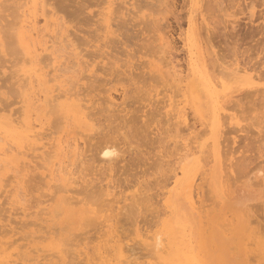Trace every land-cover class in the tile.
Segmentation results:
<instances>
[{
	"label": "rangeland",
	"instance_id": "1",
	"mask_svg": "<svg viewBox=\"0 0 264 264\" xmlns=\"http://www.w3.org/2000/svg\"><path fill=\"white\" fill-rule=\"evenodd\" d=\"M4 1V2H3ZM24 1L25 2H28V0H0V31L2 32V34H4L3 36H6L5 38H7L8 40H10V41H8L7 39H4V37L2 36V34L0 33V36H1V38L0 39H2L1 41H0V108L2 107V109L3 108H5V107H7L8 109H9V111L6 113V110H4V113H2L1 112V110H0V125H1V127H3V129L4 130H2V131H4V132H1L0 133V142H1V144H0V146H3V144H4V146L7 148V149H11V150H9L8 152V155H11V154H13V153H15V154H13V156H11V158L13 159L12 160V162H14V164L16 163V165H13L15 168L17 167L18 168V166L17 165H19V168L21 169V168H24V170H21V171H18V170H20V169H17V171H15V169H13V170H11L12 168L9 166V168H11L9 171L11 172V173H9V171L7 172L6 171V169L5 168H8V167H6V165H4V164H7V163H2L1 165L2 166H0L1 168H0V170H2V172L4 173H2V172H0V177H1V179L3 178V180H1L0 179V184L2 185H0V241L2 242V246L4 247H6V245H8L5 249H7L6 251H5V249H3V247H2V252H1V250H0V257H1V260H3V261H0V264H3V263H5L4 261H6V264H14L15 262V264H18V263H22V264H24V263H27V264H42V263H46V264H130V263H132V264H247L249 261H247V260H250V259H253V256L251 257H248V255H246V254H249L251 251H253L254 253H250V254H255V256L258 254V256L257 257H255L253 260H250V264H256V262H258L257 264H264V254H263V256H262V253H264V251H263V249H264V246H262V245H264V170H263V173H262V176H259V173L257 172V168L259 167V166H262L263 168H264V107L262 106V107H258V106H260L259 104H257L258 106H256V108H257V110L255 109H253V108H255V106L252 108L253 110H251V111H249L248 112V110H249V108H247V109H245V111L247 110V113L244 111V113L242 112L241 113V111L240 112H238V110H235L234 111V109H232V110H230L231 108L229 107V108H227L228 107V105L226 106V104H228V102L226 103V104H224V105H222V102H223V100L224 99H226L225 97H223L224 99L222 100V94L224 95V93L223 92H226L227 91V93L229 92V91H231V89H222L221 88V86H220V88H219V85L217 84V85H215V83H213V81L211 80L212 79V75H214V73L212 74L211 72H210V74H208V72L207 73H205L204 71H203V68H199V72H200V75L203 73V75L204 76H206V78L208 77V79L211 81V83L212 84H214V88L218 91H213V93H212V99H210V103L211 102H215V99H217L216 100V104H217V106L219 107V105L221 104L222 106H224L223 107V109H217V113H218V115H220V114H222V116L223 115H227L228 114V116L229 115H233V116H235V118L234 119H232V120H230L229 118H228V116H227V118L225 119L224 117H222L221 115V119H223L224 118V120H226V121H224L223 122V124H221V121L222 120H220V116H219V121H220V125H219V127H218V130H210L209 128H206V127H204V125H203V127H204V129L203 130H205V129H207L208 130V133H206V134H203V133H200V132H198V135H197V131L196 130H198V129H196V130H194L195 131V133H196V135L198 136V137H196L195 136V138H200V139H198L197 141L198 142H196V141H193L195 138H194V136H191L193 133H191V132H194L193 130H189V129H191V128H193V129H195L194 128V126L193 125H195V127L196 128H199V131L203 128H201L199 125H200V121L198 120V118L197 117H194L193 116V113H192V110H191V108H189V106L188 105H185L186 107H185V112H186V117L188 118V120H187V122L189 123V124H191V128L189 127L190 125H186V126H188V129L186 128V126L184 125V128L185 129H187L188 131H187V133H186V130H184V128H181V127H183V125L182 126H180L181 125V123H180V125H179V132H180V128H181V130H182V132H184L185 134H183L182 132H180V133H182V134H180V133H178V135H177V138H175L176 140H179V142L177 143L176 142V140L174 139V142L173 143H177V148H176V153L173 151V150H170V149H172V147L174 148V144L171 142V141H173L171 138H174V137H176L174 134H172L173 133V131H171L172 129H170L172 126V122H174L175 120H178V119H176V111H177V109L175 108V105H177L176 107L178 108L180 105L182 106V104H183V102H180L178 99H180V100H182L183 99V97L181 98V96L182 95H180V97L178 98V96H179V94H177L176 96H174L173 97V99L178 103V104H176V102L174 101H172L171 99H172V95L173 94H176V93H174L172 90H174V88L173 89H171L172 87H173V83L175 84V88H176V83L177 82H175L176 80V78H178L179 76H183V77H181V79L182 78H184V79H180V80H178V81H180L181 82V84L182 85H180L179 83H177V84H179L180 86H183V83H186V81H185V79L187 80V79H189V77L191 76L190 75V71H189V68H188V62H186L185 60H187L188 61V59H189V56H188V52L187 51H184L185 49H186V47L185 46H183V42H182V40H180V39H178L177 38V36H176V34H177V27H176V22L174 23V19H176L177 17V22H178V26L180 27V30L183 32V34H182V37L184 36V33L186 34V32H188V33H191L192 34V36L194 35V37H196L197 38V40L196 41H199L202 37L204 38L205 37V39L208 41H210V43H211V45L213 46V50H211V49H208V47H207V45H206V47H207V50H208V52H209V50L210 51H214V53L216 54V55H213V53H212V55H209L208 56V54L206 55V53H203L204 54V56H205V58H207L208 59V61H210L211 59L212 60H214L215 61V63L217 62V64H215L216 65V67H217V65L218 66H220L221 68H222V72L224 71H226L225 72V74L227 73V71L230 73V69L231 68H234L235 67V65H230V64H232L233 63V59H234V57L232 56V55H230L229 53H227L228 51H226L227 50V47H230V46H232L233 45V41H235L236 39H238V41H239V50L241 51V52H243L244 54H243V56H240V57H238V60H239V68H241V66H243V61L241 60L240 61V59L241 58H245V60H247V56H250V58H252V62H256V61H258L259 60V58L261 57L259 54L257 55V53L259 52V39H260V35H259V25H256L258 22H259V17L257 18V21L254 23V24H249V23H247V20L245 19V18H240V19H238L237 21H236V24H235V27H234V29H232V25H231V22L230 21H232L233 19H236L237 18V16L239 17V15L237 14L236 15V17H229V15L232 13H234L236 10L233 8L232 9V7H230L229 6V4L227 3V4H225V2H226V0H224L225 2H223L224 3V5H222V7L224 8H222L221 6H214L215 4H214V2H212V0H205V2H207V1H210L211 2V4H208V6L207 5H205V3L203 2L204 0H202V1H200V0H195V1H192V0H174V1H172V0H121V2H122V4L120 5V9H119V7H118V3L120 2V0H118L117 2V7L115 6V4H114V6L116 7H114L113 6V4L112 3H115L116 1H114V0H111L110 2H104V4L106 3L107 5L108 4H111L112 6H113V8L111 7V5H110V8L111 9H113L114 10V8L116 9V11H118V9L120 10V17H119V14L116 12V11H113V10H111V14L112 15H114L115 13V18H114V16H112V15H110V17H109V21L112 19V22L113 21H115V19L117 20V17H118V19L120 20V21H115V22H118V23H116L117 24V26L116 25H114V23L115 22H113V23H110L111 24V27H112V25H113V28H111L110 30H112V33H111V35H110V33L107 35V37L106 38H102V33H103V30H104V27L102 28V25L101 26H97L96 24H95V21H96V19L99 17V16H97L96 17V11H97V9H98V7L95 5V0H92V1H94V5H95V7H94V5H91V4H93V2H91L90 3V8H86V7H83V8H81V4H82V6H83V4L85 3L84 1H86V0H60V1H58V3L60 2V4H61V6H63L62 8H61V6L58 4V5H56V2H57V0H54V2H55V4L53 5V6H55L56 8H57V11L56 12H61L60 14H57V15H61L62 16V19H63V17L65 18L64 20L66 21L67 19L69 20V23L66 21V22H62L61 20H59V16H57V19L55 18V20L53 19L52 20V18H53V16H52V18L50 19V22L52 23L53 21H55V22H57V24L55 23V25H52L51 23V25L52 26H55V28H57L56 27V25L57 26H61V25H63V24H65V26L63 25V26H61V27H59V28H57V29H55V28H53V27H51V25L50 26H48L47 28H44V27H46L47 25H45L44 26V20H43V16L41 15V12L39 13H37L36 14V18L38 19L37 20V22H39V23H36V29H37V33H34V32H32V35L33 36H35L36 37V39L38 40V42L37 41H35V38L33 37V36H31L32 38H28V37H26L25 38V40H28L29 39V44L31 43V45H29V46H31L30 48L32 49V47H34V46H36V49H37V52H38V57H37V60L38 61H36L35 62V64H33V65H31L30 63H24V62H26V61H23V59H24V57H21L22 55H23V51L21 52L20 51V49L22 50V48H21V46L19 45V47H20V49L18 48V47H16L15 45H17L18 46V43L17 44H15L14 42H16L17 41V37H16V40L14 39V40H12L13 38H15V36L13 37V32H15V33H17L15 30V27L17 26V25H19V24H17L16 22H13L14 20L15 21H19V19L17 18L18 17V14H19V16H20V12H21V10H23L24 8H25V6H24V8L23 7H21L20 6V4L22 5V4H24ZM48 2H50V3H48V4H51V2L53 1V0H47ZM46 1V2H47ZM90 0H88V1H86V2H89ZM99 1V0H98ZM126 1V2H125ZM176 1V2H175ZM184 1V3H183V5H182V2ZM214 1V0H213ZM247 3L250 1V0H245ZM256 1H259V0H256ZM54 2H52V4L54 3ZM112 2V3H111ZM166 2V3H165ZM173 2V3H172ZM187 2H188V4H187ZM200 2V3H199ZM204 3V6L206 7L207 6V8L206 9H204V6L202 5L203 3ZM209 2V3H210ZM126 3V4H125ZM202 3V4H201ZM86 5L87 4H89V3H85ZM85 4H84V6H85ZM103 4V3H102ZM100 5V6H102V7H107L106 6V4L105 5ZM168 5H170V6H168ZM182 5V6H181ZM187 5V6H186ZM193 5H195V6H193ZM200 5V6H199ZM202 5V6H201ZM209 5H210V7H209ZM52 6V5H51ZM52 6V7H53ZM99 6V7H100ZM175 6V7H174ZM211 6H213V7H211ZM18 7H19V9H18ZM93 7V8H92ZM97 7V8H96ZM182 7H184V8H182ZM187 7H189V9H187ZM201 7H203V9H201V11H200V8ZM218 7H219V11H217L218 10ZM226 7V8H225ZM228 7V8H227ZM58 8H60V9H58ZM118 8V9H117ZM180 8H182L181 10H180ZM195 8V9H194ZM199 8V9H198ZM210 8H214V10H211ZM217 8V9H216ZM221 8H222V10H221ZM18 9V10H17ZM49 10L50 11V7H47L46 6V10ZM54 9V8H53ZM85 9H87V10H90V12L89 11H87V10H85ZM165 9V11H166V13H165V11H163ZM167 9V10H166ZM16 10L18 11V12H16ZM47 10V11H48ZM99 10V9H98ZM188 10V11H187ZM192 10V11H191ZM198 10V11H197ZM205 10V11H204ZM207 10V11H206ZM209 10H210V12H209ZM91 11H93L94 12V15H93V12H91ZM103 11H105L106 12V10L104 9ZM211 11H213V12H211ZM231 11H233V12H231ZM58 12V13H59ZM78 12V13H77ZM98 12V11H97ZM114 14H113V13ZM164 12V13H163ZM168 12V13H167ZM173 12V13H172ZM175 12H176V14L177 15H181V16H176V14H175ZM198 14H197V13ZM216 12V13H215ZM223 12V13H222ZM18 13V14H17ZM89 13V14H88ZM121 13H122V15H121ZM125 13V14H124ZM187 13V14H186ZM196 13V14H195ZM203 13V14H202ZM225 13H226V15H225ZM38 14H40V15H38ZM117 14H118V16H117ZM151 14V15H150ZM176 16V17H174V15ZM192 14H194V16L195 17H193V15ZM200 14V15H199ZM214 14V15H213ZM5 15H6V17H5ZM8 15H10V16H8ZM148 15H150L149 17H148ZM186 15V16H185ZM199 15V16H198ZM256 15L257 16H259L258 15V12H256ZM55 16V15H54ZM84 16V17H83ZM90 16V17H89ZM144 16V17H143ZM201 19V17H202V19H205L206 21H207V19H210L211 20V23H210V21H207L208 23H210L209 25H213L214 23H213V21L214 20H217L216 21V23L218 22V24H217V26L216 25H214V26H216V28L212 31H210L209 30V33L208 34H206V24H208V23H206V21L205 20H202L201 19V21H200V19H198V17ZM210 16V17H209ZM214 16V17H213ZM42 17V18H41ZM92 17V18H91ZM165 19H164V18ZM174 17V18H173ZM180 17H181V20L182 21H180L179 19H180ZM205 17V18H204ZM207 17V18H206ZM5 18H6V20H5ZM13 18H14V20H13ZM73 20H72V19ZM122 20H124V21H121V19ZM127 18V19H126ZM141 18V19H140ZM146 18V19H145ZM153 19V21L152 20H150V19ZM154 18H155V20L156 19H161L160 21H158V20H154ZM190 18H192V19H190ZM195 18V19H194ZM9 21H8V20ZM16 19H18V20H16ZM61 19V18H60ZM87 19V20H86ZM99 19V18H98ZM144 19H145V21H144ZM198 19V20H197ZM228 19H231V20H229V21H227V23H226V20H228ZM57 20V21H56ZM72 20V22H70ZM127 20V21H126ZM179 20V21H178ZM191 20V21H190ZM193 20V21H192ZM221 20H223V23H220V22H222ZM5 21H7V23L5 22ZM12 21V22H11ZM62 23H61V22ZM150 23V26H149V24H148V22ZM156 23H155V22ZM176 21V20H175ZM202 22L201 24H202V28H203V22H204V31L201 33L200 31H199V29L201 30V25H198V23L199 22ZM60 22V23H59ZM157 22H160V23H157ZM182 22V23H181ZM198 22V23H197ZM215 22V21H214ZM229 22V23H228ZM15 23V24H14ZM70 24V25H72L73 26V28H72V26L70 27V25H68V24ZM87 23V24H86ZM148 25H147V24ZM182 24V25H179V24ZM189 23H191V24H189ZM213 23V24H212ZM215 23V24H216ZM220 23V24H219ZM232 23H233V21H232ZM5 24V25H4ZM11 26H10V25ZM13 24H14V28L12 29V27H13ZM17 24V25H16ZM48 24V23H47ZM61 24V25H60ZM67 24V25H66ZM89 24H90V26H89ZM93 24V25H92ZM121 24H123V25H121ZM154 24V25H153ZM156 24V25H155ZM173 25V26H169V25ZM6 25H8V26H6ZM118 25H121V27H119ZM146 25V26H145ZM158 25V26H157ZM161 25V26H160ZM193 25V26H192ZM222 25V26H221ZM3 26V27H2ZM5 26V27H4ZM38 26V27H37ZM196 26H198V29H197V27ZM224 26V28H222ZM8 27H9V29H8ZM18 27V26H17ZM16 27V28H17ZM67 29H66V28ZM120 28V30H118L119 28ZM158 27V28H157ZM161 27V28H160ZM172 27H174V29L172 28ZM191 27H192V29H191ZM200 27V28H199ZM209 27V26H208ZM218 27H221V28H218ZM61 28V29H60ZM95 28H98V30H99V33H98V31H97V35H99V38H100V36H101V39H98V45L100 44V45H103V47L100 49V53H102L103 52V54L105 53V54H109L107 57L109 58L110 57V60L108 59V58H106V56H105V58L106 59H108V60H106L105 58H104V56H103V58L104 59H102V56L100 57V56H97L98 54H100L98 51H95V53L96 52H98L96 55H93L94 56V58H92L93 56L90 54L89 55V53H87V52H91L92 51V48H90V47H88V45H86L85 46V42H84V40H86V41H88V39H90V37L92 36V34H93V32H91L92 30H95ZM114 28H117V30H115ZM185 28V29H184ZM219 30H218V29ZM39 29V30H38ZM41 29H42V31H41ZM43 29H45V30H43ZM58 29H60V30H58ZM65 29H66V31H68L67 33L70 35L69 37H71L72 38V40H73V38H74V40L72 41V42H74V43H78V41H79V43L78 44H80V45H78V46H76L77 45V43H76V47H78V50H79V48H80V50H82V52L84 51V53L86 52L87 54H88V56H87V58H85V54L83 53V55H82V53H81V55H80V53H79V51H78V53L76 52V49H74L73 48V46L71 45V44H69L68 45V43H71V41L70 42H68V40H67V38L65 37V34H67V33H65L66 31H65ZM69 29V30H68ZM77 31H76V30ZM103 29V30H102ZM171 29H172V31H173V34H172V31H171ZM187 29V30H186ZM13 30V31H12ZM51 30V31H50ZM62 30V31H61ZM65 32H64V31ZM75 30V31H74ZM215 30H217V31H215ZM9 31L10 32H12L11 34L9 33ZM40 31V32H39ZM50 31V33H48L47 34V32H49ZM100 31H102V33L100 32ZM117 31V32H116ZM41 33V32H43V36L42 35H40L39 33ZM53 32H56V33H53ZM74 32H76L77 34V36H74V37H72L73 35H75L74 34ZM113 32H115V35H116V38H112V37H114V34H113ZM120 34H119V33ZM59 33V34H58ZM60 33H62V34H60ZM91 33V34H90ZM117 33H118V35H117ZM171 33V34H170ZM200 33L202 34V36L200 35ZM204 33V34H203ZM7 34V35H6ZM10 34V35H9ZM45 34V35H44ZM64 34V35H63ZM68 34L66 35V36H68ZM73 34V35H72ZM85 36H84V35ZM88 34V35H87ZM101 34V35H100ZM200 36H199V35ZM42 36V37H39V36ZM50 35H53V38H52V40H55L56 41V43L54 44V46L55 47H52V48H49V49H47V50H45V54H47V52L48 51H51V50H53V51H51V52H53L54 53V51H55V53H54V55L56 54V55H58L59 57H57L56 58V55L54 56L53 54V56L52 55H50L51 56V58L53 57H55V59H57V60H55V59H51V60H49L50 59V56L49 55H46V56H44V58H47L49 61H47L48 63L50 62L51 63V65H53L52 67L50 66V67H48V65L50 64H48L47 62H44V60L46 61V59H44L43 58V55L44 54H42V51H41V45H42V43H43V40H42V38H44L45 39V37H46V39L45 40H49V38H51V36ZM61 35H63L62 37H61ZM91 35V36H90ZM210 35V36H209ZM8 36V37H7ZM39 37V39H38V37ZM45 36V37H44ZM56 36H57V38H56ZM89 38H88V37ZM112 36V37H111ZM175 36V37H174ZM3 37V38H2ZM11 37H12V39H11ZM49 37V38H48ZM65 37V39L67 40V41H65L64 39H62V38H64ZM68 37V39H71V38H69ZM86 37H87V39H86ZM167 37V38H166ZM170 37H171V39H170ZM198 37H201V38H198ZM210 37V38H209ZM10 38V39H9ZM34 38V39H33ZM56 38V39H55ZM77 38V39H76ZM112 38V39H111ZM164 39L163 40V42L161 41V39ZM176 39V41H175V39ZM63 40V41H60V40ZM79 39V40H78ZM108 39H109V41H108ZM171 40V41H168V40ZM211 39V40H210ZM11 40H12V42H11ZM51 40V39H50ZM78 40V41H77ZM83 40V42H81ZM112 40H114V41H112ZM122 40V41H121ZM203 40V39H202ZM202 40H200V42L199 43H197L196 41H195V45L196 46H198V44H201L202 42ZM206 40H205V42H206ZM263 40V39H262ZM31 41V42H30ZM32 41H34V42H32ZM40 41V42H39ZM159 41V42H158ZM166 41V42H165ZM174 41L176 42V43H174ZM204 41V40H203ZM10 42V43H9ZM36 42H37V44H36ZM63 42V43H62ZM66 42V43H65ZM68 42V43H67ZM81 42V43H80ZM100 42V43H99ZM108 42V43H107ZM112 42H114V43H112ZM204 42V43H205ZM5 43V44H4ZM14 43V44H13ZM103 43V44H102ZM110 43V44H109ZM147 43H149L148 45H147ZM161 43V44H160ZM163 43H165V47H166V45H167V47L166 48H168V46L171 48L170 50V52H172V53H170L169 54V50L168 49H163V50H166V52L165 53H167V54H169V56L167 57V55H163V53L161 52V51H163V50H160V48H164V44ZM169 43V44H168ZM201 44L202 45V47L205 45V44ZM8 44L10 45L9 46V48H8ZM83 44V46L81 47V45ZM171 44V45H170ZM175 44V45H174ZM182 44V45H181ZM206 44H207V42H206ZM225 44H227V47L225 46ZM68 45V46H67ZM106 45V46H105ZM113 45H114V47H113ZM143 45H145V46H143ZM155 45H160L159 47V50L157 49L158 47L157 46H155ZM163 45V46H162ZM229 45V46H228ZM70 46H72V48H70ZM74 46V47H75ZM182 46V47H181ZM16 47V48H15ZM39 49H38V48ZM62 47V49H60ZM75 47V48H76ZM109 49H108V48ZM147 47V48H146ZM156 47V48H155ZM176 47V48H175ZM183 48V50L181 49V48ZM225 47H226V50H225ZM258 47V48H257ZM41 48V49H40ZM66 50H65V49ZM83 48V49H82ZM88 48V49H87ZM111 48H112V50H111ZM7 49H9V50H7ZM16 49V50H15ZM51 49V50H50ZM56 49V50H55ZM58 49V50H57ZM70 49H72V50H70ZM74 49V50H73ZM87 50V51H85V50ZM146 49V50H145ZM147 49H148V51H147ZM155 49H157L156 50V52L154 51ZM5 50H6V52H5ZM14 50V51H13ZM17 50H18V52H17ZM89 50V51H88ZM91 50V51H90ZM94 50H96V49H94ZM102 50V51H101ZM111 50V51H110ZM168 50V51H167ZM173 50V51H172ZM179 50H181V51H179ZM216 50V51H215ZM9 51V52H8ZM12 51H13V54H12ZM146 51V52H145ZM176 51V52H175ZM179 51V52H178ZM40 52V53H39ZM92 52H94V51H92ZM160 52L162 53L161 54V56L162 57H167L168 58V62H166V63H170V64H164V67H166L167 65H168V70H169V68L171 69V67H172V70L171 71H173V70H177L178 69V71L177 72H175V71H173L174 73H172V72H170V70H169V72H168V75H167V71H165L164 70V68H162L163 67V63H161L160 61L162 60L161 58V56H160ZM187 52V53H186ZM257 52V53H256ZM11 53V54H10ZM22 53V54H21ZM94 53V54H95ZM112 53V54H111ZM158 53V54H157ZM164 53V54H165ZM227 53V54H226ZM18 54V55H17ZM21 54V55H20ZM77 54H79L80 56H82L83 58H81L79 55H77ZM186 54V55H185ZM218 54V55H217ZM10 57H9V56ZM12 55V56H11ZM40 55V56H39ZM41 55H42V57H41ZM110 55H112V56H110ZM196 55H198V56H196ZM222 55H223V57H222ZM225 55V56H224ZM262 55V54H261ZM19 56H20V59H19ZM48 56H49V58H48ZM61 56V57H60ZM80 58H79V57ZM97 56V57H96ZM114 56V57H113ZM158 56H160L159 58H160V61H159V63H161V64H158V62L156 61L155 62V60L156 59H158L157 57ZM194 56H195V58H198L199 57V51H197L196 49H194ZM210 57L211 58V56H212V58L209 60V58L208 57ZM216 56L217 57H220V58H218V59H216ZM15 57V58H14ZM90 57V58H89ZM99 57V58H98ZM112 57V58H111ZM169 57H171V58H169ZM187 57V58H186ZM13 58H14V60L16 61H13ZM163 59V60H166V59ZM174 58V59H173ZM225 58V59H224ZM17 59V60H16ZM172 59V60H171ZM176 59V60H175ZM180 59V60H179ZM83 62H82V61ZM85 60V61H84ZM88 60V61H87ZM94 60V62L91 64V62ZM103 61V62H101V61ZM148 60V61H147ZM171 62H170V61ZM182 60V61H181ZM212 60H211V62H212ZM261 60V59H260ZM259 60V61H260ZM40 61V62H39ZM42 61V62H41ZM52 61V62H51ZM53 61H55L56 63H54ZM81 61V62H80ZM106 61H108V63L106 62ZM185 61V62H184ZM206 59H205V63H206ZM232 61V62H231ZM15 62V63H14ZM80 62V63H79ZM87 62V63H86ZM100 62V63H99ZM105 62V63H104ZM148 62V63H147ZM164 62V61H163ZM177 62H179V63H177ZM14 63V64H13ZM18 63V64H17ZM39 63V64H38ZM42 63H46V64H48L47 65V68L48 69H54L55 68V71H50V72H52V74L50 73V77L53 75V76H59V75H57V74H61L59 77H57V78H55L53 81H52V79H51V81L50 80H47V81H45L43 78H44V76H42V75H40V71L36 68V67H38L39 68V66H42V67H44V64H42ZM85 63V64H84ZM88 63H89V65H88ZM96 63V64H95ZM98 63H99V65H98ZM102 63V64H101ZM107 63V64H106ZM110 63V64H109ZM151 63V64H150ZM165 63V62H164ZM172 63H174V64H172ZM212 63H214V62H212ZM210 64V62H209V64L207 65V67L208 68H212V70L214 69V70H216V73L218 74V73H220L218 70H220L221 68L220 67H217L218 69H215V68H213L215 65H213V64ZM230 63V64H229ZM42 64V65H41ZM172 64V65H171ZM176 64V65H175ZM226 64V65H225ZM252 64V63H251ZM79 65V66H78ZM87 67H86V66ZM175 66V68L176 69H174V66ZM178 65V66H177ZM185 65L187 66V68L185 67ZM211 65H213V67H209V66H211ZM229 67H228V66ZM258 65H259V63H258ZM95 66H97V67H95ZM153 66V67H152ZM162 66V67H161ZM169 66H171V67H169ZM177 66V67H176ZM105 67V68H104ZM106 67H107V69H106ZM179 67H180V70H179ZM225 67H227V68H225ZM46 67L45 68H43V70H46V71H48V69H47ZM155 68V69H154ZM162 69L163 71H165V73H166V77H168L169 76V74H170V76L172 77L171 79L173 80L174 79V81H173V83L172 84H170L171 86H167V85H169V82L170 81H167V80H171V79H167V78H165L164 76H162L163 74H161V72H162V70H160V69ZM181 68H184L185 69V71H183L184 69H181ZM32 69V70H31ZM35 69H37V70H35ZM96 69V70H95ZM103 69V70H102ZM106 69V70H105ZM201 69V70H200ZM105 70V71H104ZM155 70H157V73L159 74V76H161V79H160V77L158 76V77H156V73H154L153 75L157 78H155V77H151V79H150V77L149 76H153V75H148V74H151L152 73V71H154L155 72ZM208 70V69H207ZM211 70V69H210ZM211 70V71H212ZM24 71H26V72H28V73H30V72H32L33 74H39V77L41 78V79H43L42 80V84H41V86H42V88L44 89H42L41 91H40V89L41 88H39V86L40 85H35L37 82H33V87H31V89L33 88V90L30 92V91H28V89L29 90H31L29 87H30V85H26V83H24L25 82V78L23 79V77H24V74H22V73H24ZM49 71H48V73H49ZM95 71H97V72H95ZM218 71V72H217ZM182 73V75H178V74H181ZM215 72V71H214ZM222 72H221V75L222 76H226L227 74V76L225 77V79L226 78H228L229 79V77L228 76H230L229 75V73H227L226 75H224V74H222ZM249 72V71H248ZM47 73V72H46ZM47 73V74H48ZM55 73H57V74H55ZM97 73V74H96ZM172 73V74H171ZM64 74V75H63ZM157 74V75H158ZM161 74V75H160ZM253 71L250 73H248V75H250L251 77H253L252 78V80H253V82H252V80L250 81H248V83H247V81L245 82L244 80H248V79H245V78H242L241 79V84H242V87H243V89H240V90H237L238 91V93L236 94L235 93V91L233 92V93H235V96H234V94L232 95L233 97H235V98H238L237 96H239L238 94L239 93H241V91H243L244 90V88L245 89H247V91L248 90H250V87H251V85L253 84V86H255V85H257L258 84V86H259V84H260V82H263L262 80H259V79H257L256 78V76H253ZM63 75V76H62ZM175 75V76H174ZM202 75V76H203ZM211 75V76H210ZM216 75V74H215ZM213 76L214 78V81L216 80V79H218V78H216V76ZM255 75V74H254ZM23 76V77H22ZM55 76V77H56ZM187 76V77H186ZM203 76V77H204ZM218 76H220V74H218L217 75V77ZM93 77V78H92ZM176 77V78H175ZM221 77V76H220ZM256 79H255V78ZM46 78H48V76L46 77ZM59 78V79H58ZM66 79V81L64 80V79ZM87 78H89V79H87ZM170 78V77H169ZM192 78V76L190 77V79ZM64 80L63 82H62V80ZM91 79V80H90ZM96 79L98 80V81H96ZM159 79V80H158ZM164 79L166 80L165 82L167 83H165L164 82ZM204 79V78H203ZM221 79L225 82V84L226 83H229L228 81L229 80H225L224 78H222L221 77ZM61 80V81H60ZM255 80V81H254ZM258 80V81H257ZM24 81V82H23ZM26 81H27V79H26ZM60 81V82H59ZM94 83H93V82ZM217 81V80H216ZM231 81H233V80H231ZM22 82L24 83V84H22ZM46 82H49V83H46ZM56 82V84L57 85H61L62 83V87L65 89V88H68L67 90L65 89V91L60 87V86H58V88L56 89L55 87L57 86L56 84V86L55 85H53L54 83ZM67 82V83H66ZM87 82V83H86ZM89 82V83H88ZM91 82V83H90ZM22 84V85H24V92L27 94V93H29V94H27L28 96H30L31 98V101L34 103H31V101H29L28 102V100L26 101V103L25 102H21L22 101V97H24L26 94L24 93V94H22V97H21V95L18 93V92H23V91H21V87H23L22 85L20 86V84ZM46 85H45V84ZM163 83H165L164 84V86H163ZM231 83V82H230ZM226 84L227 85V87H229V88H231V86H233V85H231V84ZM251 85H250V84ZM255 83H257V84H255ZM47 84L48 85H51V86H47ZM65 84V85H64ZM87 84V86H85ZM89 84V85H88ZM233 84V83H232ZM25 85H26V89H25ZM94 85V86H93ZM120 85H122V86H120ZM179 85H178V87H179ZM235 85L236 84H234V86H233V90H234V87H235ZM245 85V86H244ZM38 86V87H37ZM89 86V88H87ZM128 86V87H127ZM131 86H132V89H133V87H134V89H136V90H133L132 91V89H131ZM138 87V89H137V87ZM216 86H218V87H216ZM35 87V88H34ZM126 90V92H127V94H126V97H129L128 99H126L125 101L127 102H125L124 104H122L121 106H120V104L122 103V101L123 100H121V96H120V91H122L123 90V88ZM165 87V88H164ZM171 87V88H170ZM37 88V89H36ZM92 88H93V90H92ZM128 88V89H127ZM129 88H130V91H128L129 90ZM162 88H164V90H162ZM167 88H170L171 90L170 91H172L173 93H171L170 91H169V89L168 90H166ZM59 89V90H58ZM62 89V90H61ZM79 89V90H78ZM83 89V90H82ZM90 89H91V92H90ZM115 89V90H114ZM179 89V88H178ZM215 89H213V90H215ZM220 89V90H219ZM252 90H253V88H251ZM47 90V91H46ZM54 90V91H53ZM59 91L60 93H61V95L60 96H62V94L63 95H65V96H70V98H68V103H67V99H66V97H64V96H62V98H60L59 97V92H57V91ZM85 90V91H84ZM95 90V91H94ZM212 90V89H211ZM36 91H37V93H39V95L36 93ZM39 91V92H38ZM49 91V92H48ZM73 93L74 92V94H75V91H76V93L77 94H79V92L83 95V98H82V95H80L79 94V96L78 95H76V96H74V97H79L80 99H84V100H87V101H96V103L95 102H92V103H95V104H91L90 102H88L87 103V107L85 108V103L87 102V101H85V102H83L84 104V108L85 109H88V111L86 110L85 112H84V108H83V105H81V101H80V99L79 98H77V100H75V102H76V104H74L75 102H73L74 101V99H76V98H72V94L71 95H69V93ZM78 91V92H77ZM86 91H88V93H90V94H88ZM135 91V92H134ZM175 91V90H174ZM222 91V92H221ZM246 91V90H245ZM251 91V90H250ZM33 92H35V93H33ZM42 92H44V93H42ZM48 92V93H47ZM64 92H66V94L68 93V95H66ZM83 92V93H82ZM164 92H166V93H164ZM168 92H170L171 93V95H169L168 94ZM175 92H177V89H176V91ZM18 93V94H17ZM34 95H33V94ZM41 93V94H40ZM55 93H57V98H55V96H53V94H55ZM133 93V94H132ZM157 93V94H156ZM163 93H164V95H166L165 97L163 96ZM178 93V92H177ZM179 93L181 94V92L179 91ZM30 94H32V95H30ZM42 94H44V95H42ZM87 94H88V96H90V97H88L87 96ZM91 94H92V96H91ZM19 95V96H18ZM24 95V96H23ZM26 95V96H27ZM86 95V96H85ZM155 95V96H154ZM216 95V96H215ZM220 95V96H219ZM237 95V96H236ZM33 96V97H32ZM35 96V97H34ZM52 97V99H51V97ZM108 96V97H107ZM153 96V97H152ZM203 97L201 98V100H202V102H204V101H206L207 99H205L206 97H204V95H202ZM214 96V97H213ZM218 96H219V98H218ZM241 96V95H240ZM36 97H38L37 99H35ZM49 98V100H50V102L49 101H44V100H47L46 98ZM93 99H92V98ZM99 98L98 100H96V98ZM114 98V100H112V101H114V102H111L109 99L110 98ZM171 97V98H170ZM216 97V98H215ZM33 98H34V101H33ZM58 98H60V99H58ZM65 99V101H64V99ZM72 98V99H71ZM100 98H101V100H100ZM107 98H108V102H107ZM163 100L162 102L160 101L159 102V100ZM160 98H162V99H160ZM163 98H165V100H167V102L163 99ZM177 98V99H176ZM221 98V99H220ZM20 99H21V101H20ZM53 99H57V101L58 102H60L61 103V105H58V104H56L57 106H56V109L58 110V112H57V110L55 109V106H54V108H50V106L48 107L47 105H46V102H49L51 105H52V103H53ZM150 99V100H149ZM155 99V101H154V104H157L156 102H157V100H158V104L156 105V107H154V108H156L155 110H153L152 108H153V106H155L154 104H153V106H150V104L151 103H153V100ZM219 99L220 100H222V102L221 101H219ZM37 102H36V101ZM40 100H42V101H40ZM54 100V101H55ZM73 100V101H72ZM121 100V101H120ZM129 100V101H128ZM151 100H152V102H151ZM80 101V104L78 103ZM97 101H98V103H97ZM110 101V102H109ZM116 101L119 103V105H118V103H116ZM164 101H165V103L167 104V105H165V103H164ZM172 101V102H171ZM179 101V102H178ZM217 101H219L218 103H217ZM21 102V103H20ZM44 104H43V103ZM99 102L101 103L100 104V106L98 105L99 104ZM103 102V103H102ZM121 102V103H120ZM225 102V101H224ZM223 102V103H224ZM23 103V104H22ZM28 103H30L31 104V106L33 105V106H35V105H37V109H38V111H37V109H35L36 110V112L38 113V114H35V113H33L32 111H31V108H33L34 109V107H31L30 109H28V110H30L29 112H31V113H29L28 111H27V108H29V104ZM36 103H38V104H36ZM93 105V106H95V105H97V106H99V108L101 107V105H102V108L104 107L105 108V106H107V109L108 110H105V109H103V111L104 112H101L102 111V108L101 109H99V110H101V111H99L98 112V110H96L97 109V106H95L94 107V110L95 111H97V113H96V115L98 114V113H100L101 112V115L99 114V116H96L95 114V116L94 117H97V118H99L98 119V121L95 119V118H92L91 116L93 115V110H91L89 107H91V105ZM105 103V104H104ZM109 103H111V105H112V103L114 104V105H112V108H110L109 107ZM170 103V104H169ZM171 103H175L174 104V106L171 104ZM220 103V104H219ZM21 104V105H20ZM55 104V103H54ZM53 104V105H54ZM63 104L65 105V106H63ZM70 104H72V105H70ZM81 105L82 107H81V109H80V107H79V105ZM22 105L24 106V108L22 107ZM68 105H70L71 107H70V109H69V106ZM77 105V106H76ZM90 105V106H89ZM104 105V106H103ZM117 105H118V107H117ZM125 105V106H124ZM152 105V104H151ZM159 105V107H161V112L160 113H156V112H159V109L160 108H158V110H157V106ZM164 105V106H163ZM170 105V106H169ZM171 105L173 106V107H171ZM5 106V107H4ZM93 106L91 107V108H93ZM122 106H124L123 108L124 109H121L122 108ZM180 106V107H181ZM36 107V106H35ZM62 107V108H61ZM75 107V109H73L74 111H72V109L71 108H74ZM121 107V108H120ZM188 107V108H187ZM203 107H205V109L207 108L208 110H206V112L207 113H209L208 111H209V108H208V106H203ZM226 107V108H225ZM44 108V109H43ZM63 109V108H65L64 110H61L62 111V115H60L59 113H60V109ZM77 108H78V110H77ZM126 108V109H125ZM11 109V110H10ZM20 110V109H22V110H20V113L21 112H23L24 114V116H22V113H21V115H20V119H25V118H28V120L27 119H25V120H27V121H29V123H31V119H33L34 118V114H35V116L36 115H38V116H36L37 117V119H40V121L39 120H37V121H35L36 120V117H35V120L33 119L32 121H35V123L34 122H32L31 124L32 125H30V127H27L28 129V131L26 132V129H25V127L24 126H22L23 128H16V129H13V127H10V128H8L5 124H3V123H5L3 120L5 119V118H7L8 119V117H9V114H10V117H11V114H13L12 115V118H15V115L17 114V117H18V112L19 111H17V110ZM48 109L50 110V111H48ZM69 109V110H68ZM119 109H121V110H123V112H120L119 111ZM155 112L156 110V112H155V114H154V112L152 111V110ZM168 109H169V111H168ZM34 110V111H35ZM39 110H41V111H39ZM52 110V111H51ZM71 110V111H70ZM111 112H110V111ZM124 110H125V112H128V113H126V114H122V116H121V113H124ZM147 110H151V113H152V115L154 116H152L151 114V116L150 115H147V113H150V112H146L145 113V111H147ZM203 110H204V108H203ZM16 112V114H15V112L14 113H12V112ZM28 113H27V112ZM47 111V112H46ZM55 111H56V113H55ZM68 111V112H67ZM69 111H70V113H72L73 114V112H75L76 111V113H74V117L70 114V116H68V114H69ZM84 112V114H83V112ZM90 111V112H89ZM91 111H92V115L90 116V115H87L86 116V118L84 117V115L85 114H90L91 113ZM112 111H113V114L115 113V116H112L111 114H112ZM166 111H167V113H166ZM172 113H171V112ZM188 111V112H187ZM49 112V113H48ZM109 112V113H108ZM119 114H118V113ZM190 112V113H189ZM204 112H205V110H204ZM235 112H237L236 114H235ZM260 112V113H259ZM58 113V114H57ZM80 113V114H79ZM82 113V114H81ZM95 113V112H94ZM106 113H108V114H106ZM111 113V114H110ZM121 117H117V118H119L120 120H118V119H116V118H114V117H116V116H118L117 114ZM164 113V114H163ZM174 117H172L171 116V118L169 117L170 116V114ZM250 113V114H249ZM32 114V115H31ZM53 114H54V116H53ZM79 114V115H78ZM167 114H169V116L167 115ZM238 114L241 116V117H243V118H241L240 116V119H238ZM30 115H31V117H30ZM56 115H57V117L58 116H61L62 118H66L67 119V121H66V119H59L58 120V118L56 117ZM79 116V117H76V116ZM106 115V116H105ZM123 115H124V117H123ZM126 115V116H125ZM129 115V116H128ZM147 115V116H146ZM165 117H164V116ZM208 115V114H207ZM207 115H206V118H207ZM249 115V116H248ZM261 115H262V117H261ZM5 116V117H4ZM64 116V117H63ZM69 118H71V116L74 118V119H68L67 117ZM83 116V117H82ZM107 116H109V117H107ZM131 116V117H130ZM189 116V117H188ZM250 116H253L254 118H252V117H250ZM22 117V118H21ZM55 118V120H54V118ZM81 117V118H80ZM89 117H90V119H91V124H90V122H89V124H88V120H89ZM129 117L131 118L130 120V122L128 121L129 120ZM150 117V118H149ZM164 117V118H163ZM169 117V118H168ZM194 117V119H192ZM245 117V118H244ZM248 117H250L249 119H246V118H248ZM260 117V118H259ZM3 118V119H2ZM31 118V119H30ZM53 118V119H52ZM77 118H79V121H82L83 120V122H78V119ZM106 118V119H105ZM126 118V119H125ZM128 118V119H127ZM133 118V119H132ZM173 118V119H172ZM43 119H44V123H43V125H42V121H43ZM57 119V120H56ZM104 119H105V121H104ZM107 119L108 120H110V121H108V122H110V125L112 124V126L114 127L113 129H112V126H108L107 127V129H109V128H111L112 130H114L115 131V133L114 132H111L110 130H107L106 131V129H102L101 127H99V125H101V122H99V120H101L102 121V125H103V121H104V123L105 124H107L108 122H106L107 121ZM113 119H114V121H115V119H116V122H114L113 121ZM122 119H125V120H127L129 123H127V124H129V125H124L125 123H123L121 120ZM164 119H169L168 121H170V123L168 122V121H166V122H168L167 124H169V125H167L165 122H164V124L165 125H167V126H164L165 128H163V130H161L162 128H161V122L164 120ZM170 119H172V120H170ZM175 119V120H174ZM237 119V120H236ZM245 119V120H244ZM53 120V121H52ZM63 120H64V123H67V124H60V122H62L63 123ZM71 121V123H68V121ZM85 120V121H84ZM92 120H94V124H93V121ZM125 120H123L124 122H125ZM132 120H134V124H135V126H134V124L132 123ZM161 120V122H159ZM196 120V121H195ZM55 121H57V122H55ZM66 121V122H65ZM69 121V122H70ZM96 121V122H95ZM120 121H121V123H120ZM153 121V122H152ZM172 121V122H171ZM191 123H190V122ZM193 121V122H192ZM40 123L41 122V124L40 125H38V123ZM85 122V123H84ZM99 123V125H98V123ZM111 122H113V123H111ZM226 122V123H225ZM37 123V124H36ZM54 126H56V127H53V125ZM96 123H97V126H98V128H99V130L96 128L97 126H96ZM116 123H117V125H118V123H119V128L117 127V129H115V126H116ZM122 123H123V127H122ZM150 123V124H149ZM163 123V122H162ZM224 123L226 124V126H227V128H229L230 127V130H231V132L229 131V133H228V130H227V128L226 127H224L225 125H224ZM35 124V125H34ZM50 124V125H49ZM56 124V125H55ZM58 124H60V127H57L58 126ZM72 125V124H74L73 126H68V128H69V132H68V129L65 127L66 125ZM94 125L93 127L91 126V125ZM105 124L102 126V127H105ZM133 124V125H132ZM147 124L149 125V126H147ZM163 124V125H164ZM193 124V125H192ZM4 125L6 126V127H4ZM51 125H52V127H51ZM61 125H63V128H61ZM89 125V126H88ZM159 125V126H158ZM162 125V126H163ZM224 125V126H223ZM243 126V127H241V126ZM85 126H87V127H85ZM96 126V127H95ZM121 126V127H120ZM126 126V127H125ZM127 126H129L128 128H131V127H133L134 126V128H135V130L133 129V128H131L130 130L127 128ZM131 126V127H130ZM146 126H147V128L148 129H146ZM156 126V127H155ZM202 126V125H201ZM241 128H240V127ZM76 127V128H75ZM94 127H95V129H94ZM157 127H160V128H158V131L159 132H163L164 130V132H163V134H160L159 132H157ZM231 127H234V130L233 129H231ZM238 129H241V130H237L236 128ZM245 127V128H244ZM32 128V129H31ZM55 128H57L56 129V131H54L55 130ZM67 129V132L69 133V134H67V132H65L66 131V129ZM90 128V129H89ZM91 128H93V129H91ZM124 129V131L123 130H120V133H121V131H123V133L125 132V130H126V128H127V130H126V132L128 131V134L125 132L124 134H126V138L125 139H127V140H125V143H122L121 145H118V147H120V146H122L123 144H124V146L122 147V148H127V146H126V144H128V143H130V141H131V144H132V141H133V144H132V146H137V148H138V146H139V148L137 149L138 151L136 152V150H133V152L131 151V152H129V153H131V154H128V155H132L133 156V158H134V160L132 159V156H131V158H130V160H129V156L125 153L124 154V156H123V158H125L124 160H121V161H119L118 162V158L116 159V163L117 164H114L113 163V169H112V167H111V169H108L107 168V166H106V168H107V170L106 169H104L103 171L99 168L100 166L99 165H104V164H102V162L103 161H101V163H99V162H96L95 161V163L94 162H92V160L94 159V160H103V158H96L97 157V155L96 156H94V155H92L90 152H91V150L89 151V150H87L89 147L90 148H92V152L93 153H95L94 151V149L96 148V139L98 138V139H100V140H103L104 139V137L106 138L107 136L106 135H109V134H105V132H108V133H110V135L112 134V135H117V133H118V137L120 138V133H119V129ZM152 128V130H151V132L153 131V132H155L154 133V135H153V132L152 133H148L149 131H150V129ZM201 128V129H200ZM226 128V129H225ZM245 129L244 131H243V129ZM2 129V128H1ZM0 129V130H1ZM8 129V130H7ZM30 129H31V131H30ZM36 129H37V131H39V129H40V131H39V133L36 131ZM60 129H62V131H60ZM63 129H65V131H63ZM71 129H73V130H76V132L77 133H81V134H86V133H90L91 135H92V131L93 130H95L94 132V134H93V136L92 137H89V136H91L90 134H89V138L90 139H88V143H89V141H90V143L91 144H93V145H91L90 143H89V145H91V146H89V147H87L88 145H87V143L86 144H83L82 145V143H83V139L84 138H81L82 137V135H81V137L79 138V137H77V138H75L76 137V135L77 134H75V131H74V133L72 134L71 132L73 131V130H71ZM84 131H83V130ZM87 129H89V130H87ZM97 129V130H96ZM102 129V130H101ZM167 129H170V131H171V134L172 135H174V137H171L170 139H171V141H170V139H169V135H170V131L168 132V130ZM223 131L224 129V131L223 132H225L226 130H227V133L229 134H227L226 132H225V134L221 131V130ZM236 129V130H235ZM23 130H24V132H23ZM35 131V132H37L36 134L37 135H39L41 132H42V134H40V136L41 137H44L45 136V138H47V139H45V138H43V140L40 138V136H38V138L37 139H41L42 140V143L45 145L48 141H49V143L50 144H52V145H54V141L55 140H57V141H55V144H56V142H58L59 140H60V138H61V140H60V144H61V141H62V139H63V137H64V141H66L65 143H66V145L69 147L68 149L65 147V144H64V142H62V147L63 148H61V150H63L64 149V152H65V155L66 154H68L69 155V153L71 152L72 153V151H74L73 153H75L76 151H77V148H76V146H77V144H75L76 146L74 147L73 146V144L76 142V143H78L79 144V151H80V153L78 152V155H80L79 156V158L77 159L76 158V156L78 157V155H77V152H76V155L74 154L73 155V153L71 154L70 153V155L68 156V157H66L65 155H63L62 153H64L63 151H61L60 150V148H58L57 146V144H56V149H54L55 147V145L52 147V145H50V146H44V145H42L41 146V140H40V144L38 143L39 142V140H36V138H34L33 136V138H31V136H29V138L28 139H24L23 138V135H25V134H29V135H32V134H34L35 135V132H33V131ZM60 131V132H65L64 134H65V136L66 135H69V137L67 136L66 138H65V136H64V134L62 135V133H61V135H59L58 133H57V131ZM70 130H71V132H70ZM149 130V131H148ZM155 130V131H154ZM233 130V131H232ZM5 131H6V133L8 134L9 133V137L8 136H6L5 134ZM13 131H14V133H13ZM50 131H53L52 133H53V135H51V136H47V134H50ZM58 131V132H59ZM79 131V132H78ZM86 131H89V132H86ZM130 131V132H129ZM132 131V132H131ZM135 131V133H133ZM148 131V132H147ZM211 131V132H210ZM29 132V133H28ZM48 132V133H47ZM56 132V133H55ZM59 132V133H60ZM146 132L148 133V137H146L145 135H147L146 134ZM205 132H206V130H205ZM32 133V134H31ZM104 133V134H103ZM130 133H131V135H130ZM137 133V134H136ZM157 133V134H156ZM158 133H159V136L161 137L162 136V138H165L164 140L163 139H161L160 141L161 142H163V141H165L166 140V142L165 143H161L160 141H158L159 139H160V137H158ZM165 133H166V136L168 137V139H167V137H165ZM169 133V134H168ZM190 133V134H189ZM224 135H227L228 136V140L227 139H223L222 138V135L223 134ZM14 134H16V136L14 135ZM57 134L59 135V136H61V137H59V140L58 139H54L53 138V136L56 138V136H57ZM79 134H78V136H79ZM179 134L180 135H182L181 137H179ZM199 134L201 135L202 134V136L201 137H199ZM219 134V135H218ZM3 135H5V138L8 140H6L5 138H4V136ZM10 135H12L11 137H10ZM73 135V138L71 137ZM87 135V134H86ZM115 135V136H116ZM133 135V136H132ZM138 135V136H144V139H142L141 137H139L138 138V136H137V138H136V136ZM190 135V136H189ZM193 135H195V134H193ZM36 136V135H35ZM75 136V137H74ZM129 136V137H128ZM158 138H157V137ZM186 136H188V137H192V140H190V138H189V140H188V138L186 139ZM226 136V137H227ZM3 137V138H2ZM37 137V136H36ZM51 137V139L50 140H48V138H50ZM85 137H87V136H85ZM96 137V138H95ZM134 139H133V138ZM149 140V138L152 140H149V141H151L150 143L151 144H153L152 145V147H154L155 148V146L157 145V149L155 148L154 149V153H155V151H157L156 153L158 154V151L159 152H162L163 151V147L165 146V148L166 149H164V150H166L165 152L163 151V153L164 154H166L164 157H163V154L161 155V153L160 154H156L155 156H154V153L152 154V155H150V151L153 149H151V146H150V143H149V141H147V139ZM154 137H156V138H154ZM185 137V139H183ZM206 137V138H205ZM219 137V138H218ZM13 138V139H12ZM19 138H21V140H22V142H20V139ZM24 140H26V142L28 143V144H30L31 146L33 145H35V147H37V149L35 148V147H33L34 149L32 150V148L30 147V149L29 148H27L28 146V144L26 143V142H24L23 143V139ZM69 138V139H68ZM91 138H93V139H91ZM129 138V139H128ZM142 140H141V139ZM156 141H158V143H156L155 144V142H153L154 140ZM211 138V139H210ZM16 139H17V141H16ZM30 139L31 140H34V141H32V142H36L35 144L33 143H31V141H30ZM66 139V140H65ZM78 141H77V140ZM86 139V138H85ZM84 139V140H85ZM131 139V140H130ZM133 139V140H132ZM137 139V140H136ZM146 139V140H145ZM203 139H205V140H203ZM219 139V140H218ZM224 141H223V140ZM9 140H11V141H9ZM14 140V141H13ZM28 140H29V142H28ZM45 140H46V142H45ZM73 140H76V141H74V143L72 142ZM94 140V141H93ZM99 140V141H100ZM139 140V141H138ZM144 140V141H143ZM202 140H203V142H202ZM208 140V141H207ZM212 140V141H211ZM218 140V141H217ZM220 140H222V143H223V146L222 147H224L223 149H226V148H228L227 146H226V148H225V142L227 143V141L229 142V148H230V150L231 151H233V152H231V151H227V150H225V151H227V153H228V155H227V159L225 158V160H224V162L225 163H227L228 162V165H224V164H222V162L221 161H223V160H220V159H222V157L224 158V156L222 155L223 153L224 154H227L225 151H223V149L221 150V147H220ZM227 140V141H226ZM18 141H19V143H20V146H19V143H18ZM67 141H69V142H67ZM126 141H128L127 143H126ZM135 141V142H134ZM156 141V142H157ZM190 141V143H188ZM193 141V142H192ZM206 141V142H205ZM209 141H211L210 142V144L209 145H211V146H209L208 145V143H209ZM2 142H3V144H2ZM11 142V143H10ZM15 142V143H14ZM71 142V143H70ZM93 142V143H92ZM101 142V141H100ZM99 142V143H100ZM172 143V145H171V143ZM185 142H187V143H185ZM192 142V143H191ZM196 142V143H195ZM6 143V144H5ZM15 144V145H12V144ZM18 143V144H17ZM39 144V147L42 149L43 148V150H45V151H50V150H55V151H57V149H59L57 152L59 153V151H60V153L62 154V156L60 155H58V157H55V155H56V153L54 154V152H52L51 151V154H50V152H49V156H52V157H49V161H50V164H48L47 162V160H43L44 158L46 159V157H43L42 155H43V153L44 152H42V151H40V149H38V144ZM48 143V144H49ZM69 143V144H68ZM98 143V141H97V145L99 144ZM146 143V145H144ZM149 143V144H148ZM183 143V144H182ZM204 143V144H203ZM245 143H249V145H251L250 146V149H251V151H246L247 149H249V148H247V147H249L248 145L246 146V144ZM24 144L27 146L26 148H27V150H26V152H25V154H29V155H21V153H24V152H22V151H25V149L26 148H24L23 146H24ZM36 144H37V146H36ZM70 144L72 145V147L73 148H76L75 150L73 149V148H71V146H70ZM136 144V145H135ZM165 144V145H164ZM187 144H189V146H187ZM190 144H191V146H190ZM198 144V145H197ZM200 144V145H199ZM207 144V145H206ZM12 145V146H11ZM87 145V146H86ZM95 145V146H94ZM162 145H164V146H162ZM179 145H180V150L178 149V147H179ZM196 145H197V147H196ZM202 145V146H201ZM262 145V146H261ZM87 148H86V147ZM126 146V147H125ZM143 146V147H142ZM149 146H150V148H149ZM167 146V147H166ZM176 146V145H175ZM185 146H187L186 147V149H185ZM192 146H194L193 148H195V151H194V149H192V148H190V147H192ZM198 146H199V149H201V150H199V149H197L198 148ZM206 146L208 147V148H214V149H218V152H219V150L221 151L220 152V158L219 159H217L216 161H213L212 160V155H208V154H205V148H206ZM243 146V147H242ZM244 146H246V149L244 148ZM11 147V148H10ZM17 147V151L20 153L19 155H18V153H16V152H14V150L16 151V149H14V148H16ZM23 147V148H22ZM51 147V148H50ZM65 147V148H64ZM82 147V148H81ZM84 147V148H83ZM93 147H94V149H93ZM148 147V148H147ZM160 147H162V148H160ZM182 147V148H181ZM47 148V149H46ZM72 149V151H71V149ZM89 148V149H90ZM116 148H117V146H116ZM174 148V149H175ZM190 148V149H189ZM204 148V149H203ZM211 148H210V151H211ZM243 148V149H242ZM14 149V150H13ZM22 149H24V150H22ZM65 149L67 150V151H65ZM84 149V150H83ZM142 149H143V151H142ZM146 149V150H145ZM149 149V150H148ZM237 150V151H234V150ZM249 149V150H250ZM22 150V151H21ZM37 151V153H39V155L40 156H42V158L43 159H38V156L36 157L37 159H35V157H33L32 155L34 154V152L35 151ZM69 150V151H68ZM149 152H148V151ZM182 150H187L189 153L190 152H192V153H190V155L187 153V156H189V158L188 157H186V158H188L189 159V161L187 160V164H185V162H184V160H186V158H184L182 161H180V165L179 166H181V165H183V163H184V165H185V167H186V169H185V172H184V175L183 174H181V172L179 173L178 172V170H180L179 169V166L177 165V161L178 160H176V155H178V156H180V155H182L183 153H185V152H182ZM190 150V151H189ZM191 150H193V151H191ZM199 151V152H196V151ZM205 151L204 153L203 152H201V151ZM244 150V151H243ZM259 150H260V152H259ZM10 151H13V152H11L10 153ZM88 151V152H87ZM139 151L141 152L140 153V155H139ZM168 151V152H167ZM173 151V152H172ZM181 151V152H180ZM207 151H208V149H207ZM209 151V152H210ZM222 151H223V153H222ZM28 152H32V154L30 155V153H28ZM40 152H41V154H40ZM82 152H84V153H82ZM152 152V151H151ZM235 152V153H234ZM241 152H243V153H241ZM245 152V153H244ZM263 152V153H262ZM36 152H35V154H34V156L37 154ZM81 153H82V155H81ZM134 153H136V155L134 154ZM138 153V154H137ZM143 153H144V155H143ZM147 153H148V155H147ZM172 154V155H170V154ZM208 153V152H207ZM232 153H234L233 155H232ZM47 153L45 152V155H46ZM54 154V155H53ZM89 154L90 155H92V156H89ZM175 154V155H174ZM202 154H204L205 155V157H207V161L209 160V158L211 159V161H208V165L207 166H212V168L214 169V173H213V175H212V177L213 178H211L209 181H210V183L209 184H207V181H204V186L203 187H205V188H207V191H208V193H206L207 191H206V189L204 190V191H206V192H204V196H205V198L207 199H209L210 197H211V199H212V202H214L215 203V206H217L216 208H215V206H213L214 205V203L212 204V205H210L209 207H207V204L209 205V203H208V201L210 200H208V201H206L205 200V198H204V196L202 197V198H204L203 199V202H202V199L200 200V196H202V195H200V193H199V191H203V189H201V190H199L201 187H200V185L202 184L203 185V178H201L202 176H204L203 174H201V175H199L200 173L199 172H202L203 171V169L205 168L206 170H207V166L205 165V167L203 166L202 167V164H203V162L202 161H204V159H205V157H204V155L202 156L203 158H200V156ZM211 154V153H210ZM245 155L243 158L245 159L246 157H248L247 158V162L249 163L248 165H246L245 166V168H246V170H245V172L246 171H248L249 169L251 170H249L250 171V173H249V176L248 177H246L245 175L242 177V176H240L241 174H238V172H239V170L237 169L238 167H235L236 166V162H237V159H239V158H242V156H240V155ZM72 155H73V159H74V162H73V159H71V157H72ZM194 155H195V157H194ZM200 155V156H199ZM207 155V156H206ZM222 155V156H221ZM26 156V157H25ZM30 156H32L31 158H30ZM39 156V157H40ZM55 158H54V157ZM57 156V155H56ZM66 158V159H68V160H66L64 157ZM82 156V157H81ZM127 156V157H126ZM166 156H168V157H166ZM208 156H209V158H208ZM239 156V157H238ZM250 156V157H249ZM260 156V157H259ZM61 157V158H60ZM90 157V158H89ZM100 157V156H99ZM141 157H143V158H141ZM146 157V158H145ZM198 157H199V159H200V161H199V159H198ZM236 159H235V158ZM238 157V158H237ZM28 158V159H27ZM54 158V160H52ZM57 158L60 160H62V161H66V163H63L62 161H57ZM62 158H64V159H62ZM82 158V159H81ZM91 158H93L92 160H91ZM140 160H139V159ZM164 159V160H161V162H163V164L165 163V161L166 162H168V163H166V164H168V166H169V164H171L172 162V165H170L169 167H172L173 169L175 168V172H176V176L174 177L173 176V172H171V170H170V174H169V171H167L166 172V174L168 175L169 174V176H167V185H166V187H164L163 188V190L162 189H159L157 192L160 194L162 191L163 192H165V195H162V194H158V196L160 197V199H159V197L158 196H156L155 194H154V197H155V199L154 200H156V201H154L153 200V198L151 199L152 201H150V202H148L149 204H151V206L149 205V206H147V205H143V206H145V208H153V209H160V214H159V217H160V220H165V222L163 223V224H160V223H158L156 226H153L152 228H151V231H149L146 235L145 234H140V232H141V223H142V221L141 220H143V219H141V217H145L146 215H147V212H150V211H148L147 209H145V208H143V210L145 209V211H146V213H145V211L144 212H141V208H139V209H137V207H135L134 208V212H135V214H133L134 212L132 211V209H131V213L134 215H132L130 212V214L129 213H127L128 215H130L131 216V218H132V220H130V217L129 216H126V210H128L129 211V205L131 204V203H129L128 204V206L126 205V207H128V208H126L124 205H125V203L127 204L128 202H129V200H130V196L131 195H129V194H134L135 193V190H139L140 188H138V186H139V184H138V182H141L142 180H139L141 177L144 179L145 178V180H146V177H145V175L147 176V173H149V172H147V171H152L153 172V170H154V167H153V170H151L152 169V164H154L155 163V161H159L160 159ZM168 158V159H167ZM22 160L24 163H29V165H30V169H28L27 170V168L25 169V167H26V164H25V166L24 165H22L21 166V164L23 163L22 161H20V162H22V163H20L19 162V160ZM86 159V160H85ZM88 159H90L91 161H89ZM129 160V162L126 164V165H124L128 160ZM137 159V160H136ZM145 159V160H144ZM175 159V160H174ZM177 159H179V157L177 158ZM196 159V160H195ZM249 159V160H248ZM14 160H18V161H14ZM38 160H39V162H38ZM55 160H56V163H55ZM93 160V161H94ZM141 162H139V161ZM142 160H144V161H142ZM172 160V161H171ZM193 160V161H192ZM218 160H219V162H218ZM236 160V161H235ZM251 160V161H250ZM135 161V162H134ZM150 161H152V164L150 163ZM170 161H171V163H170ZM176 161V163H174ZM199 161V162H198ZM232 161V162H231ZM235 161V163H233ZM53 162V163H52ZM67 162H69V164H67ZM71 162H73L74 163V165L72 166V164L73 163H71ZM137 162V163H136ZM144 162H145V164H144ZM147 162H148V164H147ZM154 162V163H153ZM247 162H245V163H247ZM23 163V164H24ZM38 163H42V165L43 164H45L46 165V163L48 164V167H51V166H53V164L55 163L56 164V166H55V164H54V166H55V168H54V166L53 167H51L50 169L47 167V166H44V169H43V166H42V168H38L37 166H39V165H37ZM60 163V164H59ZM62 163V164H61ZM98 164L97 165V167H96V169H100V171H95V170H93V167H91V166H94L95 164ZM132 163V164H131ZM151 165H150V164ZM198 163H200V164H198ZM213 163V164H212ZM230 163H233L235 166H233V167H235V171L236 170H238L237 171V173L236 172H234L233 170H232V167H231V170H229L228 168V170L226 169V170H224V168H226V167H229V165H230ZM11 164V163H10ZM66 165V166H62V165ZM90 164V165H89ZM92 164V165H91ZM144 164V165H143ZM165 164V165H166ZM218 164V165H217ZM221 164V165H220ZM9 165V164H8ZM34 165H37L36 166V169H34ZM49 165H51V166H49ZM58 165H61V166H59V167H61V168H59V167H57ZM70 165V166H69ZM87 167H86V166ZM106 165V164H105ZM105 165L104 166H102V167H104L105 168ZM131 165V166H130ZM145 165H147V166H145ZM150 165V166H149ZM222 165H223V169L221 170V168H222ZM232 165V164H231ZM11 166H12V164H11ZM72 166V167H71ZM99 166V167H98ZM126 166V167H125ZM128 166V167H127ZM13 167V168H14ZM40 167V166H39ZM48 168L49 169V171H46L50 176L53 174L54 176H52V178H50V176H48V175H46L45 174V168ZM64 167V168H63ZM67 168V170H66V172L67 173H69V174H67L66 172H65V170H63V169H66ZM68 167H69V169H68ZM122 167H124L125 169H123ZM131 169H130V168ZM149 167V168H148ZM163 167H164V165H163ZM165 167H167V166H165ZM165 167H164V169H165ZM202 167V168H201ZM208 167V168H209ZM217 167H219V168H217ZM8 168V169H9ZM54 168V169H53ZM57 168V169H56ZM63 168V169H62ZM91 170H90V169ZM119 170H118V169ZM147 168V170H145V169ZM168 168V167H167ZM166 168V169H167ZM177 168V169H176ZM7 169V170H8ZM42 169H43V172H42ZM61 171H63V172H60V170ZM95 169V168H94ZM98 169V170H99ZM116 169H117V172H116ZM128 171H127V170ZM194 169V170H193ZM219 169V170H218ZM27 170V171H26ZM51 170V171H50ZM55 171V172H57V174L59 173V175H60V177L57 175H55V172H53V171ZM57 170V171H56ZM70 170V171H69ZM71 170L73 171V172H71ZM85 170V171H84ZM109 170L111 171V172H109ZM123 170V171H122ZM145 171L144 173H143V171ZM5 171V172H4ZM27 173H26V172ZM30 171V172H29ZM69 171V172H68ZM94 171H95V173H96V175L94 174ZM103 173H102V172ZM116 173H115V172ZM124 171H125V173H124ZM142 171V172H141ZM187 171V172H186ZM199 171V172H198ZM217 171V172H216ZM219 171V172H218ZM220 171H222V172H224V171H227V173L226 172H224V174H220L221 172ZM228 171L230 172L229 174H228ZM242 171V170H241ZM7 172V173H6ZM20 172H24L23 174L21 173L20 174ZM98 172V173H97ZM105 172V173H104ZM134 172V173H133ZM138 172H141V173H138ZM2 173V174H1ZM66 174V175H63V174ZM85 173V174H84ZM102 173V174H101ZM113 173V174H112ZM122 173V174H121ZM124 173V174H123ZM136 173V174H135ZM151 173V172H150ZM218 173V174H217ZM236 173V174H238L239 175V179H237V181H235L236 180V178L238 177V175L234 178L235 180L234 181H231V180H229V178H231L232 177V180H233V177L235 176L234 174ZM8 174V175H7ZM88 174V175H87ZM104 174V175H103ZM107 174V175H106ZM119 174H120V177H119ZM140 174H144L143 176L141 175V176H139V177H137L138 175H140ZM191 174H192V176H191ZM225 174H228V175H230V176H227V175H225ZM243 174H245V173H243ZM254 174H256V177H255V175ZM15 175L17 176L18 175V177H15ZM47 177H46V176ZM62 175L64 176L63 177V180H62ZM67 175H69V176H71V177H69L70 179H68L67 177ZM94 175H95V177L96 178H94ZM127 175V176H126ZM133 175V176H132ZM150 174H148V176H149ZM156 175H158V177L161 175L160 173H156ZM155 174H152V176L154 177V179H155V176H156ZM198 175L200 176V177H198ZM223 175H224V177L225 176H227L228 177V180L226 179V177H225V179L223 180L222 178H223ZM234 175V176H233ZM7 176V177H6ZM21 176H22V178H21ZM43 177V180H41L42 179V177ZM92 176V177H91ZM148 176H147V178H148ZM180 176V177H179ZM191 176V177H190ZM219 176H220V179H219ZM222 176V177H221ZM41 177V178H40ZM60 179H58V178ZM118 177H119V179H118ZM126 177V179H124ZM131 177V178H130ZM135 177V178H134ZM150 177V179L148 178L146 181H148V182H151V181H153V183L151 182V184H153L154 185V179L151 177V175L149 176ZM193 177V178H192ZM251 177V179H248V178H250ZM46 178V179H45ZM74 179V181L72 180V179ZM88 178H90L92 181H93V178L95 179L94 181H93V184H94V189L92 188V189H89V190H87V187L86 188H84L85 186H87V185H85L84 186V184L88 181V180H90V179H88ZM121 178H122V180H121ZM151 178H152V180H151ZM175 178H178L179 179V181H178V183L174 186V191H173V197H172V208L171 209H167L166 210V208H164V206H163V204L162 203H164V201H165V198L167 197V195H168V193H167V190L169 189V187L171 186V187H173V185H174V183H173V180L175 179ZM187 178V179H186ZM215 178V179H214ZM260 178V179H259ZM45 179V180H44ZM50 180V181H48V180ZM51 179H53V180H51ZM66 179H67V181H66ZM83 179H87V181H85L84 183H83ZM117 179H118V181H117ZM124 179V180H123ZM129 181H128V180ZM136 179V180H135ZM203 179V180H202ZM260 180V182H259V180ZM56 180H57V182H56ZM60 182H59V181ZM78 180V181H77ZM88 181V182H92V181ZM119 180H121V181H119ZM170 180V181H169ZM190 180V181H189ZM200 180V182L198 183V184H200V185H198L197 184V182ZM202 180V181H201ZM205 180H206V178H205ZM214 180V181H213ZM223 180V182H224V184L223 183H221V181ZM228 181V182H233V185L231 186V185H228L229 183L228 182H226L225 183V181ZM239 180V181H238ZM246 180V181H245ZM2 181V182H1ZM44 181V182H43ZM51 181H53V183L51 182ZM63 181H65V183L63 182ZM73 181V182H72ZM96 181V182H95ZM125 181L127 182L126 183V185L129 183V185L130 186H128L129 187V189L132 191V192H134V193H132L129 189H128V187L126 186V185H124V183H125ZM168 181H169V183H168ZM172 181V182H171ZM194 181H196V182H194ZM219 181H220V183H219ZM242 181V182H241ZM244 181H245V183H244ZM119 182H121V184H122V187H120L119 185H120V183ZM122 182H124V183H122ZM136 182V183H135ZM170 182L172 183V184H170ZM190 182H192L193 184H192V186L189 188L188 187V185H189V183ZM237 182V183H236ZM239 182V183H238ZM247 182V183H246ZM254 182V184H252L251 185V183H253ZM257 182L259 183V185H256L257 184ZM66 183L68 184V185H66ZM72 183H75V185L73 184L72 185ZM77 183V184H76ZM116 183V184H115ZM133 183H134V185L136 186H134L133 185ZM196 183V184H195ZM242 183H244V185L242 184ZM48 184H54L55 186H57V187H54V185H53V187H50ZM63 184V185H62ZM69 184H71V186L69 185ZM109 184V185H108ZM170 184V185H169ZM212 184V185H211ZM217 184V185H216ZM220 184H222V185H220ZM227 184V185H226ZM230 184H232V183H230ZM237 184V185H236ZM261 184V185H260ZM47 185L49 186V188L51 189V190H49V188L47 189ZM91 185H92V183H91ZM96 185V186H95ZM141 187H143V185H145V183L143 184V181L141 182ZM153 185H151V186H153ZM193 185H195L194 187H193ZM243 185V186H242ZM64 186V187H63ZM68 186L70 187V188H68ZM75 186V188L76 189H74V191L76 192V193H74L73 194V192L70 194L69 192L72 190L71 188H73ZM88 186H90V185H88ZM108 188H107V187ZM118 186V187H117ZM123 186H125V187H123ZM198 186V189H196V187ZM213 186V187H212ZM221 186V187H220ZM77 187H78V189L80 188V190H77ZM99 187H101V189L99 188ZM103 187V188H102ZM105 187V188H104ZM116 187H117V189H116ZM170 187V188H171ZM187 187V188H186ZM202 187V188H203ZM213 189H212V188ZM222 187H223V189L225 188V192H228L229 193V189H231L230 191H231V193L232 194H228L229 196H227V193L226 194H224L223 193V189H222ZM236 189H235V188ZM63 188H65V190L63 191ZM67 188H68V190H67ZM88 188H91V187H88ZM115 188V189H114ZM132 188V189H131ZM138 188V189H137ZM166 188V189H165ZM187 190H186V189ZM194 188V189H193ZM237 188H239V189H237ZM47 189V190H46ZM83 189V190H82ZM87 191H86V190ZM156 189V188H155ZM155 189L153 190V191H155ZM190 189V190H189ZM247 189V190H246ZM91 190V191H90ZM93 190V191H92ZM95 190V191H94ZM116 190V191H115ZM120 190H122V192L120 191ZM192 190V192H191V194L193 193V195H191V199H190V197H189V191H191ZM195 190V191H194ZM69 191V192H68ZM73 191V190H72ZM80 191H82V192H80ZM85 191V192H84ZM104 191V192H103ZM118 191H120V192H118ZM151 192V193H154V192ZM186 191V192H185ZM194 191V192H193ZM212 191H213V193H215V194H213L212 193ZM222 191V192H221ZM239 191L241 192V191H243V192H245V193H247L248 194V196L246 197V198H239ZM78 192H79V194H78ZM87 192V193H86ZM89 192V193H88ZM113 192H114V194H113ZM197 192V195L199 196V197H197V195L195 194L194 195V193H196ZM211 194H210V193ZM217 192V193H216ZM250 192V193H249ZM86 193V194H85ZM106 195H105V194ZM117 195H116V194ZM123 193V194H122ZM84 194V195H83ZM128 194V195H127ZM185 196H184V195ZM206 194H209V196H207ZM222 194H224V195H222ZM235 194V195H234ZM116 196V197H114V196ZM129 197L128 199L126 198L127 196ZM162 195V196H161ZM262 195V196H261ZM63 196H64V198L66 197V199H67V202L64 200V198H63ZM68 196V197H67ZM72 196H74L75 198H76V200L78 201V199L80 200L79 202H76V204H74L73 206H72V203L73 202H71L70 200H73L72 198ZM113 196V197H112ZM122 196V197H121ZM123 196H125V198L123 197ZM193 196L194 197H196V198H194V199H192L193 198ZM207 196V197H206ZM227 196V197H226ZM70 197H72L71 199H70ZM165 197V198H164ZM229 197V198H228ZM75 198H74V200H75ZM132 198V197H131ZM237 199V200H236ZM44 200H45V202H44ZM64 200V201H63ZM160 200V201H159ZM191 200H192V204L193 203H195V205L193 204H191V203H189V202H191ZM234 200V201H233ZM126 201V202H125ZM131 201V200H130ZM178 201V202H177ZM194 201V202H193ZM199 201H201V202H199ZM223 201V202H222ZM230 201V202H229ZM248 201V202H247ZM44 202V203H43ZM157 202V203H156ZM206 202V203H205ZM211 202V201H210ZM222 202V203H221ZM228 202V203H227ZM234 202V203H233ZM235 202H236V204H235ZM239 202H240V204H239ZM250 202V203H249ZM68 203V204H67ZM93 203V204H92ZM124 203V204H123ZM132 203H133V201H132ZM147 203V204H148ZM153 203H154V205H153ZM162 204V206H160L161 204ZM201 204L202 203V205H206V206H203V208H201V205H199L198 206V204ZM227 203V204H226ZM246 203V204H245ZM254 203V204H253ZM101 204V205H100ZM142 204V203H141ZM140 204V205H141ZM143 204H145V203H143ZM229 204H231V206L229 205ZM233 204V205H232ZM251 204H252V206H251ZM69 205H71V206H69ZM98 205V206H97ZM221 205H222V208H220L221 207ZM237 205H239V208H238V206ZM244 205V206H243ZM134 206H135V204H134ZM142 205H141V207H143ZM147 206V207H146ZM157 206V207H156ZM160 206V207H159ZM176 206V207H175ZM198 206V207H197ZM229 206H230V210L226 213L225 211H226V208H229ZM234 206V207H233ZM255 206V207H254ZM45 207V208H44ZM68 207V208H67ZM100 207H102V208H100ZM125 207V208H124ZM132 207H133V204H132ZM193 207V208H192ZM196 209H195V208ZM206 207V208H205ZM211 207H214V209L215 210H213L212 211V209L213 208H211ZM243 207V208H242ZM252 207V208H251ZM261 209H260V208ZM41 208H44L43 210H42V212H41ZM96 208V209H95ZM131 208V207H130ZM149 208V209H150ZM191 208V209H190ZM207 208H209V209H211V210H209V212H208V209ZM218 208V209H217ZM224 208V209H223ZM251 208V209H250ZM80 209V210H79ZM97 209H98V212H97ZM101 209V210H100ZM122 209H123V211H124V209H125V212H123L122 211ZM155 209V210H156ZM180 209V210H179ZM235 209H238L237 210V212H236V214H237V216H236V214H235V212H234V210ZM243 209V211L242 212H240V210H242ZM79 210V211H78ZM87 210V211H86ZM94 210H96V211H94ZM153 211L152 210V212L153 213H149V215H151V216H153V215H156L157 213H158V210H156V211ZM162 210V211H161ZM201 210H204V211H202L201 212ZM46 211H48V213H46ZM67 211H69L68 213H67ZM110 211L112 212V214H115V216L114 215H111V213H110ZM122 211V212H121ZM127 211V212H128ZM183 211V212H182ZM191 211V212H190ZM199 211H200V214H202V215H200L199 214ZM210 211H212V212H210ZM236 211V210H235ZM239 211V212H238ZM44 212L46 213V214H44ZM100 212V213H99ZM104 212H105V217L106 218H111V219H106V218H104V219H106V220H104V219H102V217H103V215H104ZM140 212V213H139ZM157 212V213H156ZM166 212V213H165ZM208 212V213H207ZM225 212V213H224ZM232 212V213H231ZM72 213V214H71ZM125 214V217H128V224L126 223V220H125V217H124V214ZM156 213V214H155ZM169 213V214H168ZM177 213V214H176ZM183 213V214H182ZM222 213V214H221ZM48 214V215H47ZM76 214H77V216H76ZM109 216H108V215ZM163 214V215H162ZM219 214H221V215H219ZM72 215V216H71ZM136 215H138V216H136ZM144 215V216H143ZM149 215H147L146 216V218H148V219H150V218H152L151 216H149ZM172 215V216H171ZM215 215V216H214ZM223 215V216H222ZM227 215V216H226ZM229 215V216H228ZM49 216H50V218H49ZM94 217V219H93V221L91 220V218L90 217ZM112 216H114V217H112ZM141 216V217H140ZM163 216V217H162ZM174 216V217H173ZM220 216V218H217V217H219ZM227 217L226 219H228L227 220V222H228V225H226L225 227H224V223L226 222V220H225V218L224 217ZM100 217V218H99ZM137 219H136V218ZM139 217H140V219H139ZM150 217V218H149ZM177 217V218H176ZM189 217V218H188ZM198 217V218H197ZM202 217H203V219H202ZM215 217V218H214ZM44 218L45 219H47V220H45V222L47 221L48 222V226H47V222L45 223L44 222ZM52 218V219H51ZM87 218V219H86ZM89 218H90V220H89ZM119 219V223H117L116 222V220L115 219ZM80 219V220H79ZM85 219L87 220V221H85ZM117 219V220H118ZM175 219V220H174ZM207 219V220H206ZM233 219V220H232ZM236 219V220H235ZM250 219V220H249ZM251 219H253V220H251ZM41 220H43L42 222H41ZM49 220V221H48ZM100 220H102L101 222H100V224H101V228L99 227L100 225H99V221ZM115 220V221H114ZM137 221V223L135 224L134 223V221ZM197 220V221H196ZM202 220V221H201ZM238 220H240V221H238ZM69 221V222H68ZM85 221V222H84ZM92 221V223L90 224L89 222H91ZM140 221H141V223H140ZM196 221V222H195ZM201 221V222H200ZM204 221V222H203ZM252 221L253 222V224H251L250 222ZM45 224H44V223ZM53 222V223H52ZM104 224H103V223ZM114 222V223H113ZM115 222L117 223L116 224V226H115ZM120 222H121V224L123 223V227H125L126 229V231H127V233L126 232H123V233H125V235L123 234V236H122V233L120 234H117L118 232H119V230H117V228H116V230L118 231H115V228L114 227H117V225H119L120 226ZM130 222V223H129ZM131 222H133V224L131 223ZM172 222V223H171ZM198 222H200V223H198ZM219 222V223H218ZM234 222V223H233ZM35 223V224H34ZM37 223V224H36ZM51 223V224H50ZM71 223H72V225H71ZM84 223L86 224V223H88V224H90L89 225V227H88V225L86 224V227H84L85 225H84ZM96 223V224H95ZM98 223V224H97ZM113 223V224H112ZM224 224L222 227H219L221 224ZM229 223H230V225H229ZM34 224V225H33ZM42 224V225H41ZM105 224H107L106 226H105ZM139 224V225H138ZM167 224V225H166ZM197 224V225H196ZM203 224V226H201ZM218 224H220V225H218ZM36 225H39V226H36ZM41 225V226H40ZM50 225V226H49ZM81 225V226H80ZM93 225V226H92ZM102 225H104V226H102ZM111 225V226H110ZM113 225H114V227H113ZM138 225V226H137ZM237 227H235V226ZM46 226H47V228H46ZM53 226V227H52ZM63 226V227H62ZM91 226H92V228H91ZM118 226V227H119ZM248 226H249V228H248ZM41 227V228H40ZM50 227L51 228H53V229H50ZM61 227V228H60ZM93 227H95V229H97L96 231H93ZM107 227H108V229H107ZM122 226H120V229L122 230V228H123ZM198 227H200V228H198ZM203 227H204V229H203ZM225 228V229H227V227H229L228 229H232V231L230 232L228 229H227V231L226 230H222V228ZM47 230L48 228V232H46V230ZM62 228H64L63 230H62ZM66 228V229H65ZM74 228V229H73ZM134 228H139V231H138V233L136 234L135 232H134ZM254 228V229H253ZM259 228H260V230H259ZM87 229H88V231H87ZM90 229V230H89ZM94 229V230H95ZM105 229L106 230H108V231H111V232H108V231H105ZM111 229V230H110ZM119 229V228H118ZM170 229V230H169ZM174 229V230H173ZM248 229V231H246ZM257 229V230H256ZM99 230V231H98ZM100 230H102L103 231V234H102V232L100 231ZM120 230V231H121ZM154 230H158L159 231V237H162V238H160V240H161V248L160 249H158V248H155V250H154V248H150V247H152L151 245H146V243L147 244H150L151 242H152V239L149 237L152 233V231H154ZM220 230V231H219ZM237 230V231H236ZM256 230V231H255ZM54 231H55V235H54ZM62 231V232H61ZM82 233H81V232ZM93 231V232H92ZM97 231L99 232V233H97ZM104 231H105V233H106V236H105V233H104ZM114 231V232H113ZM122 231H124V230H122ZM121 231V232H122ZM203 231H206L207 233H205L206 235H204V232ZM254 231H255V233H254ZM260 231V232H259ZM58 232V233H57ZM95 232V233H94ZM177 232V233H176ZM220 232V235H216L217 233H219ZM229 232V233H228ZM233 232H234V234H233ZM254 233V235H253V233ZM74 233L75 234H77V235H74ZM80 233V234H79ZM89 233L90 234H92V235H89ZM111 233V234H110ZM114 233V234H113ZM141 233H143V232H141ZM180 233V234H179ZM200 233V234H199ZM247 233V234H246ZM259 233H261V234H259ZM47 234H48V236H47ZM94 234V235H93ZM100 234H102L101 236H100ZM126 234H130V235H127L126 236ZM221 234H222V236H221ZM245 234H246V236H245ZM26 235V236H25ZM44 235V236H43ZM45 235H46V238L44 239L43 237H45ZM78 235H79V237H78ZM119 235H121L120 237H119ZM142 235V236H141ZM147 235H149L148 236V238H147V240H146V243H144L143 241H142V239H144L145 238V236L147 237ZM169 235V236H168ZM209 235V236H208ZM216 235V236H215ZM232 235V236H231ZM34 236H37V237H34ZM73 236H75L76 237V239H74L75 237H73ZM84 237L83 239L82 238H80V237ZM86 236H88V237H86ZM124 236H126V238L127 239H124L126 242H124L123 240V242L125 243V245H127V247L129 248L130 246H132V244L131 243H133L134 244V242H136V240H138L137 241V243L139 242L140 243V245H143V247L141 248L140 246H136L137 245V243H136V247L138 248L139 247V249L140 250H137V248L136 247H134V245H133V247H131L130 249H133V254H131L132 252H131V250L130 249H128V250H124L123 251V249H122V246L123 247H126V246H124V245H122L121 244V250H118L117 249V247L115 246V244H114V240H117V238H119L120 239V241H121V239L124 237ZM212 236V237H211ZM225 236H226V238H225ZM230 236V237H229ZM244 236H245V238H244ZM27 237V238H26ZM110 237V238H109ZM122 237V238H121ZM134 238V240L132 239V238ZM220 237H222V238H220ZM252 237H253V239H252ZM26 238V239H25ZM73 238V239H72ZM97 238V239H96ZM109 238V240H107V239ZM125 238V237H124ZM181 238V239H180ZM208 238V239H207ZM231 240H230V239ZM258 238V239H257ZM78 239H80V240H78ZM85 239V240H84ZM104 239H105V241H104ZM130 239V240H129ZM136 239V240H135ZM141 239V240H140ZM198 239V240H197ZM210 239H212V240H210ZM229 239V240H228ZM235 239V240H234ZM73 240V241H72ZM129 240V241H128ZM210 240V241H209ZM220 240V241H219ZM226 240V241H225ZM228 240V241H227ZM5 241V242H4ZM9 241H10V243L11 242H13V243H9ZM65 241V242H64ZM80 241V242H79ZM82 241V242H81ZM107 241V242H106ZM111 241H112V243H111ZM202 241H204L203 243H202ZM229 241H231V242H229ZM249 241V243L251 242V243H253V246L251 245V244H247V242ZM71 242H72V244H71ZM178 242V243H177ZM198 242V243H197ZM201 242V243H200ZM4 243H5V245H4ZM68 243V244H67ZM81 243V244H80ZM103 243H105V244H103ZM120 243H122V242H120ZM172 243H173V245H172ZM216 243V244H215ZM231 243V247H233L232 249H234V248H236L235 250H232V252H230L228 249H230V248H228V247H230V244ZM259 243V244H258ZM10 244V245H9ZM70 244L72 245V246H70ZM73 244H75V245H73ZM128 244H131V245H128ZM199 244V245H198ZM220 244V245H219ZM24 245V246H23ZM101 245V246H100ZM139 245V244H138ZM179 245V246H178ZM233 245V246H232ZM91 246H93V247H91ZM108 246V247H107ZM171 246V247H170ZM178 246V247H177ZM183 247V248H181V247ZM211 246V247H210ZM218 246H219V248H218ZM58 247V248H57ZM99 247H101V249L99 248ZM107 247V249H105V250H103L104 248H106ZM126 247V248H127ZM145 247V248H144ZM172 247H173V249H172ZM197 247V248H196ZM244 247V248H243ZM32 248V249H31ZM36 248H37V251H36ZM39 248V249H38ZM50 248H53V255H49L50 253H51V250L52 249H50ZM57 248V249H56ZM59 248H60V250H59ZM90 248V249H89ZM146 248H149V249H146ZM199 248V249H198ZM237 248H238V251H237ZM35 249V250H34ZM47 249H50L49 251L47 250ZM72 249V250H71ZM74 249V250H73ZM120 251L119 253L120 254H117L118 253V251ZM142 249H143V251H146L145 253L142 251ZM145 249V250H144ZM158 249V250H157ZM182 251H181V250ZM216 249V250H215ZM9 250V251H8ZM34 250V251H33ZM54 250L56 251V252H60L59 254L58 253H55L54 252ZM58 250V251H57ZM89 250V251H88ZM109 252H108V251ZM114 250V251H113ZM231 250V249H230ZM244 250H246L245 252L246 253H244ZM5 251V252H4ZM93 251V252H92ZM106 253H105V252ZM113 251V252H112ZM142 252L143 254H141V253H139V252ZM152 251V252H151ZM191 251H192V253H191ZM236 252V253H234V252ZM249 251V252H248ZM12 252V253H11ZM70 253V254H68V253ZM88 252V253H87ZM92 253V254H90L92 257H90V255H89V253ZM107 252H108V254H107ZM163 252H165V253H163ZM179 252V253H178ZM196 252V253H195ZM200 252V253H199ZM205 252V253H204ZM213 252V253H212ZM242 252H243V255H240V254H242ZM104 253V254H103ZM121 253H123V254H121ZM154 253V254H153ZM187 253V254H186ZM212 253V254H211ZM221 253V254H220ZM261 253V254H260ZM7 254V256H5ZM47 254V255H46ZM52 254V253H51ZM57 254V255H56ZM74 254H75V257H74ZM184 254H186V255H183ZM234 254V255H233ZM236 254V255H235ZM240 256H239V255ZM249 254V255H250ZM9 255V256H8ZM11 255H13V256H11ZM67 255V256H66ZM85 255V256H84ZM106 255V256H105ZM148 255V256H147ZM149 255H152L151 257L149 256ZM177 255V256H176ZM201 255V256H200ZM232 255V256H231ZM260 255H261V257H260ZM53 256H56V257H53ZM58 256V257H57ZM74 257V259L72 258V257ZM98 257L97 259H96V257ZM153 256L155 257V258H153ZM175 256V257H174ZM179 256V257H178ZM199 256V257H198ZM234 256H236L235 258H234ZM9 257H10V259H9ZM46 257V258H45ZM82 257H84L85 258V260H84V258H82ZM89 257H90V259H89ZM94 257V258H93ZM189 257V258H188ZM213 257V258H212ZM249 259H248V258ZM260 257V258H259ZM13 258H15V259H13ZM17 258V259H16ZM82 258V259H81ZM92 258V259H91ZM127 258V259H126ZM199 258V259H198ZM201 258V259H200ZM224 258V259H223ZM12 259L15 261L14 263H12L13 261H12ZM49 259V260H48ZM69 259V260H68ZM175 259V260H174ZM197 260V262H196V260ZM241 259V260H240ZM258 259V260H257ZM57 260V261H56ZM79 260H80V262H79ZM126 260H131V262H129L128 263V261H126ZM132 260H134L135 261V263H134V261H132ZM213 260H214V262H213ZM236 260V261H235ZM246 260V261H245ZM8 261V262H7ZM11 261V262H10ZM39 261V262H38ZM68 261H69V263H68ZM73 261V262H72ZM123 261V262H122ZM175 263H174V262ZM215 261H216V263H215ZM235 261V262H234ZM254 263H253V262ZM3 262V263H2ZM10 262V263H9ZM41 262V263H40ZM67 262V263H66ZM76 262V263H75ZM79 262V263H78ZM144 262V263H143ZM20 263V264H21ZM249 264V263H248Z\"/></svg>",
	"mask_w": 264,
	"mask_h": 264
},
{
	"label": "bare ground",
	"instance_id": "2",
	"mask_svg": "<svg viewBox=\"0 0 264 264\" xmlns=\"http://www.w3.org/2000/svg\"><path fill=\"white\" fill-rule=\"evenodd\" d=\"M46 1H47V0H28V2H25V1H24V4H22V5L20 4V6L23 7V8H24V6H25V8H24L23 10H21V12H20V13H21L20 16H19V14L17 13V14H18V17H17V18L19 19V21H15L14 18H13V20H14L13 22H16V23L19 24V25L16 24V25L18 26V27L16 26V27H17V28H16V27L14 26L15 23L13 24L12 29L15 27V29H16L15 31H16L17 33L13 32V33H14V34H13V37H14L15 35H16V36H15V38H13V39H12V37H11V39H12V40H14V39L16 40V37H17V41L14 42V43H15V44L18 43V46H17V45H15V46L18 47L19 49H20L19 45L21 46L22 50L20 49V51H21V52L23 51V52H22L23 55H22L21 57H24L23 61H26V62H24V63H27V64L30 63L31 65H33V64H35L36 61L39 60V59L37 60L38 52H37L36 46L32 47V49L30 48L31 46H29V45H31V43L29 44V39L32 38L31 36H33V35H32V32L37 33L36 23H39V22H37L38 19L36 18V17H37L36 14H37L38 12H39V13L41 12V15L43 16V20H44V26L47 25V26L44 27V28H47V27L50 26L52 23H53L52 25H55V23L57 24V22H55V21H53L52 23L50 22V19L52 18V16H53L52 20H53V19L55 20V18L57 19V16H59V17L61 18V19L59 18V20H61V21L63 20V21H62L63 23L66 22V21L69 23V20H70V19H69V20L67 19V20L65 21V20H64V19H65L64 17H63V19H62V16H61V15H57V14H60L61 12H59V11H58L59 13L56 12V11H57V8H56L55 6L58 5V4L61 6L60 2L58 3V1H60V0H57V2L55 1V2H56V5H55V6H53V5L55 4L54 0L52 1V2H54L53 4H52V2H51V4H48V3H50V2H48V1L46 2ZM86 1H88V0H86ZM86 1H84V2H85V3H89V4L86 5V4L84 3L85 6H84V4H83V6H82V4H81V5H80L81 8H83V7H86V8H87L88 6H89L88 8H90V7H91V6H90V3H91V2H93V4H91V5H94V1H92V0H90L89 2H86ZM110 1H111V0H99V1H98V0H95V5H96V6L98 7V9H99V10L97 9L98 12L96 11V17L99 16V17H98L99 19H98V18L96 19L95 24H96L97 26H98V25H99V26L102 25V28L104 27V30L102 29V30H103V33H102V31H100V32L102 33V35H103L102 38H103V37L106 38L107 35H108L109 33H110V35H111L112 30H110V29L113 28V25H112V27H111V24H110V23H113V22H115V21H120V20L118 19V17H117V20L115 19V21H113V22H112V19L109 21V17H110V15H112V14H111V10H113V9L110 8V5H111V4H108V5H107V4L105 3L106 6H107L106 8L100 6L102 3H103L102 5H105L104 2H107V3H108V2H110ZM114 1H116V2H115V3H112V2H111V3L113 4V6H114V4H115V6H116L117 3H118V2H117L118 0H114ZM122 1H123V0H122ZM166 1H167V0H166ZM169 1H170V0H169ZM172 1H174V0H172ZM181 1H182V0H181ZM188 1H189V0H188ZM192 1H195V0H192ZM200 1H202V0H200ZM3 2H4V1H3ZM125 2H126V1H125ZM175 2H176V1H175ZM203 2H204L205 5H207V6H208V4H211L210 1L205 2V0H204ZM203 2H202V3H203ZM209 2H210V3H209ZM212 2H214V4L216 3L214 6L217 5V6H221V7H222V5H224L223 2H225V1H224V0H214V1L212 0ZM165 3H166V2H165ZM172 3H173V2H172ZM183 3H184V1L182 2V5H183ZM199 3H200V2H199ZM202 3H201V4H202ZM204 3L202 4L203 6H204ZM222 3H223V4H222ZM227 3L229 4L230 7H232V9L234 8V9L236 10L233 14L231 13V14L229 15V17H236L237 14L239 15V17L237 16L236 19H233V20H232L233 23H232V21H230V22H231V25H232V29H234L235 24H236V21H237L238 19H240L241 17H242V18H245V19L247 20V23H249V24H254V23L257 21V18L259 17V22L256 24V25H259V35H260L259 45H258V46H259V52H258V53L256 52V53H257V55L259 54V55L261 56V57L259 58V60H260V59H261V60H260V61L258 60V61H256V62H252V58H250V56H247V60H245V58H241L240 61H241V60L243 61V66H241V68H239V60H238V57L243 56L244 53L241 52V51L239 50V41H238V39H236L235 41H233V45L230 46V47H227V44H225V46L227 47V50H226V47H225V50L228 51L227 53H229L230 55H232V56L234 57V59H233V63H232V64L229 63V64H230V65H235V67L230 69V73L227 71V73H229L230 76H228L229 79L226 78L227 80H229V81H228L229 83L231 82V83H230L231 85L234 86V84H236L235 87H234V90H233V86H231V88H229L230 86L227 87L226 84H229V83H226V84H225V82L221 79V77L225 79V77H226L228 74H227V73H226L227 75L225 74L226 71H225V72H224V71L222 72V68H221L220 66H218L219 64L217 65V67H220L221 69L218 70V71H219V72L221 71L222 74H224V75H226V76H222V75H221V72H220V73H218V74H220L221 77H220V76L217 77L218 74L216 73V70H214V69L212 70V68H208V67H207V65L209 64V62H210V64H211L212 62H214V63H212L213 65L217 64V62L215 63V61L211 59L213 55H216V54H215L216 52L214 53V51H210V50H209V52H208V50H207V47H208V49L213 50V49H214L213 46H212L213 44L211 45L210 41H209V40L207 41V40L205 39V37H204V38H203V37H202V38H201V37H198V38H201L200 40H202V39L204 40V41H203V40L201 41V42H202L201 44H203V43L205 42V40H206L207 44H206V42H205V43H204L205 45H204L203 47H202L201 44H198V46H196V45H195V41L197 40V38L194 37V35L192 36V34H191V33H188V32H186V34L184 33V36L182 37L183 32L180 30V27L178 26V22H177V18H178V17H177L176 19H174V23L176 22V27H177V29H178V30H177V34H176V36H177L178 39L182 40V42H183V46L186 47V49H185L184 51H187V52L189 53V54H188L189 59H188V61H187V60H185V61L188 62V63H187V64H188L187 66H188V68H189L190 75L192 76V78L190 79V77H191V76H190L189 79H187V80L185 79L186 83H183V86H180V85H182L180 81H181L182 79H184V78L181 79V77H183L184 75H183V76H179L178 78L175 77V78H176V79H175V80H176L175 82H177V83L180 84V85H179V84L176 83L177 86H176V88H175V84L173 83L174 79L172 80L171 78L173 77V76H172V75H173L172 73H174L173 71L177 72L178 69H177V70H173V71H171V70H172V67L169 66V67H171V69L169 68V70H170V72H172V73H171V74H172V75H171L172 77L170 76V74H169L168 77H166V76L168 75V72H169V70H168V68H167L168 65H167L166 67H164V64H170V63H166V62H168V61H167V60H168L167 57L169 56L170 53H172V52H170V51H171V50H170V49H171V48H170L171 46H170V47L168 46V48H166L167 45H166V47H165V43H163V44H164V48H163V47L160 48V47H159L160 45H155V46L158 47V48H157L158 50H159V48H160V50H163V49H168V50H169V54L165 53L166 50L161 51V52L163 53L164 56L167 55V57H166L167 59H166L165 57H162L163 55L161 56L162 53L160 52V56L162 57V58H161L162 60L160 61V58H159L160 56H158V57L156 56L158 59H156L155 62L157 61L158 64L163 63V64H162L163 67H162V66H161V67L164 68L165 71L168 70V71L166 72V73H167V75H166L165 71H163L162 69L159 68L160 70H162L161 74L164 73L162 76L165 75V76H164L165 78H167V79H171V80H167V79H166L167 81H170V82H169V85H167V86L169 87V86H171L170 84L173 83V84H172L173 87L171 86L172 88H171V87H170V88H171V89L174 88L175 91H176V89H177V92H178V93L175 92L174 90H172V91H173L174 93H176V94H173V95H172V99H171V100L174 102L175 100L173 99V97L176 96L177 94H179L178 98L180 97V95H182L181 98L183 97L182 100L178 99L180 102H183L182 106L180 105L181 107L179 106V107L177 108V107H176L177 105H175V108L177 109V111H176V119H178V120H175V119H174V120H175L174 122L171 121V122H172V125H171L172 127H171L170 129H172V130H171V131H173L172 134H174L176 137H174V135L171 134L170 129H167L168 132L170 131V132H169L170 135L168 136L169 139H170L171 137H174V138H171L173 141H171V139H170V141H171L172 143L174 142V139L177 138L178 133L182 132L183 129L181 130V128H184V125H185V126H186V125H190L189 127H190V128L192 127L191 124H189V123L187 122L188 118L186 117V115H187L188 113L186 114V112L184 111V110H185V107H186L185 105H188L189 108H191V110H192L193 116L198 118V120L200 121V125H199V126L202 128L203 125H204V127L209 128L211 131H212V130H218V127H219V125H220L219 116H220V115L222 116V114L218 115V113H217V112H218L217 109H223L224 106H222V105L226 104L227 102H228V104H226V106L228 105L227 108L230 107V108H231L230 110H232V109H234V111H235V110H238V112L241 111V113H242V112L244 113L245 109H247V108H249V110L247 109L248 112L251 111V110H253V109H254V110H255V109L257 110L256 106H258L257 104H259V103H260V104H259L260 106H258L259 108L262 107V106L264 107V81H263V80H264V0H259V1H256V0H250L248 3H247L245 0H226L225 4H227ZM0 4H1V3H0ZM118 4H119L118 7H119V9H120V5L122 4L121 0H120V2H119ZM125 4H126V3H125ZM187 4H188V2H187ZM221 4H222V5H221ZM51 5H52L53 7H52ZM95 5H94V7H95ZM182 5H181V6H182ZM188 5H189V4H188ZM202 5H201V6H202ZM211 5H212V4H211ZM46 6H47V7H50V11H49L48 9H47L48 11L46 10ZM99 6H100V7H99ZM113 6L111 5L112 8H113ZM115 6H114V7H115ZM168 6H170V5H168ZM186 6H187V5H186ZM193 6H195V5H193ZM199 6H200V5H199ZM207 6H206V7L204 6V9H206ZM62 7H63V6H61V8H62ZM97 7H96V8H97ZM116 7H117V6H116ZM116 7H115V8H116ZM170 7H171V6H170ZM174 7H175V6H174ZM195 7H196V6H195ZM209 7H210V5H209ZM211 7H213V6H211ZM53 8H54V9H53ZM88 8H87V9H88ZM92 8H93V7H92ZM115 8H114L113 11H116ZM171 8H172V7H171ZM182 8H184V7H182ZM182 8H180V10H181ZM222 8H223V7H222ZM222 8H221V10H222ZM225 8H226V7H225ZM227 8H228V7H227ZM18 9H19V7H18ZM18 9H17V10H18ZM58 9H60V8H58ZM87 9H85V10H87ZM104 9L106 10V12L103 11ZM117 9H118V8H117ZM119 9H118V11H116V12L119 14V17H120V13H119L120 10H119ZM187 9H189V7H187ZM194 9H195V8H194ZM198 9H199V8H198ZM201 9H203V7L200 8V11H201ZM210 9H211V10H214V8H213V9L210 8ZM216 9H217V8H216ZM223 9H224V8H223ZM17 10H16V12H18ZM166 10H167V9H166ZM189 10H190V9H189ZM219 10H220V9H219V7H218V10H217V11H219ZM87 11L90 12V10H87ZM163 11H165V9H164ZM187 11H188V10H187ZM191 11H192V10H191ZM197 11H198V10H197ZM204 11H205V10H204ZM206 11H207V10H206ZM91 12H93V11H91ZM209 12H210V10H209ZM211 12H213V11H211ZM231 12H233V11H231ZM256 12H258V15H259V16L256 15ZM56 13H57V14H56ZM77 13H78V12H77ZM112 13H113V12H112ZM114 13H115V12H114ZM114 13H113V14H114ZM163 13H164V12H163ZM165 13H166V11H165ZM167 13H168V12H167ZM172 13H173V12H172ZM196 13H197V12H196ZM196 13H195V14H196ZM215 13H216V12H215ZM222 13H223V12H222ZM88 14H89V13H88ZM115 14H116V13H115ZM115 14L112 15V16H114V18L116 17ZM118 14H117V16H118ZM124 14H125V13H124ZM175 14H176V12H175ZM177 14H178V13H177ZM177 14H176V16H181V15H177ZM186 14H187V13H186ZM197 14H198V13H197ZM202 14H203V13H202ZM38 15H40V14H38ZM54 15H55V16H54ZM93 15H94V12H93ZM121 15H122V13H121ZM150 15H151V14H150ZM150 15H148V17H149ZM173 15H174V14H173ZM192 15H193V17H195L194 14H192ZM199 15H200V14H199ZM199 15H198V16H199ZM213 15H214V14H213ZM225 15H226V13H225ZM8 16H10V15H8ZM176 16L174 15V17H176ZM185 16H186V15H185ZM198 16H197V17H198ZM5 17H6V15H5ZM83 17H84V16H83ZM89 17H90V16H89ZM143 17H144V16H143ZM174 17H173V18H174ZM181 17H182V16H181ZM181 17H180V19H179L180 21H182V20H181ZM209 17H210V16H209ZM213 17H214V16H213ZM41 18H42V17H41ZM49 18H50V19H49ZM91 18H92V17H91ZM163 18H164V17H163ZM165 18H166V17H165ZM165 18H164V19H165ZM204 18H205V17H204ZM206 18H207V17H206ZM18 19H16V20H18ZM71 19H72V18H71ZM73 19H74V18H73ZM73 19H72V20H73ZM120 19H121V18H120ZM126 19H127V18H126ZM140 19H141V18H140ZM145 19H146V18H145ZM145 19H144V21H145ZM161 19H162V18H161ZM161 19H159V20L156 19V20L160 21ZM190 19H192V18H190ZM194 19H195V18H194ZM198 19H200V18L198 17ZM198 19H197V20H198ZM201 19H202V17H201ZM201 19H200V21H201ZM5 20H6V18H5ZM7 20H8V19H7ZM72 20H71L70 22H72ZM86 20H87V19H86ZM124 20H125V19H124ZM124 20L121 19V21H124ZM150 20L153 21L152 18H151ZM154 20H155V18H154ZM156 20H155V21H156ZM175 20H176V21H175ZM179 20H178V21H179ZM202 20H205V19H202ZM229 20H231V19L226 20V23H227V21H229ZM8 21H9V20H8ZM56 21H57V20H56ZM61 21H60V22H61ZM126 21H127V20H126ZM155 21H154V22H155ZM190 21H191V20H190ZM192 21H193V20H192ZM205 21H206V20H205ZM205 21H204V22H205ZM207 21H210V23H211V20H210V19H207ZM207 21H206V23H208ZM214 21H215V22H214ZM214 21H213L214 24L212 23V24H213L212 26L209 25L210 23L206 24V34L209 33V30H210V31H211V30L213 31V30L216 28V26H217V24H218L219 21H218L217 23H216L217 20H214ZM221 21H222V22H220V23H223V20H221ZM5 22L7 23V21H5ZM11 22H12V21H11ZM54 22H55V23H54ZM60 22H59V23H60ZM62 22H61V23H62ZM109 22H110V23H109ZM147 22H148V21H147ZM198 22H199V21H198ZM198 22H197V23H198ZM204 22H203V28H204ZM47 23H48V24H47ZM50 23H51V24H50ZM68 23H67V24H68ZM116 23H118V22H115L114 25L117 26ZM155 23H156V22H155ZM157 23H160V22H157ZM181 23H182V22H181ZM181 23H180L179 25H182ZM201 23H202V22H199V23H198V25H201V26H200V27H201V30L199 29V31H200V32H201V31L203 32L204 29L202 28V24H201ZM215 23H216V24H215ZM220 23H219V24H220ZM228 23H229V22H228ZM7 24H8V23H7ZM67 24H66V25H67ZM86 24H87V23H86ZM146 24H147V23H146ZM148 24H149V26H150V23H149V22H148ZM148 24H147V25H148ZM189 24H191V23H189ZM4 25H5V24H4ZM9 25H10V24H9ZM52 25H51V27L55 28V26H52ZM57 25H58V24H57ZM57 25H56L57 28H59V27H61V26H63V25L65 26V24H63V25L60 24L61 26H57ZM68 25H70V24H68ZM92 25H93V24H92ZM121 25H123V24H121ZM121 25H118V26L121 27ZM153 25H154V24H153ZM155 25H156V24H155ZM214 25H216V26H214ZM0 26H1V25H0ZM6 26H8V25H6ZM10 26H11V25H10ZM71 26H72V25H70V27H71ZM89 26H90V24H89ZM145 26H146V25H145ZM157 26H158V25H157ZM160 26H161V25H160ZM169 26H173V25L171 24V25H169ZM192 26H193V25H192ZM208 26H209V27H208ZM221 26H222V25H221ZM2 27H3V26H2ZM4 27H5V26H4ZM37 27H38V26H37ZM119 27H118V28H119ZM196 27H197V29H198V26H196ZM200 27H199V28H200ZM57 28H55V29H57ZM65 28H66V27H65ZM72 28H73V26H72ZM157 28H158V27H157ZM160 28H161V27H160ZM172 28L174 29V27H172ZM218 28H221V27H218ZM218 28H217V29H218ZM222 28H224V26H223ZM8 29H9V27H8ZM60 29H61V28H60ZM60 29H58V30H60ZM66 29H67V28H66ZM66 29H65V31H66ZM114 29L117 30V28H114ZM184 29H185V28H184ZM191 29H192V27H191ZM38 30H39V29H38ZM43 30H45V29H43ZM68 30H69V29H68ZM75 30H76V29H75ZM75 30H74V31H75ZM118 30H120V28H119ZM118 30H117V31H118ZM186 30H187V29H186ZM218 30H219V29H218ZM12 31H13V30H12ZM41 31H42V29H41ZM50 31H51V30H50ZM50 31L47 32V34L50 33ZM61 31H62V30H61ZM63 31H64V30H63ZM65 31H64V32H65ZM76 31H77V30H76ZM97 31H98V33H99L98 28H95V30H92L91 32H93V34H92V36L90 35V36H91L90 39H88V41L84 40V42H85V43H84L85 46L88 45V47L92 48V51H94V52H92V51L90 50L91 52H87V53H89V55H90V54H91V55H92V54H93V55H96V54L100 51V49L103 47V45H100V44L98 45V39H101V36H100V38H99V35H97V34H98ZM117 31H116V32H117ZM171 31H172V29H171ZM173 31H174V30H173ZM173 31H172V34H173ZM215 31H217V30H215ZM2 32H3V31H2ZM2 32L0 31L1 34H2ZM39 32H40V31H39ZM39 32H38V33H39ZM67 32H68V31H66L65 33H67ZM202 32H201V33H202ZM9 33L11 34L12 32L9 31ZM53 33H56V32H53ZM118 33H119V32H118ZM118 33H117V35H118ZM120 33H121V32H120ZM120 33H119V34H120ZM201 33H200V35L202 36ZM10 34H9V35H10ZM39 34L43 36V32H41V33H39ZM58 34H59V33H58ZM60 34H62V33H60ZM67 34H68V33H67ZM67 34H65V37L67 38L68 42H70V41L72 40V38L69 37V36H70V35H69L70 33L68 34V36H66ZM74 34H75V35L72 34V35H73L72 37L77 36V35H76V34H77L76 32H74ZM90 34H91V33H90ZM113 34H114V37H112V36H111V37H112V38H116L115 32H113ZM170 34H171V33H170ZM203 34H204V33H203ZM3 35H4V34H2V36H3ZM6 35H7V34H6ZM44 35H45V34H44ZM63 35H64V34H63ZM63 35H61V37H62ZM83 35H84V34H83ZM87 35H88V34H87ZM100 35H101V34H100ZM198 35H199V34H198ZM200 35H199V36H200ZM38 36H39V35H38ZM38 36H37V37H38ZM42 36H39V37H42ZM50 36H51V38L48 37L49 40H45V39H46L45 36H44L45 39L42 38V40H43V43H42V45H41V48H42V49H41V48H40V49H41V51H42V54H44V55H43V58H44V56H46V55H49V56H50V55H52V54L54 55V53H55V51H54V53L51 52V51H53L54 49H53V50L50 49L51 51H48L47 54L44 53L45 50H47V49H49V48H52V47H55L54 44L56 43V41H55V40H52L53 35H50ZM84 36H85V35H84ZM209 36H210V35H209ZM3 37H4V39H7V38H5L6 36H3ZM3 37H2V38H3ZM7 37H8V36H7ZM26 37H28L29 39H28V40H25ZM33 37L35 38V41L38 42V40L36 39V37H35V36H33ZM39 37H38V39H39ZM65 37L62 38V39H64L65 41H67V40L65 39ZM68 37L71 38V39H68ZM87 37H88V36H87ZM87 37H86V39H87ZM174 37H175V36H174ZM0 38H1V36H0ZM34 38H33V39H34ZM56 38H57V36H56ZM56 38H55V39H56ZM88 38H89V37H88ZM112 38H111V39H112ZM166 38H167V37H166ZM209 38H210V37H209ZM9 39H10V38H9ZM50 39H51V40H50ZM62 39H61L60 41H63ZM76 39H77V38H76ZM170 39H171V37H170ZM174 39H175V38H174ZM262 39H263V40H262ZM1 40H2V39H0V41H1ZM7 40H8V39H7ZM12 40H11V42H12ZM73 40H74V38H73ZM73 40H72V41H73ZM78 40H79V39H78ZM78 40H77V41H78ZM101 40H102V39H101ZM163 40H164V39L162 38L161 41L163 42ZM167 40H168V39H167ZM200 40H199V41H196V42L199 43ZM210 40H211V39H210ZM8 41H10V40H8ZM72 41H71V43H68V42H67V43H68V45L71 44V45L73 46V48L76 49V52L78 53V51L80 50V48H79V50H78V47H79L78 45H80V44H78L79 41H78V43L76 42L77 45H76V43H74V42H72ZM108 41H109V39H108ZM112 41H114V40H112ZM121 41H122V40H121ZM168 41H171V40H168ZM175 41H176V39H175ZM175 41H174V43H176ZM30 42H31V41H30ZM32 42H34V41H32ZM37 42H36V44H37ZM39 42H40V41H39ZM81 42H83V40H82ZM81 42H80V43H81ZM158 42H159V41H158ZM165 42H166V41H165ZM9 43H10V42H9ZM14 43H13V44H14ZM34 43H35V42H34ZM62 43H63V42H62ZM65 43H66V42H65ZM99 43H100V42H99ZM107 43H108V42H107ZM112 43H114V42H112ZM4 44H5V43H4ZM102 44H103V43H102ZM109 44H110V43H109ZM148 44H149V43H147V45H148ZM160 44H161V43H160ZM168 44H169V43H168ZM0 45H1V44H0ZM37 45H38V44H37ZM68 45H67V46H68ZM75 45L78 46V47H76ZM170 45H171V44H170ZM174 45H175V44H174ZM181 45H182V44H181ZM206 45H207V47H206ZM9 46H10V45L8 44V48H9ZM72 46H70V48H72ZM74 46H75L76 48H75ZM82 46H83V44L81 45V47H82ZM105 46H106V45H105ZM143 46H145V45H143ZM162 46H163V45H162ZM228 46H229V45H228ZM16 47H15V48H16ZM86 47H87V46H86ZM113 47H114V45H113ZM181 47H182V46H181ZM181 47H180V48H181ZM37 48H38V47H37ZM107 48H108V47H107ZM146 48H147V47H146ZM155 48H156V47H155ZM175 48H176V47H175ZM257 48H258V47H257ZM38 49H39V48H38ZM60 49H62V47H61ZM64 49H65V48H64ZM74 49H73V50H74ZM82 49H83V48H82ZM87 49H88V48H87ZM94 49H96V50H94ZM108 49H109V48H108ZM157 49H155L154 51L156 52ZM181 49L183 50V48H181ZM194 49H196L197 51H199V57H198V58H195V56H194ZM7 50H9V49H7ZM15 50H16V49H15ZM55 50H56V49H55ZM57 50H58V49H57ZM62 50H63V49H62ZM65 50H66V49H65ZM70 50H72V49H70ZM84 50H85V49H84ZM111 50H112V48H111ZM111 50H110V51H111ZM145 50H146V49H145ZM158 50H157V51H158ZM168 50H167V51H168ZM13 51H14V50H13ZM13 51H12V54H13ZM85 51H87V50H85ZM88 51H89V50H88ZM95 51H98V52L95 53ZM101 51H102V50H101ZM112 51H113V50H112ZM147 51H148V49H147ZM164 51H165V52H164ZM172 51H173V50H172ZM179 51H181V50H179ZM179 51H178V52H179ZM215 51H216V50H215ZM5 52H6V50H5ZM8 52H9V51H8ZM17 52H18V50H17ZM145 52H146V51H145ZM158 52H159V51H158ZM175 52H176V51H175ZM187 52H186V53H187ZM18 53H19V52H18ZM22 53H21V54H22ZM39 53H40V52H39ZM79 53H80V55H81V53H82V55H83L84 51L82 52V50H80ZM87 53H86V52L84 53V54L86 55L85 58H87V56H88ZM94 53H95V54H94ZM99 53H100V52H99ZM164 53H165V54H164ZM203 53H206V55L208 54V56H209V55H212V53H213V55L211 56V58L207 56V57L209 58V60H210V59L212 60V62H211V60L208 61V59L205 58V56H204ZM227 53H226V54H227ZM10 54H11V53H10ZM21 54H20V55H21ZM111 54H112V53H111ZM157 54H158V53H157ZM261 54H262V55H261ZM17 55H18V54H17ZM53 55H52V56H53ZM55 55H56V54H55ZM55 55H54V56H55ZM77 55H79V54H77ZM80 55H79V56H80ZM93 55H92V56H93ZM108 55H109V54H105V53L103 54V52H102V53L98 54L97 56H100V57L102 56V59H104L105 56H106V58H108V57H107ZM185 55H186V54H185ZM217 55H218V54H217ZM8 56H9V55H8ZM11 56H12V55H11ZM39 56H40V55H39ZM49 56H48V58H49ZM79 56H78V57H79ZM97 56H96V57H97ZM103 56H104V58H103ZM110 56H112V55H110ZM196 56H198V55H196ZM224 56H225V55H224ZM9 57H10V56H9ZM41 57H42V55H41ZM46 57H47V56H46ZM57 57H59V56L56 55V58H57ZM60 57H61V56H60ZM80 57L83 58L82 56H80ZM80 57H79V58H80ZM113 57H114V56H113ZM222 57H223V55H222ZM14 58H15V57H14ZM14 58H13V61H15ZM52 58H53V57H52ZM52 58H51V56H50V59H49V60H51ZM89 58H90V57H89ZM92 58H94V56H93ZM98 58H99V57H98ZM106 58H105V59H106ZM111 58H112V57H111ZM164 58H165L166 60H163ZM169 58H171V57H169ZM186 58H187V57H186ZM218 58H220V57H217V56H216V59H218ZM19 59H20V56H19ZM44 59H46V61L44 60V62L49 61L47 58H44ZM53 59H55V57H54ZM108 59L110 60V57H109ZM108 59H106V60H108ZM173 59H174V58H173ZM205 59L207 60L206 63H205ZM224 59H225V58H224ZM16 60H17V59H16ZM20 60H21V59H20ZM55 60H57V59H55ZM109 60H108V61H109ZM171 60H172V59H171ZM175 60H176V59H175ZM179 60H180V59H179ZM81 61H82V60H81ZM81 61H80V62H81ZM84 61H85V60H84ZM87 61H88V60H87ZM100 61H101V60H100ZM108 61H106V62L108 63ZM147 61H148V60H147ZM159 61H160L161 63H159ZM163 61H164L165 63H164ZM169 61H170V60H169ZM181 61H182V60H181ZM185 61H184V62H185ZM15 62H16V61H15ZM15 62H14V63H15ZM39 62H40V61H39ZM41 62H42V61H41ZM51 62H52V61H51ZM53 62L56 63L55 61H53ZM80 62H79V63H80ZM82 62H83V61H82ZM93 62H94V60L91 62V64H92ZM101 62H103V61H101ZM170 62H171V61H170ZM231 62H232V61H231ZM14 63H13V64H14ZM47 63H48V62H47ZM49 63H50V62H49ZM49 63H48V64H49ZM86 63H87V62H86ZM99 63H100V62H99ZM99 63H98V65H99ZM104 63H105V62H104ZM107 63H106V64H107ZM147 63H148V62H147ZM177 63H179V62H177ZM251 63H252V64H251ZM258 63H259V65H258ZM17 64H18V63H17ZM38 64H39V63H38ZM42 64H44V67L39 66V68H38V67H36V68L41 72L40 75L44 76L43 79H44L45 81H47V80H50V81H51V79H52V81H53L55 78H57V77H59V76L61 75V74H57V73H55V74H57V75H59V76H56V75H55V76H56V77H55V76H53V75H54V74H53V75L50 77V73L52 74V72H50V71H51L52 69H48V68H47V65H48V64H46V63H42ZM42 64H41V65H42ZM84 64H85V63H84ZM95 64H96V63H95ZM101 64H102V63H101ZM109 64H110V63H109ZM150 64H151V63H150ZM172 64H174V63H172ZM172 64H171V65H172ZM206 64H207V65H206ZM53 65H54V64H53ZM53 65H51V63H50V64L48 65V67H50V66L52 67ZM88 65H89V63H88ZM175 65H176V64H175ZM213 65H211V66H209V67H213ZM225 65H226V64H225ZM230 65H229V66H230ZM54 66H55V65H54ZM54 66H53V67H54ZM78 66H79V65H78ZM85 66H86V65H85ZM173 66H174V65H173ZM177 66H178V65H177ZM177 66H176V67H177ZM187 66L185 65L186 68H187ZM227 66H228V65H227ZM229 66H228V67H229ZM45 67L48 69V71L50 70L49 73H48V71L43 70V68H45ZM53 67H52V68H53ZM86 67H87V66H86ZM95 67H97V66H95ZM152 67H153V66H152ZM215 67H216V65H215L213 68H215ZM217 67H216L215 69H218ZM104 68H105V67H104ZM188 68H187V69H188ZM199 68H203V71H204L205 73H207V72L209 71L208 74H210V72H211V73L213 72L214 75L216 74L215 76H216V78H218V79H216L217 81H216V80L214 81V79H213V78H214V77H213L214 75H212V79H211V80L213 81V83L216 82L215 85L218 84V85H219V88H220V86H221V88L224 89V90L227 89V88H228V89H231V91H229L228 93H227V91H226V92H223L224 95L222 94V100L224 99L223 97H225L226 99L223 100V102L225 101L224 103L222 102V100H220L221 98L219 99V101L222 102V105L219 103V104H220L219 107H218L217 104H216V100H217V99H215V102H211V103H210V99H212V93H213V91H217L218 89L216 90V89L214 88V87H215L214 84H212L211 81L208 79V77L206 78V76H204L203 73L200 75ZM225 68H227V67H225ZM37 69H35V70H37ZM106 69H107V67H106ZM106 69H105V70H106ZM154 69H155V68H154ZM166 69H167V70H166ZM174 69H176L175 66H174ZM181 69H184V68H181ZM207 69H208V70H207ZM210 69H211L212 71H211ZM31 70H32V69H31ZM95 70H96V69H95ZM102 70H103V69H102ZM105 70H104V71H105ZM179 70H180V67H179ZM200 70H201V69H200ZM205 70H206L207 72H206ZM52 71H55V68H54ZM180 71H181V70H180ZM183 71H185V69H184ZM214 71H215V72H214ZM218 71H217V72H218ZM248 71H249L250 73L253 71V73L255 74V75L253 74V76H256L257 79L262 80L263 82H260L259 86H258L257 83H255V84H257V85H255V86H253V84L251 85V84L249 83V84L251 85V87H250V90H251V91H250V90L247 91V89L244 88V90L241 91V93L238 94L239 96L236 95L238 98L233 97V96H232L233 94H234V96H235V93H236V92L238 93L237 90L243 89L242 84H241V79H242V78L248 79V80H244L245 82L247 81V83H248L249 80H250V81L252 80L253 77H251L250 75H248V73H249ZM46 72H47L48 74H47ZM95 72H97V71H95ZM97 73H98V72H97ZM97 73H96V74H97ZM154 73H156V74H155L156 77L159 76V74L157 73V70H155V72L152 71V73H151V74H148V75H153ZM180 73H181V72H180ZM213 73H212V74H213ZM22 74H24V77L22 76L23 79L25 78V79H24L25 82H24V81H23V82H24V83L27 82L26 85H27V84L30 85V87H29L30 89H31V87H33V82H34V81L37 82L35 85H37V84L40 85V86H39V88H41L40 91L43 89L42 86H41V84H42V80H43V79H41V78L39 77V74H33L32 72L28 73V72H26V71H24V73H22ZM157 74H158V75H157ZM161 74H160V75H161ZM63 75H64V74H63ZM63 75H62V76H63ZM178 75H182V73H181V74H178ZM202 75H203L204 77H203ZM47 76H48V78H46ZM174 76H175V75H174ZM210 76H211V75H210ZM149 77H150V79H151V77H155V76L153 75V76H149ZM156 77H155V78H156ZM159 77H160V79H161V76H159ZM169 77H170V78H169ZM186 77H187V76H186ZM92 78H93V77H92ZM203 78H204V79H203ZM254 78H255V77H254ZM256 78H255V79H256ZM26 79H27V81H26ZM58 79H59V78H58ZM63 79H64V78H63ZM87 79H89V78H87ZM156 79H157V78H156ZM180 79H181V80H180ZM226 79H225V80H226ZM61 80H62V79H61ZM61 80H60V81H61ZM64 80L66 81V79H64ZM64 80H62V82H63ZM90 80H91V79H90ZM158 80H159V79H158ZM166 80L164 79V82H165ZM178 80H180V81H178ZM227 80H226V81H227ZM231 80H233V81H231ZM52 81H51V82H52ZM60 81H59V82H60ZM96 81H98V80L96 79ZM254 81H255V80H254ZM257 81H258V80H257ZM23 82H22V84H24ZM92 82H93V81H92ZM94 82H95V81H94ZM94 82H93V83H94ZM252 82H253V80H252ZM46 83H49V82H46ZM63 83H64V82H63ZM63 83H62V84H63ZM66 83H67V82H66ZM86 83H87V82H86ZM88 83H89V82H88ZM90 83H91V82H90ZM165 83H166V82H165ZM165 83H163V86H164ZM232 83H233V84H232ZM19 84H20V83H19ZM22 84H20V86H21ZM44 84H45V83H44ZM55 84H56V82H55L53 85H55ZM62 84H61V85H62ZM166 84H167V83H166ZM26 85H25V89H26ZM45 85H46V84H45ZM56 85H57V84H56ZM56 85H55V86H56ZM61 85H57L55 88L57 89L58 86H60L64 91H65V89H66V90L68 89V88H65V89H64ZM64 85H65V84H64ZM88 85H89V84H88ZM178 85H179V87H178ZM22 86H23V87H21V91L24 90V89H23V88H24V85H22ZM47 86H51V85H48V84H47ZM85 86H87V84H86ZM93 86H94V85H93ZM120 86H122V85H120ZM244 86H245V85H244ZM37 87H38V86H37ZM127 87H128V86H127ZM136 87H137V86H136ZM216 87H218V86H216ZM34 88H35V87H34ZM87 88H89V86H88ZM122 88H123V87H122ZM164 88H165V87H164ZM164 88H162V90H164ZM170 88H167L166 90L169 89V91H170V90H171ZM178 88H179V89H178ZM251 88H253V90H252ZM36 89H37V88H36ZM62 89H61V90H62ZM127 89H128V88H127ZM131 89H132V86H131ZM137 89H138V87H137ZM211 89H212V90H211ZM213 89H215V90H213ZM32 90H33V88H32L31 90L28 89V91H30V92H31ZM43 90H44V89H43ZM58 90H59V89H58ZM78 90H79V89H78ZM82 90H83V89H82ZM92 90H93V88H92ZM114 90H115V89H114ZM133 90H136V89H134V87H133L132 91H133ZM219 90H220V89H219ZM245 90H246V91H245ZM24 91H25V90H24ZM24 91H23L22 93H21V92H18V93L21 95V97H22V94L25 93ZM46 91H47V90H46ZM53 91H54V90H53ZM56 91H57V90H56ZM84 91H85V90H84ZM94 91H95V90H94ZM128 91H130V88H129ZM172 91H170V92L173 93ZM179 91L181 92V94L179 93ZM234 91H235V93H233ZM38 92H39V91H38ZM48 92H49V91H48ZM48 92H47V93H48ZM57 92H59V91H57ZM67 92H68V91H67ZM77 92H78V91H77ZM86 92L88 93V91H86ZM90 92H91V89H90ZM130 92H131V91H130ZM134 92H135V91H134ZM170 92H168L169 95H171ZM217 92H218V91H217ZM221 92H222V91H221ZM18 93H17V94H18ZM33 93H35V92H33ZM33 93H32V94H33ZM36 93H37V91H36ZM36 93H35V94H36ZM42 93H44V92H42ZM61 93H62V92H61ZM61 93L59 92V97H60V98H62V96L66 97V99H67V103H68V98H70V96H65V95H63V94H62V96H60ZM64 93L66 94V92H64ZM68 93H69V92H68ZM68 93H67L66 95H68ZM82 93H83V92H82ZM120 93H121V94H120V96H121V100H123L122 103L120 102V103H121L120 106H121L122 104H124V103L126 102L125 100L128 99L129 97H126L127 92H126V90H125L124 88H123L122 91H120ZM164 93H166V92H164ZM164 93H163V96L165 97L166 95H164ZM237 93H236V94H237ZM25 94H26V93H25ZM27 94H29V93H27ZM27 94H26V95H27ZM32 94H30V95H32ZM37 94L39 95V93H37ZM40 94H41V93H40ZM71 94L73 95L72 98H73L74 96H76V95L79 96V94L82 95L80 92H79V94H77L76 91H75V94H74V92H73V93H72V92L69 93V95H71ZM88 94H90V93H88ZM88 94H87V96H88ZM132 94H133V93H132ZM156 94H157V93H156ZM231 94H232V95H231ZM26 95H25V96L23 95L24 97H22V101H21V99H20L21 102H25V103H26L27 100H28V102L31 101L32 98H31L30 96H28V95L26 96ZM33 95H34V94H33ZM42 95H44V94H42ZM202 95H204V97H206L205 99H207V100L204 101V102H202V100H201V98L203 97ZM240 95H241V96H240ZM18 96H19V95H18ZM39 96H40V95H39ZM53 96H55V98H57V93L53 94ZM53 96H52V97H53ZM85 96H86V95H85ZM91 96H92V94H91ZM154 96H155V95H154ZM215 96H216V95H215ZM219 96H220V95H219ZM219 96H218V98H219ZM32 97H33V96H32ZM34 97H35V96H34ZM50 97H51V96H50ZM52 97H51V99H52ZM88 97H90V96H88ZM107 97H108V96H107ZM152 97H153V96H152ZM213 97H214V96H213ZM30 98H31V99H30ZM37 98H38V97H36L35 99H37ZM53 98H54V97H53ZM60 98H58V99H60ZM72 98H71V99H72ZM74 98H76V99H74V101L72 100L73 102H75V100H77V98H79V97H74ZM82 98H83V95H82ZM91 98H92V97H91ZM95 98H96V97H95ZM109 98H110V97H109ZM170 98H171V97H170ZM215 98H216V97H215ZM46 99H47V100H44V101H49V102H50V100H49L48 97H47ZM63 99H64V98H63ZM79 99H80V98H79ZM84 99H85V98H84ZM84 99H83V100H84ZM92 99H93V98H92ZM98 99H99V98H96V100H98ZM157 99H158V98H157ZM160 99H162V98H160ZM163 99L165 100V98H163ZM176 99H177V98H176ZM37 100H38V99H37ZM54 100H55V99L52 100V101H53L52 105H51L49 102H46V105L48 104L47 106H48V107L50 106L51 109L54 108V106H55V109H56V106H57L56 104H58V103H59L58 105H61V103L58 102L57 99H56L55 101H54ZM60 100H61V99H60ZM83 100L80 99V101H81V105H83V104H84L83 102L87 101L88 99H87V100H84V101H83ZM100 100H101V98H100ZM109 100H110L111 102H114V101H112V100H114V98H110ZM121 100H120V101H121ZM149 100H150V99H149ZM158 100H159V99H158ZM158 100H157V102H156L157 104H158ZM33 101H34V98H33ZM35 101H36V100H35ZM40 101H42V100H40ZM64 101H65V99H64ZM80 101L78 102L79 104H80ZM82 101H83V102H82ZM101 101H102V100H101ZM110 101H109V102H110ZM128 101H129V100H128ZM154 101H155V99L153 100V103H151L152 105L150 104V106H153ZM160 101L162 102L163 100H159V102H160ZM165 101L167 102V100H165ZM165 101H164V103H165ZM172 101H171V102H172ZM179 101H178V102H179ZM219 101H217V103H218ZM21 102H20V103H21ZM36 102H37V101H36ZM88 102H90L91 104H95V103H96V101H93V100L90 101V100H89V101H87V102L85 103V105H86L85 108L87 107V103H88ZM92 102H95V103H92ZM107 102H108V98H107ZM151 102H152V100H151ZM175 102H176V101H175ZM31 103H33V102L31 101ZM42 103H43V102H42ZM54 103H55V104H54ZM90 103H89V104H90ZM97 103H98V101H97ZM102 103H103V102H102ZM116 103H118V102L116 101ZM126 103H127V102H126ZM126 103H125V104H126ZM256 103H257V104H256ZM22 104H23V103H22ZM28 104H29V108H27V111L29 112L30 110H28V109H30L31 107H34V109L31 108V111H32L33 113H35V114H38V113L36 112V110H35V109H37V105H35V106H36V107H35V106H33V105L31 106L30 103H28ZM33 104H34V103H33ZM36 104H38V103H36ZM43 104H44V103H43ZM53 104H54V105H53ZM68 104H69V103H68ZM74 104H76V102H75ZM79 104H78V105H79ZM91 104H90V105H91ZM100 104H101V103L99 102L98 105L100 106ZM104 104H105V103H104ZM109 104H110L109 107L111 106L110 108H112V105H114L115 103H114V104L112 103V105H111V103H109ZM157 104H154L155 106H153V108H152L153 110L156 109V108H154V107H156ZM169 104H170V103H169ZM171 104L174 106L175 103H174V104L171 103ZM176 104H178V103L176 102ZM20 105H21V104H20ZM38 105H39V104H38ZM70 105H72V104H70ZM70 105H68V106H69V109H70V107H71ZM81 105H79L80 109H81V107H82ZM90 105H89V106H90ZM118 105H119V103H118ZM118 105H117V107H118ZM165 105H167V104L165 103ZM172 105H171V107H173ZM255 105H256V106H255ZM261 105H262V106H261ZM63 106H65V105L63 104ZM76 106H77V105H76ZM92 106H93V105H91V107H92ZM95 106H97V105H95ZM95 106H93V108L89 107L91 110H93V115H92V111H91L90 114L87 113V114L84 115L85 118H86L87 115H90V116L92 115L91 117H92V118H95V119L98 121L99 118L94 117V116L96 115V113H97V111L94 110V107H95ZM99 106H97V109H96V110H98V112L101 111V110H99V109L102 108V105H101L100 108H99ZM103 106H104V105H103ZM124 106H125V105H124ZM124 106H122V108H121V107H120V108H121V109H124V108H123ZM163 106H164V105H163ZM169 106H170V105H169ZM203 106H208V108H209V111H208V112H209V113L206 112V110H208V109H207V108L205 109V107H203ZM254 106H255V108H253ZM4 107H5V106H4ZM22 107L24 108L23 105H22ZM57 107H58V106H57ZM251 107H252L253 109H252ZM61 108H62V107H61ZM83 108H84V105H83ZM85 108L83 109L84 112H85L86 110L88 111V109H85ZM87 108H88V107H87ZM98 108H99V109H98ZM105 108H106V109H105ZM105 108L103 107L101 112H104L103 109L108 110V109H107V106H105ZM158 108H160V109H159V112H156V111L158 110ZM187 108H188V107H187ZM203 108H204L205 112H204ZM225 108H226V107H225ZM3 109H4V110L7 109V110H6V113L9 111V109H8L7 107H5V108H3ZM3 109H2V107L0 108V110H1L2 113H4V110H3ZM43 109H44V108H43ZM59 109H60V108H59ZM64 109H65V108L60 109V113H59L60 115L63 114L61 110H64ZM69 109H68V110H69ZM71 109H72V111H74L73 109H75V107H74V108H71ZM121 109H119V111H120V112H123V110H121ZM125 109H126V108H125ZM152 109H151V110H152ZM10 110H11V109H10ZM20 110H22V109H20ZM20 110H19V109L17 110V111H19V112H18V113H19V114H18V117H17V114H16L17 111H16V112L14 111L15 114H16V115H15V118H12V115H13V114H11V117H10V114H9L8 119L5 118V119L3 120V121L5 122V123H3V124H5L8 128L13 127V129H16V128H18V127H19V128H23L22 126H24V127L26 126L25 129H26V132H27V131H28V130H27V129H28L27 127H30V125H32V124H31L32 122L35 123V121H37V120L40 121L41 118H40V119H37L36 116H38V115L35 116V114H34V118H33V119L35 120V117H36V120H35V121H32L33 119L30 118V119H31V123H29V121H27L28 118H25V119H27V120H25V119H20V115H21V113H22V116L25 115L23 112L20 113ZM34 110H35V111H34ZM56 110H57V109H56ZM77 110H78V108H77ZM151 110H147V111H145V113H146V112H150V113H147V115H150V114L152 115ZM153 110H152V111H153ZM157 110L155 111L156 113H160V112H161V111H160V110H161V107H159V105L157 106ZM247 110L245 111L246 113H247ZM263 110H264V109H263ZM27 111H26V112H27ZM37 111H38V109H37ZM39 111H41V110H39ZM48 111H50V110L48 109ZM51 111H52V110H51ZM70 111H71V110H70ZM70 111H69L68 116H70V114H71V115L74 117V113H76V111L73 112V114L70 113ZM109 111H110V110H109ZM168 111H169V109H168ZM257 111H258V110H257ZM11 112H12V111H11ZM14 112H12V113H14ZM28 112H27V113H28ZM46 112H47V111H46ZM57 112H58V110H57ZM67 112H68V111H67ZM82 112H83V111H82ZM84 112H83V114H84ZM89 112H90V111H89ZM94 112H95V113H94ZM101 112L98 113L96 116H99V114L101 115ZM110 112H111V111H110ZM153 112H154V111H153ZM155 112H154V114H155ZM170 112H171V111H170ZM187 112H188V111H187ZM29 113H31V112H29ZM48 113H49V112H48ZM55 113H56V111H55ZM61 113H62V114H61ZM85 113H86V112H85ZM108 113H109V112H108ZM108 113H106V114H108ZM117 113H118V112H117ZM117 113H116V114H117ZM126 113H128V112H125V110H124V113H121V116H122V114H126ZM161 113H162V112H161ZM166 113H167V111H166ZM171 113H172V112H171ZM189 113H190V112H189ZM236 113H237V112H235V114H236ZM259 113H260V112H259ZM23 114H24V115H23ZM57 114H58V113H57ZM76 114H77V113H76ZM79 114H80V113H79ZM79 114H78V115H79ZM81 114H82V113H81ZM94 114H95V115H94ZM110 114H111V113H110ZM118 114H119V113H118ZM118 114H117V115H118ZM163 114H164V113H163ZM169 114H170V113H169ZM169 114H167V115L169 116ZM207 114H208V115H207ZM244 114H245V113H244ZM249 114H250V113H249ZM31 115H32V114H31ZM31 115H30V117H31ZM78 115H77L76 117H79ZM108 115H109V114H108ZM111 115H112V116H115V113L113 114V111H112V114H111ZM147 115H146V116H147ZM151 115H150V116H151ZM172 115H173V114H172ZM172 115L170 114L169 117L171 118ZM206 115H207V118H206ZM25 116H26V115H25ZM53 116H54V114H53ZM72 116H71V118L74 119ZM105 116H106V115H105ZM125 116H126V115H125ZM128 116H129V115H128ZM152 116H153V115H152ZM152 116H151V117H152ZM163 116H164V115H163ZM221 116H220V120H222V121H221V124H223V122L226 121V120H224V118L226 119L227 116H228V114H227L226 116L223 115V116H222V117H224L223 119H221V118H222ZM239 116H240V115L238 114V119H240V117H241L242 115H241L240 117H239ZM248 116H249V115H248ZM4 117H5V116H4ZM26 117H27V116H26ZM56 117H57V115H56ZM58 117H59V118H58ZM58 117H57L58 120H59L60 118H61V119H66V118H62L61 116H58ZM63 117H64V116H63ZM66 117H67V116H66ZM82 117H83V116H82ZM87 117H88V116H87ZM107 117H109V116H107ZM117 117H120V116L118 115V116H116V117H114V118L120 120V119L117 118ZM123 117H124V115H123ZM130 117H131V116H130ZM130 117H129V120H128L129 122L131 121V120H130V119H131ZM153 117H154V116H153ZM164 117H165V116H164ZM164 117H163V118H164ZM169 117H168V118H169ZM172 117H173V116H172ZM188 117H189V116H188ZM194 117H193L192 119H194ZM250 117L254 118L253 116H250ZM250 117H248V118H246V119H249ZM261 117H262V115H261ZM21 118H22V117H21ZM53 118H54V117H53ZM53 118H52V119H53ZM67 118H68V117H67ZM69 118H70V117H69ZM69 118H68V119H69ZM71 118H70V119H71ZM80 118H81V117H80ZM92 118H91V119H92ZM120 118H121V117H120ZM149 118H150V117H149ZM173 118H174V117H173ZM173 118H172V119H173ZM228 118H229L230 120H232V119L235 118V116H233V115H229ZM241 118H243V117H241ZM244 118H245V117H244ZM255 118H256V117H255ZM255 118H254V119H255ZM259 118H260V117H259ZM2 119H3V118H2ZM61 119H60V120H61ZM77 119H78V122H80V123L83 122V120H82V121H79V118H77ZM91 119H90V117H89V120L87 121L88 124H89V122L91 121ZM105 119H106V118H105ZM105 119H104V121H105ZM116 119H115V121H114V119H113V121L116 122ZM125 119H126V118H125ZM125 119H122L121 121H122L123 123H125L124 125H129L130 123H129L127 120H125ZM127 119H128V118H127ZM132 119H133V118H132ZM172 119H170V120H172ZM54 120H55V118H54ZM56 120H57V119H56ZM123 120H125V122H124ZM165 120H166V119H164V120L162 121L163 123L161 122V120L159 121V122H161V128H162L161 130H163V128H165L164 126L169 125V124H167L168 122L170 123V121H168L169 119L166 120V121H168V122H166ZM236 120H237V119H236ZM244 120H245V119H244ZM52 121H53V120H52ZM66 121H67V119H66ZM66 121H65V122H66ZM69 121H70V120H69ZM69 121H68V123H71V121H70V122H69ZM84 121H85V120H84ZM92 121H93V124H94V120H92ZM104 121H103V125L105 124ZM108 121H110V120L107 119L106 122H108ZM121 121H120V123H121ZM195 121H196V120H195ZM55 122H57V121H55ZM95 122H96V121H95ZM99 122H101V125H102V121L99 120ZM126 122L129 123V124H127ZM152 122H153V121H152ZM164 122H165L167 125H165ZM189 122H190V121H189ZM192 122H193V121H192ZM37 123H38V122H37ZM37 123H36V124H37ZM43 123H44V119H43V121H42V125H43ZM57 123H58V122H57ZM84 123H85V122H84ZM97 123H98V122H97ZM97 123H96V126H97ZM111 123H113V122H111ZM123 123H122V127L124 126ZM132 123L134 124V120H132ZM180 123H181V125H180ZM190 123H191V122H190ZM225 123H226V122H225ZM225 123H224L225 126H224V125H223V126L227 128V126H226ZM40 124H41V122L38 123V125H40ZM51 124H52V123H51ZM60 124H67V123H64V120H63V123L60 122ZM60 124H58L57 127H60ZM90 124H91V122H90ZM93 124L91 125L92 127L94 126ZM133 124H132V125H133ZM149 124H150V123H149ZM163 124H164V125H163ZM170 124H171V123H170ZM5 125H4V127H6ZM34 125H35V124H34ZM49 125H50V124H49ZM52 125H53V124H52ZM52 125H51V127H52ZM55 125H56V124H55ZM73 125H74V124H72V125L69 124V125H66V126H65V127L68 129V132H69V128H68V126L70 127V126H73ZM98 125H99V123H98ZM101 125H99V127H101L102 129H106V131L111 129V128L107 129L108 126H109V127L112 126V124L110 125V122H108L107 124H105V127H102L103 125H102V126H101ZM162 125H163V126H162ZM179 125H180V126L183 125V127L180 128V132H179ZM192 125H193V124H192ZM201 125H202V126H201ZM88 126H89V125H88ZM96 126H95V127H96ZM118 126H119V123H118V125H117V123H116L115 129H117ZM134 126H135V124H134ZM134 126H133V127L130 126V127L133 128V129L135 130ZM147 126H149V125L147 124ZM147 126H146V129H148ZM158 126H159V125H158ZM193 126H194L195 129L191 128V129H189V130H193V131H194V130L198 129V130H196V131H197V132H196L197 135H198V132H200V133H203V132H204L203 134L208 133V130H207V129H205L206 132H205V130H203L204 127H203L202 129L200 128L201 130L199 131V128H196L195 125H193ZM240 126H241V125H240ZM240 126H239V127H240ZM53 127H56V126L53 125ZM85 127H87V126H85ZM95 127H94V129H95ZM120 127H121V126H120ZM125 127H126V126H125ZM128 127H129V126H127V128H128ZM155 127H156V126H155ZM241 127H243V126H241ZM241 127H240V128H241ZM1 128H2V129H1ZM61 128H63V125H61ZM66 128H65V129H66ZM75 128H76V127H75ZM96 128L99 130L98 126H97ZM113 128H114V127L112 126V129H113ZM118 128H119V127H118ZM127 128H126V130H127ZM131 128H128V129L130 130ZM158 128H160V127H157V129H156L157 132H159V131H158ZM186 128L188 129V126H186ZM226 128H225V129H226ZM235 128H236V127H235ZM244 128H245V127H244ZM0 129H1V130H0V133H1V132H4V131H2V130H4V129H3V127H1V125H0ZM31 129H32V128H31ZM31 129H30V131H31ZM56 129H57V128H55L54 131H56ZM65 129H63V131H65ZM67 129H66L65 132H67ZM89 129H90V128H89ZM89 129H87V130H89ZM91 129H93V128H91ZM97 129H96V130H97ZM102 129H101V130H102ZM112 129H111V130H112ZM124 129H125V128H124ZM124 129H123V128H122V129L120 128V129H119V133H120V130H123V131H124ZM187 129L184 128V130H186V133H187V131H188ZM225 129H224V130H225ZM228 129H229V130H228ZM231 129L234 130V127H231ZM236 129H237V128H236ZM236 129H235V130H236ZM242 129H243V128H242ZM7 130H8V129H7ZM71 130H73V129H71ZM71 130H70V132H71ZM82 130H83V129H82ZM111 130H110V131H111ZM126 130H125V132H126ZM151 130H152V128L150 129V131L148 130L149 132H148V131H147V132H148V133H152L153 131L151 132ZM220 130H221V129H220ZM224 130H223V131H224ZM227 130H228V133H229V131L231 132L230 127L227 128ZM227 130L225 131L226 133H227ZM233 130H232V131H233ZM237 130L239 131V130H241V129L238 128ZM244 130H245V129H243V131H244ZM32 131H33V130H32ZM36 131H37V129H36ZM39 131H40V129H39ZM39 131H37V132L39 133ZM58 131H59V130H58ZM58 131H57V133H58L59 135H61L62 132H60V131H62V129H60V131H59L60 133H59ZM74 131H75V134H77L76 137L74 136L75 138H77V137L80 138L81 135H82L81 138H84V139L86 138L85 140H84V139L82 140V141H83L82 145H83V144H86V143H87V145H88V146L86 145L87 147L93 145V144L90 143V141H89V143H90L91 145H89V143H88L87 141H88V139H90L89 137H92V136H93V134L95 133V132H94L95 130L92 131V132H93L92 135L89 133L91 136H89L88 133H86L87 135H86V134H81V133H80V134H81V135H80L79 133L76 132V130H73L71 133L73 134ZM83 131H84V130H83ZM123 131H121V133H120V135H119L120 138L117 136L118 133H117V135L115 134L116 136H115V135H112V134L110 135L111 132H114V133H115L114 130H112L110 133L105 132V134H109V135H106V136H107L106 138L104 137L103 140H100V139H98V138L96 139V140L98 141V143H99L100 141H101V142L97 145V141H96V148L94 149V147H93V149L95 150V151H94L95 153L92 152V151H93L92 148L89 147L90 149H89V148L87 149V150H89V151L91 150L90 153H91L92 155H94V156L97 155L96 158H103V160H100V161H99V160H94L93 158H91V160H92V159L94 160V161L92 160V162H94V163H95V161H96V162H99V163H101V161H103L102 164H104V165L106 164V165H105V168L102 167V166H104V165H102V166L99 165L100 167L98 166L102 171H103L104 169L107 170V168H108V169H111V167H112V169H113V166H112L113 163L115 162L114 164H117L119 161L124 160L125 158H123V156H124L125 153L128 155V154H131V153H129V152H131V151L133 152V150H136V152L138 151L137 149L139 148V146H138V148H137V146H135V147L132 146L133 141H132V144H131V141H130V143L126 144L127 148H122V147L124 146V144H123L122 146L118 147V145H121L122 143H125V140H127V139H125L127 136H126V134H124L125 132L123 133ZM154 131H155V130H154ZM164 131H165V130H164ZM164 131H163V132H164ZM211 131H210V132H211ZM221 131H222V130H221ZM223 131H222V132H223ZM23 132H24V130H23ZM33 132H35V131H33ZM37 132H35V135H36L37 137H36L34 134L31 133L32 135H29V134H25V135H23V138H24V139H28L29 136H31V138L34 137V138H36V140H39V139H37V138H38V136H40V134H42V132H41L39 135H37V134H38ZM52 132H53V131H50V134H47V136H48V135H49V136L53 135ZM65 132H63L62 135H63ZM68 132H67V134H69ZM78 132H79V131H78ZM86 132H89V131H86ZM129 132H130V131H129ZM131 132H132V131H131ZM147 132H146L147 135H145L146 137H148V133H147ZM155 132H156V131H155ZM155 132H153V135H154ZM163 132H162V133L159 132V133H160V134H163ZM184 132H185V131H184ZM184 132H182V133L185 134ZM225 132H223V133L225 134ZM5 133H6V131H5ZM13 133H14V131H13ZM28 133H29V132H28ZM36 133H37V134H36ZM47 133H48V132H47ZM55 133H56V132H55ZM126 133L128 134V131H127ZM133 133H135V131H134ZM159 133H158V137H160V136H159ZM169 133H168V134H169ZM182 133H180V134H182ZM191 133L195 134V135H193V134L191 135V136H194V138H195V136L198 137V136L196 135L195 131H194V132H191ZM223 133H222V134H223ZM228 133H227V134H228ZM58 134H57L56 138H55L54 136H53V138L59 140V137H61L62 135L59 136ZM78 134H79V136H78ZM103 134H104V133H103ZM136 134H137V133H136ZM156 134H157V133H156ZM180 134H179V137H181V136L183 135V134H182V135H180ZM187 134H188V133H187ZM189 134H190V133H189ZM224 134L222 135V138H223V139H227L228 136H227V135H224ZM5 135L8 136L9 133H8V134L6 133ZM5 135H3L4 138H5ZM14 135L16 136V134H14ZM130 135H131V133H130ZM185 135H186V134H185ZM218 135H219V134H218ZM228 135H229V134H228ZM11 136H12V135H10V137H11ZM32 136H33V137H32ZM64 136H65V134H64ZM67 136L69 137V135H66L65 138H66ZM85 136H87V137H85ZM88 136H89V137H88ZM132 136H133V135H132ZM135 136H136V135H135ZM137 136H138V135H137ZM137 136H136V138H137ZM154 136H155V135H154ZM189 136H190V135H189ZM201 136H202V134H201V135L199 134V137H201ZM226 136H227V137H226ZM8 137H9V136H8ZM51 137H52V136H51ZM51 137L48 138V140H50ZM71 137L73 138V135H72ZM128 137H129V136H128ZM139 137H141V136H138V138H139ZM146 137H145V138H146ZM156 137H157V136H156ZM156 137H154V138H156ZM158 137H157V138H158ZM165 137H167V136H166V133H165ZM168 137H167V139H168ZM2 138H3V137H2ZM23 138H22V139H23ZM40 138L43 140V138H45V136H44V137H41V136H40ZM95 138H96V137H95ZM132 138H133V137H132ZM141 138L144 139V136H142ZM141 138H140V139H141ZM187 138H188V140H189V138H190V140H192V137H188V136H186V139H187ZM205 138H206V137H205ZM218 138H219V137H218ZM5 139H6V138H5ZM12 139H13V138H12ZM19 139H20V142H22L21 138H19ZM24 139H23V140H24ZM41 139H40V140H41ZM45 139H47V138H45ZM63 139H64V137H63ZM63 139H62V141H61V144H62V142H64L65 147L68 149L69 147L66 145V143H65L66 141H64ZM66 139H67V138H66ZM66 139H65V140H66ZM68 139H69V138H68ZM73 139H74V138H73ZM77 139H78V138H77ZM77 139H76V140H77ZM91 139H93V138H91ZM128 139H129V138H128ZM133 139H134V138H133ZM133 139H132V140H133ZM142 139H141V140H142ZM146 139H147V138H146ZM146 139H145V140H146ZM152 139H153V138H152ZM161 139L164 140L165 138H162V136H161L160 139H159L158 141H160ZM169 139H168V140H169ZM183 139H185V137H184ZM198 139H200V138H198ZM198 139L195 138L193 141L198 142V141H197ZM210 139H211V138H210ZM223 139H222V140H223ZM6 140H7V139H6ZM40 140H39V142H38L39 144H40ZM42 140H41V146L44 145V144L42 143ZM60 140H61V138H60ZM60 140H59L58 142H56V144L58 143V144H57V145H58L57 147L60 148V150H61V148H63V147H62V145L60 144ZM76 140H73L72 142L74 143V141H76ZM99 140H100V141H99ZM130 140H131V139H130ZM136 140H137V139H136ZM149 140H151V139L149 138ZM149 140L147 139V141H149ZM153 140H154V139H153ZM175 140H176V139H175ZM203 140H205V139H203ZM203 140H202V142H203ZM218 140H219V139H218ZM218 140H217V141H218ZM222 140H220V143H219V144H220V147H221V150L224 148V147H222V146H223ZM227 140H228V139H227ZM227 140H226V141H227ZM7 141H8V140H7ZM9 141H11V140H9ZM13 141H14V140H13ZM16 141H17V139H16ZM30 141H31L32 144H33V143H34V144L36 143V142H32V141H34V140H31V139H30ZM55 141H57V140H55ZM55 141H54V145H55V146L52 145L53 143L50 144L51 142L49 143V141H48L45 145H46L47 147L50 146V145H52V147L54 146V147H55L54 149H56L57 147H56ZM77 141H78V140H77ZM93 141H94V140H93ZM138 141H139V140H138ZM143 141H144V140H143ZM151 141H152V140H151ZM151 141H149V143H150ZM156 141H157V140H156ZM156 141L154 140L153 142H155V144H156V143H158V141H157V142H156ZM193 141H192V142H193ZM207 141H208V140H207ZM211 141H212V140H211ZM211 141H209L208 145L210 144ZM223 141H224V140H223ZM24 142H26V140H24L23 143H24ZM28 142H29V140H28ZM45 142H46V140H45ZM67 142H69V141H67ZM127 142H128V141H126V143H127ZM134 142H135V141H134ZM160 142H161V141H160ZM160 142H159V143H160ZM165 142H166V140L163 141V142H161V143H165ZM171 142H170V143H171ZM176 142L178 143L179 140H176ZM176 142L173 143V144H174V145H173L174 148H175V147L177 148V146H178ZM192 142H191V143H192ZM196 142H195V143H196ZM205 142H206V141H205ZM10 143H11V142H10ZM14 143H15V142H14ZM14 143H13L12 145H15ZM18 143H19V141H18ZM18 143H17V144H18ZM26 143H27V142H26ZM38 143H37V144H38ZM48 143H49V144H48ZM70 143H71V142H70ZM92 143H93V142H92ZM149 143H148V144H149ZM151 143H152V142H151ZM151 143H150V146H151V149H152V148H153V149L151 150L152 152L150 151V155H152V154L154 153L153 151H154L155 148L157 149V148L159 147V146L157 147V145H156L155 148H154V147H152L153 144H151ZM159 143H158V144H159ZM172 143H171V145H172ZM185 143H187V142H185ZM188 143H190V141H189ZM0 144H1V142H0ZM2 144H3V142H2ZM5 144H6V143H5ZM27 144H28V143H27ZM27 144H26V145H27ZM37 144H36V146H37ZM39 144H38V149H40V151L44 152L42 156H43V157H46V159H45V158L43 159L42 156H40L39 153H37V151H35V150H34V151H35L37 154L34 156V154H35V152H34V154H33L32 156L35 157V159H37L36 157L38 156V159L40 158V159H43V160H47V161H48L47 163L50 164V161H51V160L49 161V157H52V156H49V152H50V154H51V151H52V150H50V151H45V150H43V148L41 149V148L39 147ZM68 144H69V143H68ZM75 144H77V146H76ZM182 144H183V143H182ZM203 144H204V143H203ZM245 144H246V146L248 145L249 147H247V148L250 149V146H251V145H249V143H245ZM12 145H11V146H12ZM26 145L24 144L23 147L26 148V147L28 146L27 148L30 149V147H31L32 150L34 149L33 147H35V145H34V146H33V145L31 146L30 144H28L27 146H26ZM45 145H44V146H45ZM133 145H134V144H133ZM135 145H136V144H135ZM144 145H146V143H145ZM164 145H165V144H164ZM164 145H162V146H164ZM175 145H176V146H175ZM197 145H198V144H197ZM197 145H196V147H197ZM199 145H200V144H199ZM206 145H207V144H206ZM227 145H228V146H227ZM19 146H20V143H19ZM29 146H30V147H29ZM46 146H45V147H46ZM70 146H71V148H73L71 144H70ZM73 146H74V147L76 146V148H77V151H76V152H77V155H78V152L80 153V151H79V150H80V149H79V147H80L79 144L75 142V143L73 144ZM78 146H79V147H78ZM83 146H84V145H83ZM86 146H85V147H86ZM94 146H95V145H94ZM116 146H117V148H116ZM126 146H125V147H126ZM150 146H149V148H150ZM153 146H154V145H153ZM187 146H189V144H187ZM187 146H185V149H186ZM190 146H191V144H190ZM201 146H202V145H201ZM209 146H211V145H209ZM209 146H208V147H209ZM226 146H227L228 148H226ZM246 146H244L245 149H246ZM261 146H262V145H261ZM23 147H22V148H23ZM65 147H64V148H65ZM87 147H86V148H87ZM91 147H92V146H91ZM142 147H143V146H142ZM166 147H167V146H166ZM193 147H194V146H192V147H190V148L194 149V151H195V148H196V147H195V148H193ZM208 147L206 146L205 149L203 148L206 152H205L204 150L201 151V152H203V153L205 152V154H208L209 156L212 155V157H213L212 160H213V161H216L217 159H219V158H220V157H219V156H220L219 154H220L221 151L219 150V152H218V149H217V148L214 149V148H211V147H210V148H211V151H210V148H208ZM242 147H243V146H242ZM10 148H11V147H10ZM27 148L25 149V151H22V150H24V149L21 150L22 152H24V153H21V155H22V154H23V155L25 154ZM35 148L37 149V147H35ZM50 148H51V147H50ZM71 148H70V149H71ZM76 148H73V149L75 150ZM81 148H82V147H81ZM83 148H84V147H83ZM147 148H148V147H147ZM160 148H162V147H160ZM163 148L166 149L165 146H164ZM163 148H162V149H163ZM174 148L172 147V149H170V150H173V151L175 150V151H176V148H175V149H174ZM179 148H180V145H179L178 149H179ZM181 148H182V147H181ZM190 148H189V149H190ZM225 148H226V149H223V151H225V150H227V151H228V150L231 151L230 148H229V142H228V141H227V143L225 142ZM14 149H16V151H15ZM14 149H13L14 152L18 153V155H19L20 153L17 151V147L14 148ZM46 149H47V148H46ZM78 149H79V150H78ZM139 149H140V148H139ZM164 149H163V151L165 152L166 150H164ZM197 149H199V146H198ZM207 149H208V151H207ZM242 149H243V148H242ZM249 149H247L246 151H251V149H250V150H249ZM9 150H11V149H7V148L4 146V144H3V146H0V166H2V165H1L2 163H7V164H4V165H6V167H8V168H9V166L12 168V169H11V168H9V169H8V168H5L7 172H8L10 169H11V170L15 169V171H17V169H20V168H19V165H17L18 168L16 167V168H17V169H16V168L13 166V165H16V163L14 164V162H12L13 159L11 158V156H13V154H15V153H13V154H11V155H8V153H9L8 151H9ZM58 150H59V149H57V151H58ZM83 150H84V149H83ZM145 150H146V149H145ZM148 150H149V149H148ZM148 150H147V151H148ZM179 150H180V149H179ZM199 150H201V149H199ZM233 150H234V149H233ZM237 150H238V149H237ZM237 150H234V151H237ZM27 151H28V150H27ZM54 151H55V150H53L52 152H54ZM57 151L54 152V154L56 153V155H57V156L55 155V157H58L59 154H60L61 156H62V154L65 155L64 149L61 150V151L64 152V153L61 152L62 154L60 153V151H59V153H58ZM65 151H67V150L65 149ZM68 151H69V150H68ZM71 151H72V149H71ZM142 151H143V149H142ZM163 151H162V152H159V151H158V154L161 153V155L163 154V157H164L166 154H164ZM173 151H172V152H173ZM175 151H174V152H175ZM189 151H190V150H189ZM191 151H193V150H191ZM209 151H210V152H209ZM223 151H222V153H223ZM227 151H225V152L227 153ZM243 151H244V150H243ZM11 152H13V151H10V153H11ZM45 152L47 153L46 155H45ZM73 152H74V151H72V153H73ZM76 152L73 153V155H74V154L76 155ZM87 152H88V151H87ZM148 152H149V151H148ZM156 152H157V151H155L154 156L157 154ZM167 152H168V151H167ZM180 152H181V151H180ZM182 152H185V153H183V154L180 155V156L176 155L177 158L179 157V159L176 158V160H178V161H177V165H178V166L180 165V161H182L184 158H186V157L189 158V156H187V153H188L189 155H190V153H192V152L189 153L187 150H182ZM196 152H199V151L197 150ZM207 152H208V153H207ZM231 152H233V151H231ZM259 152H260V150H259ZM28 153H30V155L32 154V152H28ZM70 153H71V152H70ZM70 153H69V155H70ZM72 153H71V154H72ZM82 153H84V152H82ZM82 153H81V155H82ZM140 153H141V152L139 151V155H140ZM175 153H176V152H175ZM210 153H211V154H210ZM234 153H235V152H234ZM234 153H232V155H233ZM241 153H243V152H241ZM244 153H245V152H244ZM262 153H263V152H262ZM40 154H41V152H40ZM54 154H53V155H54ZM84 154H85V153H84ZM134 154L136 155V153H134ZM137 154H138V153H137ZM158 154H157V155H158ZM169 154H170V153H169ZM23 155H22V156H23ZM25 155L27 156V155H29V154H25ZM60 155H59V156H60ZM66 155H67V156H66ZM66 155H65L66 157L69 156L68 154H66ZM73 155H72L71 159H73ZM92 155L89 154V156H92ZM143 155H144V153H143ZM147 155H148V153H147ZM170 155H172V154H170ZM174 155H175V154H174ZM200 155H201V154H200ZM200 155H199V156H200ZM203 155H204V154H202V155L200 156V158H203V157H202ZM222 155L224 156V158L222 157V159H220V160H223V159L225 160V158L227 159V155H228V153H227V154H224V153H223ZM222 155H221V156H222ZM26 156H25V157H26ZM32 156H30V158H31ZM39 156H40V157H39ZM79 156H80V155H78V157L76 156V158L78 159ZM99 156H100V157H99ZM128 156H129L128 158H129V160H130V158H131L132 155H128ZM140 156H141V155H140ZM148 156H149V155H148ZM172 156H173V155H172ZM206 156H207V155H206ZM209 156H208V158H209ZM240 156H242V158L237 159V162H236V163H235L236 160L233 162V163L236 164V166H235L233 163H230L229 167L224 168L225 166L223 167V165H222L221 170H222L223 168H224V170H226L227 168H228L229 170H231V167H232V170H233L234 172H236V173H237V171L239 170L238 174H241L240 176L243 177V176L245 175L246 177H248V176H249V173H250V171H251V170L249 169L250 171L248 170V171L245 172V170H246L245 166L249 164V163L246 161L248 157H246V158H245L246 160H245V159L243 158L245 155L242 154V155H240ZM33 157H32V158H33ZM53 157H54V156H53ZM55 157H54V158H55ZM63 157H64V156H63ZM81 157H82V156H81ZM126 157H127V156H126ZM166 157H168V156H166ZM194 157H195V155H194ZM204 157H205V155H204ZM238 157H239V156H238ZM238 157H237V158H238ZM249 157H250V156H249ZM259 157H260V156H259ZM32 158H31V159H32ZM54 158H53L52 160H54ZM58 158H59V157H58ZM58 158H57V161H62L61 159L59 160ZM60 158H61V157H60ZM64 158H65V157H64ZM64 158H62V159H64ZM68 158H69V157H68ZM89 158H90V157H89ZM117 158H118V162L116 163V159H117ZM141 158H143V157H141ZM145 158H146V157H145ZM188 158H186V160H184L185 164H187V160L189 161L190 158H189V159H188ZM234 158H235V157H234ZM27 159H28V158H27ZM40 159H39V160H40ZM65 159H66V158H65ZM81 159H82V158H81ZM132 159L134 160L133 156H132ZM138 159H139V158H138ZM159 159H160V158H159ZM167 159H168V158H167ZM198 159H199V157H198ZM235 159H236V158H235ZM39 160H38V162H39ZM66 160H68V159H66ZM85 160H86V159H85ZM88 160L91 161L90 159H88ZM127 160H128V159H127ZM129 160H128L124 165H126V164L129 162ZM136 160H137V159H136ZM139 160H140V159H139ZM139 160H138V161H139ZM144 160H145V159H144ZM144 160H142V161H144ZM161 160H164V159H160L159 161H155V163L153 162L154 164H152V161H150V163H151L152 165L149 163V164L152 166V169H151V170H153V167H154V170H153V172H152V171H147V172H149V173H147V176H148V174H150L151 177L154 179V177L152 176V174H155V175H156V173H157V174H158V173L161 174L159 177H158V175L155 176V179H154V182H155V183H154V185L151 184V182L153 183V181H151V182L146 181L148 178L150 179V177H149L150 175L148 176V178H147V176L145 175L146 180H145V178L143 179L142 177L139 179V180H142V181H143V184L145 183V185H143V187H141L140 184H141L142 181H141V182H138V184H139L138 188H140V189H139V190H135V193H134V192H132V191L129 189V187H128V186L131 185V184L129 185L130 182L127 184L128 186L126 185V183L129 181L128 179H127V180H128L127 182H126V181H125V183L122 182V183H124V185H126V186L128 187V189H129L132 193H134V194H129V195H131V196H130V200H131V201L129 200V202H128L127 204L125 203V205H124V206L126 207V205L128 206V204L131 203V204L129 205L131 208H130V207H129V208L126 207V208L129 209V211L126 210V212H125V209H124V211H123V209H122V211L126 213V216H129V217H130V220H132V218H131V216L128 215L127 213H129V212L131 211V209H132V211L134 212V208H135V207H137V209L141 208V212H144L145 209H147L148 211H150L151 213H153L152 210L154 211L156 208H155V209H153V208L151 209V208L149 207V208H150V209H149V208H145V206H143V205H147V206L150 205V206H151V204H149L148 202L152 201L151 199L154 197V194H155L156 196H158L159 193H158L157 191H158L159 189H162V190H163V188L166 187V185H167V176H169V174H170V170H171V172H173V176H174V177L178 174V173L176 174V172H175V168L173 169L172 167H169V166L172 165V163H173V162L171 163L172 160L170 161L171 164H169V166H168V164H166V163H168V162H166L167 160L165 161L164 164H163V162H161ZM174 160H175V159H174ZM195 160H196V159H195ZM224 160L221 161L222 164H224V163L226 162V161L224 162ZM248 160H249V159H248ZM14 161L16 162V161H18V160H14ZM20 161H22V160L20 159L19 162H20ZM130 161H131V160H130ZM192 161H193V160H192ZM199 161H200V159H199ZM199 161H198V162H199ZM208 161H211V159L209 158ZM208 161H207V157H205L204 161H202V162H203L202 167H203V166L205 167V165L207 166V165L209 164ZM250 161H251V160H250ZM22 162H23V161H22ZM22 162H20V163H22ZM62 162H63V163H66V161H65V162L62 161ZM73 162H74V159H73ZM73 162H71V163H73ZM134 162H135V161H134ZM139 162H140V161H139ZM218 162H219V160H218ZM223 162H224V163H223ZM231 162H232V161H231ZM245 162H247V163H245ZM10 163L12 164V166H11ZM23 163H24V162H23ZM23 163L21 164V166H22V165L25 166V164H26L27 162L24 163V164H23ZM47 163H46V165H45V164L42 165V163H41V164L38 163L37 165H39L40 167L37 166V165H34L33 167H34V169H36V166H37L38 168H42V166H43V169H44V166H47V167H48V164H47ZM52 163H53V162H52ZM55 163H56V160H55ZM55 163H54V164H55ZM74 163H75V162H74ZM74 163L72 164V166L74 165ZM99 163H98V164H99ZM136 163H137V162H136ZM140 163H141V162H140ZM174 163H176V161H175ZM8 164H9V165H8ZM54 164H53V166H54ZM59 164H60V163H59ZM61 164H62V163H61ZM67 164H69V162H67ZM98 164L96 163L94 166H91V167H93V170H95V171H100L99 168H98L99 170L96 169V167H97ZM131 164H132V163H131ZM144 164H145V162H144ZM144 164H143V165H144ZM147 164H148V162H147ZM165 164H166V165H165ZM198 164H200V163H198ZM212 164H213V163H212ZM231 164H232V165H231ZM89 165H90V164H89ZM91 165H92V164H91ZM150 165H149V166H150ZM163 165H164V167L167 166L168 168L165 167V169H164ZM217 165H218V164H217ZM220 165H221V164H220ZM224 165H228V162L225 163ZM49 166H51V165H49ZM53 166H51V167H53ZM55 166H56V164H55ZM55 166H54V168H55ZM59 166H61V165H58L57 167H59ZM62 166H66V165L63 164ZM69 166H70V165H69ZM72 166H71V167H72ZM85 166H86V165H85ZM95 166H96V167H95ZM106 166H107V168H106ZM130 166H131V165H130ZM145 166H147V165H145ZM212 166H213V165H212ZM212 166H210V167L207 166V170L204 168L202 172H199V171H198V172L200 173L199 175H201V174L204 175V176L201 177V178L204 179V180L202 179L203 181L201 180V181L203 182V185H202L201 183H200L201 185L198 184V183L200 182V180L197 182V184L200 185V187H201L199 190L203 189V191H202V190L199 191L200 195H202V196H200V195L198 194V195L200 196V200L202 199V202H203V199L205 198V196H204V195H205L204 192L207 191V188L203 187V186L206 184V183L204 184V181H207V184H209V183H210L209 180H210L211 178H213L212 175H213V173H214V169L212 168ZM233 166L238 167V168H237L238 170L235 171V167H233ZM13 167H14V168H13ZM22 167H23V166H22ZM29 167H30V165H29V163H27L25 169L27 168V170H28V169H30ZM47 167L45 168L44 171H45V174H46V175L50 176V175H49L50 173L48 174L46 171H49V169H50L51 167H48L49 169H48ZM86 167H87V166H86ZM125 167H126V166H125ZM127 167H128V166H127ZM202 167H201V168H202ZM208 167H209V168H208ZM0 168H1V167H0ZM54 168H53V169H54ZM59 168H61V167H59ZM63 168H64V167H63ZM63 168H62V169H63ZM65 168H66V167H65ZM94 168H95V169H94ZM122 168L125 169L124 167H122ZM129 168H130V167H129ZM148 168H149V167H148ZM166 168H167V169H166ZM217 168H219V167H217ZM7 169H8V170H7ZM43 169H42V172H43ZM56 169H57V168H56ZM68 169H69V167H68ZM89 169H90V168H89ZM91 169H92V168H91ZM91 169H90V170H91ZM117 169H118V168H117ZM117 169H116V172H117ZM130 169H131V168H130ZM144 169H145V168H144ZM176 169H177V168H176ZM179 169H180V170H178V172L180 171L181 174L184 175V172H185V169H186L184 163H183V165L179 166ZM228 169H227V170H228ZM21 170H24V168H21V169L18 170V171H21ZM27 170H26V171H27ZM59 170H60V169H59ZM63 170H65V172H66L67 168H66V169H63ZM118 170H119V169H118ZM126 170H127V169H126ZM145 170H147V168H146ZM186 170H187V169H186ZM193 170H194V169H193ZM218 170H219V169H218ZM241 170H242V171H241ZM263 170H264V168H263L262 166H259V167L257 168V172L259 173V176H262ZM26 171H25V172H26ZM50 171H51V170H50ZM52 171H53V170H52ZM56 171H57V170H56ZM69 171H70V170H69ZM69 171H68V172H69ZM84 171H85V170H84ZM95 171H94V174L96 175ZM102 171H101V172H102ZM122 171H123V170H122ZM127 171H128V170H127ZM142 171H143V170H142ZM142 171H141V172H142ZM167 171H169V174H168V175L166 174ZM0 172H2V170H0ZM4 172H5V171H4ZM7 172H6V173H7ZM29 172H30V171H29ZM53 172H55V171H53ZM57 172H58V171H57ZM57 172H55V175H56V176L58 175V176L60 177L59 173L57 174ZM60 172H63V171L60 170ZM71 172H73V171L71 170ZM109 172H111V171L109 170ZM114 172H115V171H114ZM116 172H115V173H116ZM141 172H138V173H141ZM144 172H145V171H143V173H144ZM150 172H151V173H150ZM180 172H179V173H180ZM186 172H187V171H186ZM216 172H217V171H216ZM218 172H219V171H218ZM220 172H221L220 174H224V172L227 173V171H224V172L220 171ZM2 173H3V172H2ZM2 173H1V174H2ZM9 173H11V172L9 171ZM21 173H22V172H20V174H21ZM23 173H24V172H23ZM23 173H22V174H23ZM26 173H27V172H26ZM66 173H67V172H66ZM69 173H70V172H69ZM69 173H67V174H69ZM97 173H98V172H97ZM102 173H103V172H102ZM102 173H101V174H102ZM104 173H105V172H104ZM124 173H125V171H124ZM124 173H123V174H124ZM133 173H134V172H133ZM145 173H146V172H145ZM145 173H144V174H145ZM229 173H230V172L228 171V174H229ZM236 173H235V174L233 173V174L235 175V176L233 175V176H234V177H233V180H232V177L229 178V180L234 181V180H235L234 178L238 175V174H236ZM243 173H245V174H243ZM3 174H4V173H3ZM62 174H63V173H62ZM70 174H71V173H70ZM84 174H85V173H84ZM112 174H113V173H112ZM121 174H122V173H121ZM135 174H136V173H135ZM144 174H140V175H138L137 177H139V176H141V175L143 176ZM217 174H218V173H217ZM228 174H225V175L230 176V175H228ZM7 175H8V174H7ZM46 175H45V176H46ZM63 175H66V174H63ZM63 175H62V180H63V177H64ZM71 175H72V174H71ZM87 175H88V174H87ZM95 175H94V178H96ZM103 175H104V174H103ZM106 175H107V174H106ZM199 175H198V177H200ZM254 175H255V177H256V174H254ZM52 176H54V175L52 174V175L50 176V178H52ZM67 176H68L67 178L70 179L69 177H71V176H69V175H67ZM126 176H127V175H126ZM132 176H133V175H132ZM191 176H192V174H191ZM191 176H190V177H191ZM227 176H225V177H226V179L228 180V177H227ZM6 177H7V176H6ZM15 177H18V175H17V176L15 175ZM41 177H42V176H41ZM41 177H40V178H41ZM46 177H47V176H46ZM91 177H92V176H91ZM119 177H120V174H119ZM119 177H118V179H119ZM179 177H180V176H179ZM221 177H222V176H221ZM225 177H224V175H223V178H222V179L224 180ZM21 178H22V176H21ZM57 178H58V177H57ZM94 178H93V181L95 180ZM130 178H131V177H130ZM134 178H135V177H134ZM152 178H151V180H152ZM192 178H193V177H192ZM205 178H206V180H205ZM239 178H240V177H239V175H238V177L236 178L235 181H237V179H239ZM0 179H1V177H0ZM45 179H46V178H45ZM45 179H44V180H45ZM58 179H59V178H58ZM71 179H72V178H71ZM88 179H90V178H88ZM118 179H117V181H118ZM124 179H126V177H125ZM124 179H123V180H124ZM186 179H187V178H186ZM214 179H215V178H214ZM219 179H220V176H219ZM248 179H251V177L248 178ZM259 179H260V178H259ZM259 179H258V180H259ZM1 180H3V178H2ZM41 180H43V177H42ZM47 180H48V179H47ZM51 180H53V179H51ZM59 180H60V179H59ZM59 180H58V181H59ZM72 180L74 181V179H72ZM83 180H84L83 183H84L85 181H87V179H86V180L83 179ZM90 180H91V179H90ZM90 180H88V181H90ZM121 180H122V178H121ZM121 180H119V181H121ZM135 180H136V179H135ZM223 180L221 181V183L224 184ZM227 180L225 181V183L229 181V180H228V181H227ZM263 180H264V179H263ZM3 181H4V180H3ZM48 181H50V180H48ZM66 181H67V179H66ZM73 181H72V182H73ZM77 181H78V180H77ZM88 181L84 184V186H85V185H87V184L89 183L88 185H90V186L87 185V186L84 187V188L87 187V190L92 189V188L94 187L93 181H92V180H91L92 182H88ZM169 181H170V180H169ZM169 181H168V183H169ZM178 181H179L178 178H175V179L173 180V183H174L173 187H171V186H170L171 188L169 187V189L167 190L168 195H167L166 198L164 197V198H165V201H164V203H162V204H163L164 208H166V210H167V209L169 210V209H171V208L173 207V206H172L173 191H174V186L178 183ZM189 181H190V180H189ZM213 181H214V180H213ZM231 181L228 182V183H229L228 185H231V186H232V185H233V182H231ZM238 181H239V180H238ZM245 181H246V180H245ZM245 181H244V183H245ZM1 182H2V181H1ZM43 182H44V181H43ZM51 182L53 183V181H51ZM56 182H57V180H56ZM59 182H60V181H59ZM63 182L65 183V181H63ZM74 182H75V181H74ZM95 182H96V181H95ZM171 182H172V181H171ZM171 182H170V184H172ZM179 182H180V181H179ZM194 182H196V181H194ZM241 182H242V181H241ZM259 182H260V180H259ZM91 183H92V185H91ZM119 183H120L119 186L122 187L121 182H119ZM135 183H136V182H135ZM219 183H220V181H219ZM230 183H232V184H230ZM236 183H237V182H236ZM238 183H239V182H238ZM244 183H242V184L244 185ZM246 183H247V182H246ZM1 184H2V183H1ZM1 184H0V185H1ZM73 184L75 185V183H72V185H73ZM76 184H77V183H76ZM115 184H116V183H115ZM170 184H169V185H170ZM192 184H193V183L190 182L189 185H188V187L190 188V187L192 186ZM195 184H196V183H195ZM252 184H254V182L251 183V185H252ZM48 185H49L50 187H53L54 184H53V185H52V184H51V185L48 184ZM48 185H47V189L49 188ZM62 185H63V184H62ZM66 185H68V184L66 183ZM69 185L71 186V184H69ZM108 185H109V184H108ZM133 185H134V183H133ZM151 185H153V186H151ZM211 185H212V184H211ZM216 185H217V184H216ZM220 185H222V184H220ZM226 185H227V184H226ZM236 185H237V184H236ZM243 185H242V186H243ZM256 185H259V183L257 182ZM260 185H261V184H260ZM1 186H2V185H1ZM57 186H58V185H57ZM57 186L54 185V187H57ZM95 186H96V185H95ZM134 186H135V185H134ZM167 186H168V185H167ZM194 186H195V185H193V187H194ZM222 186H223V185H222ZM63 187H64V186H63ZM88 187H91V188H88ZM106 187H107V186H106ZM108 187H109V186H108ZM108 187H107V188H108ZM117 187H118V186H117ZM117 187H116V189H117ZM123 187H125V186H123ZM135 187H136V186H135ZM202 187H203V188H202ZM212 187H213V186H212ZM212 187H211V188H212ZM220 187H221V186H220ZM68 188H70V187L68 186ZM68 188H67V190H68ZM94 188H95V187H94ZM94 188H93V189H94ZM99 188L101 189V187H99ZM102 188H103V187H102ZM104 188H105V187H104ZM138 188H137V189H138ZM155 188H156V189H155ZM186 188H187V187H186ZM186 188H185V189H186ZM234 188H235V187H234ZM47 189H46V190H47ZM71 189H72L73 191H72V190H71L70 192L68 191L70 194H71L72 192H73V194L76 193V192L74 191V189H76L75 186H74L73 188H71ZM114 189H115V188H114ZM131 189H132V188H131ZM154 189H155V191H153ZM165 189H166V188H165ZM193 189H194V188H193ZM196 189H198V186L196 187ZM205 189H206V191H204ZM212 189H213V188H212ZM222 189H223V187H222ZM235 189H236V188H235ZM237 189H239V188H237ZM49 190H51V189L49 188ZM64 190H65V188H63V191H64ZM77 190H80V188L78 189V187H77ZM82 190H83V189H82ZM85 190H86V189H85ZM87 190H86V191H87ZM186 190H187V189H186ZM189 190H190V189H189ZM224 190H225V188L223 189V193L225 192ZM230 190H231V189H229V193H228V192H225L224 194L227 193V196H229L230 194L233 193V192L231 193ZM239 190H240V189H239ZM246 190H247V189H246ZM90 191H91V190H90ZM92 191H93V190H92ZM94 191H95V190H94ZM115 191H116V190H115ZM120 191L122 192V190H120ZM120 191H118V192H120ZM152 191H153L154 193H151ZM194 191H195V190H194ZM194 191H193V192H194ZM80 192H82V191H80ZM84 192H85V191H84ZM103 192H104V191H103ZM185 192H186V191H185ZM191 192H192V190L189 191V197H190V199H191V195H193V193L191 194ZM221 192H222V191H221ZM86 193H87V192H86ZM86 193H85V194H86ZM88 193H89V192H88ZM202 193H203L204 195H203ZM206 193H208V191H207ZM209 193H210V192H209ZM212 193H213V191H212ZM216 193H217V192H216ZM249 193H250V192H249ZM78 194H79V192H78ZM104 194H105V193H104ZM113 194H114V192H113ZM115 194H116V193H115ZM122 194H123V193H122ZM160 194L165 195V192L162 191ZM160 194H159V195H160ZM195 194L197 195V192L194 193V195H195ZM210 194H211V193H210ZM213 194H215V193H213ZM224 194H222V195H224ZM228 194H229V195H228ZM238 194H239V195H238L239 198H243V199L246 198V197L248 196V194L245 193V192H243V191H241V192L239 191ZM83 195H84V194H83ZM105 195H106V194H105ZM116 195H117V194H116ZM127 195H128V194H127ZM127 195H126V196H127ZM162 195H161V196H162ZM183 195H184V194H183ZM198 195H197V197H199ZM206 195L209 196V194H206ZM234 195H235V194H234ZM113 196H114V195H113ZM113 196H112V197H113ZM184 196H185V195H184ZM203 196H204V198H202ZM207 196H206V197H207ZM227 196H226V197H227ZM261 196H262V195H261ZM67 197H68V196H67ZM72 197H73V198H72ZM72 197H70V199L72 198L73 200H70V201L73 202V203H72V206H73L74 204H76V202H79L80 200L78 199V201H77L76 198H75L74 196H72ZM114 197H116V196H114ZM121 197H122V196H121ZM123 197L125 198V196H123ZM131 197H132V198H131ZM158 197H159V196H158ZM63 198H64V196H63ZM68 198H69V197H68ZM68 198H67V199H68ZM74 198H75V200H74ZM126 198L128 199L129 197L127 196ZM194 198H196V197L193 196L192 199H194ZM228 198H229V197H228ZM67 199H66V197L64 198V200H65L66 202H67ZM154 199H155V197L153 198V200H154ZM159 199H160V197H159ZM207 199H208V198H207ZM207 199L205 198L206 201H208V200L210 199V200L208 201L209 205L207 204V207H209V206L212 205L214 202H212V199H213V198L211 199V197H210L208 200H207ZM64 200H63V201H64ZM236 200H237V199H236ZM132 201H133V203H132ZM154 201H156V200H154ZM159 201H160V200H159ZM210 201H211V202H210ZM233 201H234V200H233ZM44 202H45V200H44ZM44 202H43V203H44ZM125 202H126V201H125ZM177 202H178V201H177ZM193 202H194V201H193ZM199 202H201V201H199ZM222 202H223V201H222ZM222 202H221V203H222ZM229 202H230V201H229ZM247 202H248V201H247ZM141 203H142V204H141ZM143 203H145V204H143ZM147 203H148V204H147ZM156 203H157V202H156ZM189 203L192 204V200H191V202H189ZM205 203H206V202H205ZM227 203H228V202H227ZM227 203H226V204H227ZM233 203H234V202H233ZM249 203H250V202H249ZM67 204H68V203H67ZM92 204H93V203H92ZM123 204H124V203H123ZM132 204H133V207H132ZM134 204H135V206H134ZM140 204H141L143 207H141ZM160 204H161V203H160ZM162 204H161L160 206H162ZM193 204L195 205V203H193ZM193 204H192V205H193ZM235 204H236V202H235ZM239 204H240V202H239ZM245 204H246V203H245ZM253 204H254V203H253ZM100 205H101V204H100ZM153 205H154V203H153ZM199 205H201V208H203V206H206L205 204L202 205V203H201V204L199 203L198 206H199ZM229 205L231 206V204H229ZM232 205H233V204H232ZM69 206H71V205H69ZM97 206H98V205H97ZM147 206H146V207H147ZM160 206H159V207H160ZM198 206H197V207H198ZM213 206H215V203H214ZM230 206H229V208H226V211H225L226 213L230 210ZM237 206H238V208H239V205H237ZM243 206H244V205H243ZM251 206H252V204H251ZM125 207H124V208H125ZM156 207H157V206H156ZM175 207H176V206H175ZM197 207H196V208H197ZM199 207H200V206H199ZM216 207H217V206H215V208H216ZM233 207H234V206H233ZM254 207H255V206H254ZM44 208H45V207H44ZM44 208H41V212H42V210H43ZM67 208H68V207H67ZM100 208H102V207H100ZM143 208H145V209L143 210ZM192 208H193V207H192ZM194 208H195V207H194ZM196 208H195V209H196ZM205 208H206V207H205ZM211 208H213L212 211L215 210L214 207H211ZM220 208H222V205H221ZM242 208H243V207H242ZM251 208H252V207H251ZM251 208H250V209H251ZM259 208H260V207H259ZM95 209H96V208H95ZM190 209H191V208H190ZM207 209H208V212H209V210H211V209H209V208H207ZM217 209H218V208H217ZM223 209H224V208H223ZM260 209H261V208H260ZM79 210H80V209H79ZM79 210H78V211H79ZM100 210H101V209H100ZM156 210H158V209H156ZM156 210H155V211H156ZM179 210H180V209H179ZM235 210H236V211H235ZM235 210H234V212H235V214H236V212H237L238 209H235ZM86 211H87V210H86ZM94 211H96V210H94ZM122 211H121V212H122ZM127 211H128V212H127ZM132 211H131V212H132ZM161 211H162V210H161ZM202 211H204V210H201V212H202ZM212 211H210V212H212ZM230 211H231V210H230ZM242 211H243V209L240 210V212H242ZM68 212H69V211H67V213H68ZM97 212H98V209H97ZM131 212H130V213H131ZM150 212H147V215H149ZM182 212H183V211H182ZM190 212H191V211H190ZM208 212H207V213H208ZM225 212H224V213H225ZM238 212H239V211H238ZM46 213H48V211H46ZM46 213L44 212V214H46ZM99 213H100V212H99ZM110 213H111V215H114V216H115V214H112L111 211H110ZM130 213H129V214H130ZM139 213H140V212H139ZM145 213H146V211H145ZM156 213H157V212H156ZM156 213H155V214H156ZM165 213H166V212H165ZM231 213H232V212H231ZM71 214H72V213H71ZM123 214H124V213H123ZM131 214H132V213H131ZM133 214H135V212H134ZM133 214H132V215H133ZM159 214H160V209L158 210V213H157L156 215H153V216L149 215V216L152 217V218L149 217L150 219L146 218L147 215H146L145 217H141V216H140L141 219H143V220H141L142 223H141V221H140V223L142 224L140 228H141V232H143V233L140 232V234H142V235L145 234V235H146L149 231H151V228H152L153 226H156L158 223L163 224V223L165 222V220H160ZM168 214H169V213H168ZM176 214H177V213H176ZM182 214H183V213H182ZM199 214H200V211H199ZM221 214H222V213H221ZM221 214H219V215H221ZM47 215H48V214H47ZM107 215H108V214H107ZM160 215H161V214H160ZM162 215H163V214H162ZM200 215H202V214H200ZM71 216H72V215H71ZM76 216H77V214H76ZM108 216H109V215H108ZM114 216H112V217H114ZM133 216H134V215H133ZM136 216H138V215H136ZM143 216H144V215H143ZM171 216H172V215H171ZM214 216H215V215H214ZM222 216H223V215H222ZM226 216H227V215H226ZM226 216L224 217L225 220H226V222L224 223L225 225H224L223 223H222L221 225L218 224V225H220L219 227H222L223 225H224V227H225L226 225H228V222H227L228 219H226V218H227ZM228 216H229V215H228ZM236 216H237V214H236ZM106 217H107V216H106ZM106 217H105V212H104V215H103L102 219H104V218H106ZM124 217H125V214H124ZM140 217H139V219H140ZM162 217H163V216H162ZM173 217H174V216H173ZM49 218H50V216H49ZM90 218H91V220L93 221L94 217L91 216ZM90 218H89V220H90ZM99 218H100V217H99ZM135 218H136V217H135ZM176 218H177V217H176ZM188 218H189V217H188ZM197 218H198V217H197ZM214 218H215V217H214ZM217 218H220V216L217 217ZM51 219H52V218H51ZM86 219H87V218H86ZM86 219H85V221H87ZM106 219H111V218L108 217V218H106ZM106 219H104V220H106ZM117 219H118V218H117ZM117 219H115V220H116V222L118 221L117 223H119V219H118V220H117ZM136 219H137V218H136ZM202 219H203V217H202ZM45 220H47V219L44 218V222H45ZM79 220H80V219H79ZM94 220H95V219H94ZM115 220H114V221H115ZM125 220H126V223L128 224V222H127V221H128V217H125ZM174 220H175V219H174ZM206 220H207V219H206ZM232 220H233V219H232ZM235 220H236V219H235ZM249 220H250V219H249ZM251 220H253V219H251ZM42 221H43V220H41V222H42ZM48 221H49V220H48ZM85 221H84V222H85ZM92 221L89 222V223L91 224ZM101 221H102V220L99 221V225H100L99 227H100V228H101V224H100ZM196 221H197V220H196ZM196 221H195V222H196ZM201 221H202V220H201ZM201 221H200V222H201ZM228 221H229V220H228ZM238 221H240V220H238ZM44 222H43V223H44ZM46 222H47V221H46ZM46 222H45V223H46ZM68 222H69V221H68ZM116 222H115V226H116V224H117ZM200 222H198V223H200ZM203 222H204V221H203ZM240 222H241V221H240ZM249 222H250V221H249ZM251 222H252V221H251ZM251 222H250V223H251ZM45 223H44V224H45ZM52 223H53V222H52ZM102 223H103V222H102ZM113 223H114V222H113ZM113 223H112V224H113ZM129 223H130V222H129ZM131 223L133 224V222H131ZM134 223L136 224L137 221L135 220ZM171 223H172V222H171ZM218 223H219V222H218ZM233 223H234V222H233ZM34 224H35V223H34ZM34 224H33V225H34ZM36 224H37V223H36ZM46 224H47V226H48V222H47ZM50 224H51V223H50ZM86 224H87L88 227H89L90 224H88V223H86ZM86 224L84 223V225H85L84 227H86ZM95 224H96V223H95ZM97 224H98V223H97ZM103 224H104V223H103ZM200 224H201V223H200ZM251 224H253V222H252ZM41 225H42V224H41ZM41 225H40V226H41ZM71 225H72V223H71ZM106 225H107V224H105V226H106ZM138 225H139V224H138ZM138 225H137V226H138ZM166 225H167V224H166ZM196 225H197V224H196ZM229 225H230V223H229ZM36 226H39V225H36ZM47 226H46V228H47ZM49 226H50V225H49ZM80 226H81V225H80ZM92 226H93V225H92ZM92 226H91V228H92ZM102 226H104V225H102ZM110 226H111V225H110ZM118 226H119V225H117V227H114V225H113V227L115 228V231L119 230V232L117 231V232H118L117 234H119V233L121 234V233H122V236H123V234L125 235V233H123V232H126V233H127V231L125 230L126 228L123 227V226H124L123 223L121 224V222H120V226L123 227L122 230H124V231H122V230L120 229V226H119V227H118ZM201 226H203V224H202ZM234 226H235V225H234ZM52 227H53V226H52ZM62 227H63V226H62ZM224 227L222 228V230L224 229V230L227 231V229L229 228V227H227V229H225L226 227H225V228H224ZM235 227H236V226H235ZM40 228H41V227H40ZM60 228H61V227H60ZM93 228L95 229V227H93ZM116 228H117V230H116ZM118 228H119V229H118ZM198 228H200V227H198ZM236 228H237V227H236ZM248 228H249V226H248ZM44 229H45V228H44ZM48 229H49V228H48ZM48 229H47V230L45 229L46 232H48ZM50 229H53V228L50 227ZM63 229H64V228H62V230H63ZM65 229H66V228H65ZM73 229H74V228H73ZM94 229H93V231H96V230H97V229H95V230H94ZM107 229H108V227H107ZM203 229H204V227H203ZM253 229H254V228H253ZM53 230H54V229H53ZM89 230H90V229H89ZM110 230H111V229H110ZM120 230H121L122 232H121ZM169 230H170V229H169ZM173 230H174V229H173ZM228 230H229L230 232L232 231V229H228ZM256 230H257V229H256ZM256 230H255V231H256ZM259 230H260V228H259ZM87 231H88V229H87ZM93 231H92V232H93ZM98 231H99V230H98ZM98 231H97V233H99ZM100 231H101L102 234H103V231H102V230H100ZM105 231H108V230L105 229ZM105 231H104V233H105ZM138 231H139V228H134V232H135L136 234L138 233ZM219 231H220V230H219ZM236 231H237V230H236ZM246 231H248V229H247ZM255 231H254V233H255ZM260 231H261V230H260ZM260 231H259V232H260ZM61 232H62V231H61ZM80 232H81V231H80ZM108 232H111V231H108ZM113 232H114V231H113ZM203 232H204V235H206L205 233H207V232H206V231H203ZM57 233H58V232H57ZM81 233H82V232H81ZM94 233H95V232H94ZM151 233H152V234H151L150 236H149V235H147V237L145 236V238L142 239V241H143L144 243H146V240H147V238H148V236H149V237L152 239V242H151L150 244H147V243H146V245H151L152 247H150V248H151V249L154 248V250H155V248L160 249V248L162 247V246H161V240H160V238H162V237H159V231H158V230H154V231H152ZM176 233H177V232H176ZM228 233H229V232H228ZM252 233H253V232H252ZM254 233H253V235H254ZM79 234H80V233H79ZM102 234H100V236H101ZM110 234H111V233H110ZM113 234H114V233H113ZM179 234H180V233H179ZM199 234H200V233H199ZM233 234H234V232H233ZM246 234H247V233H246ZM246 234H245V236H246ZM259 234H261V233H259ZM54 235H55V231H54ZM74 235H77V234L74 233ZM89 235H92V234L89 233ZM93 235H94V234H93ZM127 235H130V234H126V236H127ZM142 235H141V236H142ZM216 235H220V232L217 233ZM216 235H215V236H216ZM25 236H26V235H25ZM43 236H44V235H43ZM47 236H48V234H47ZM102 236H103V235H102ZM102 236H101V237H102ZM105 236H106V233H105ZM120 236H121V235H119V237H120ZM126 236H124L125 238H124V237H123V238L121 237V238H122L121 241H120L119 238H117V240H114V244H115V246L117 247L118 250H121V244L127 247V245H125V243H124V242H126L124 239H127V238H128V237L126 238ZM168 236H169V235H168ZM208 236H209V235H208ZM221 236H222V234H221ZM231 236H232V235H231ZM245 236H244V238H245ZM34 237H37V236H34ZM73 237H75V236H73ZM78 237H79V235H78ZM86 237H88V236H86ZM211 237H212V236H211ZM229 237H230V236H229ZM26 238H27V237H26ZM26 238H25V239H26ZM37 238H38V237H37ZM43 238L45 239V238H46V235H45V237H43ZM80 238L83 239L84 237L81 236ZM109 238H110V237H109ZM109 238H108V239L106 238V239L109 240ZM131 238H132V237H131ZM220 238H222V237H220ZM225 238H226V236H225ZM72 239H73V238H72ZM74 239H76V237H75ZM96 239H97V238H96ZM132 239L134 240V238H132ZM180 239H181V238H180ZM207 239H208V238H207ZM229 239H230V238H229ZM229 239H228V240H229ZM245 239H246V238H245ZM252 239H253V237H252ZM257 239H258V238H257ZM78 240H80V239H78ZM84 240H85V239H84ZM122 240H123L124 242H123ZM129 240H130V239H129ZM129 240H128V241H129ZM135 240H136V239H135ZM140 240H141V239H140ZM197 240H198V239H197ZM210 240H212V239H210ZM210 240H209V241H210ZM228 240H227V241H228ZM230 240H231V239H230ZM234 240H235V239H234ZM72 241H73V240H72ZM104 241H105V239H104ZM137 241H138V240H136V242H134V244L131 243L132 246H130L129 248H128V247L126 248V247H123V246H122V249L124 248L123 251H124V250L126 251V250L130 249L131 247H133V245H134V247H136V246H140V247L142 246V247H143V245H140V243H139V242L137 243ZM219 241H220V240H219ZM225 241H226V240H225ZM2 242H3V241H2ZM2 242L0 241V250H1V252H2V247H3V246L1 245ZM4 242H5V241H4ZM64 242H65V241H64ZM79 242H80V241H79ZM81 242H82V241H81ZM106 242H107V241H106ZM120 242H122V243H120ZM203 242H204V241H202V243H203ZM229 242H231V241H229ZM251 242H252V241H251ZM251 242L249 243V241H248L247 244L249 243V244H251V245L253 246V243H251ZM9 243H10V241H9ZM11 243H13V242H11ZM11 243H10V244H11ZM111 243H112V241H111ZM126 243H127V242H126ZM136 243H137V245H136ZM177 243H178V242H177ZM197 243H198V242H197ZM200 243H201V242H200ZM10 244H9V245H10ZM67 244H68V243H67ZM71 244H72V242H71ZM71 244H70V246H72ZM80 244H81V243H80ZM103 244H105V243H103ZM131 244H128V245H131ZM138 244H139V245H138ZM203 244H204V243H203ZM215 244H216V243H215ZM258 244H259V243H258ZM4 245H5V243H4ZM73 245H75V244H73ZM135 245H136V246H135ZM172 245H173V243H172ZM198 245H199V244H198ZM219 245H220V244H219ZM229 245H230V247H228V248H230L231 250H230V249H228V250H229L230 252H232V250H235V249H236V248L232 249L233 247H231V243H230ZM1 246H2V247H1ZM7 246H8V245H6V247H7ZM23 246H24V245H23ZM100 246H101V245H100ZM160 246H161V247H160ZM178 246H179V245H178ZM178 246H177V247H178ZM232 246H233V245H232ZM262 246H264V245H262ZM6 247L4 246L3 249H5ZM91 247H93V246H91ZM107 247H108V246H107ZM107 247L104 248L103 250L107 249ZM142 247H141V248H142ZM170 247H171V246H170ZM180 247H181V246H180ZM210 247H211V246H210ZM57 248H58V247H57ZM57 248H56V249H57ZM99 248L101 249V247H99ZM136 248H137V247H136ZM141 248H140V249H141ZM144 248H145V247H144ZM181 248H183V247H181ZM196 248H197V247H196ZM218 248H219V246H218ZM243 248H244V247H243ZM7 249H8V248H7ZM7 249H5V251H6ZM31 249H32V248H31ZM38 249H39V248H38ZM50 249H52V250H51V253H52V254L50 253L49 255H53V254H54V253H53V248H50ZM50 249H47V250L49 251ZM89 249H90V248H89ZM117 249H116V250H117ZM140 249H139V247L137 248V250H140ZM146 249H149V248H146ZM158 249H157V250H158ZM172 249H173V247H172ZM198 249H199V248H198ZM34 250H35V249H34ZM34 250H33V251H34ZM59 250H60V248H59ZM71 250H72V249H71ZM73 250H74V249H73ZM118 250H117V251H118ZM130 250H131V252H132L131 254H133V249H130ZM144 250H145V249H144ZM180 250H181V249H180ZM215 250H216V249H215ZM5 251H4V252H5ZM8 251H9V250H8ZM36 251H37V248H36ZM57 251H58V250H57ZM88 251H89V250H88ZM105 251H106V250H105ZM105 251H104V252H105ZM107 251H108V250H107ZM113 251H114V250H113ZM113 251H112V252H113ZM142 251H143V249H142ZM181 251H182V250H181ZM237 251H238V248H237ZM245 251H246V250H244V253L247 252V251H246V252H245ZM263 251H264V249H263ZM1 252H0V253H1ZM54 252H55V253H58V252H56L55 250H54ZM92 252H93V251H92ZM108 252H109V251H108ZM108 252H107V254H108ZM119 252H120V251H118L117 254H120ZM138 252H139V251H138ZM143 252L145 253L146 251H143ZM151 252H152V251H151ZM233 252H234V251H233ZM248 252H249V251H248ZM251 252L254 253L253 251H251ZM251 252H250V253H251ZM2 253H3V252H2ZM11 253H12V252H11ZM59 253H60V252H59ZM59 253H58V254H59ZM67 253H68V252H67ZM87 253H88V252H87ZM105 253H106V252H105ZM139 253L143 254L142 252H139ZM163 253H165V252H163ZM178 253H179V252H178ZM191 253H192V251H191ZM195 253H196V252H195ZM199 253H200V252H199ZM204 253H205V252H204ZM212 253H213V252H212ZM212 253H211V254H212ZM234 253H236V252H234ZM250 253H249V254H250ZM68 254H70V253H68ZM90 254H92V253L90 252L89 255H90ZM103 254H104V253H103ZM121 254H123V253H121ZM145 254H146V253H145ZM153 254H154V253H153ZM186 254H187V253H186ZM186 254H184V255H186ZM220 254H221V253H220ZM249 254H246V255H248V257H250V256L252 257V256H253V259H254L255 257L258 256V254H257L256 256H255V254H250V255H249ZM260 254H261V253H260ZM263 254H264V253H262V256H263ZM46 255H47V254H46ZM56 255H57V254H56ZM59 255H60V254H59ZM182 255H183V254H182ZM184 255H183V256H184ZM233 255H234V254H233ZM235 255H236V254H235ZM238 255H239V254H238ZM240 255H243V252H242V254H240ZM240 255H239V256H240ZM5 256H7V254H6ZM8 256H9V255H8ZM11 256H13V255H11ZM66 256H67V255H66ZM84 256H85V255H84ZM105 256H106V255H105ZM147 256H148V255H147ZM149 256L151 257L152 255H149ZM176 256H177V255H176ZM200 256H201V255H200ZM231 256H232V255H231ZM53 257H56V256H53ZM57 257H58V256H57ZM71 257H72V256H71ZM74 257H75V254H74ZM74 257H72V258L74 259ZM90 257H92V256L90 255ZM90 257H89V259H90ZM95 257H96V256H95ZM174 257H175V256H174ZM178 257H179V256H178ZM198 257H199V256H198ZM235 257H236V256H234V258H235ZM248 257H247V258H248ZM260 257H261V255H260ZM260 257H259V258H260ZM45 258H46V257H45ZM82 258H84V257H82ZM82 258H81V259H82ZM93 258H94V257H93ZM97 258H98V257H96V259H97ZM153 258H155V257L153 256ZM188 258H189V257H188ZM212 258H213V257H212ZM9 259H10V257H9ZM13 259H15V258H13ZM13 259H12V261H13L12 263L15 262ZM16 259H17V258H16ZM91 259H92V258H91ZM126 259H127V258H126ZM198 259H199V258H198ZM200 259H201V258H200ZM223 259H224V258H223ZM248 259H249V258H248ZM253 259H250V260H253ZM255 259H256V258H255ZM48 260H49V259H48ZM68 260H69V259H68ZM84 260H85V258H84ZM174 260H175V259H174ZM195 260H196V259H195ZM240 260H241V259H240ZM250 260H247V261H249V262H248L249 264L251 263ZM257 260H258V259H257ZM0 261H3V260H1V257H0ZM56 261H57V260H56ZM126 261H128V260H126ZM132 261H134V260H132ZM235 261H236V260H235ZM235 261H234V262H235ZM245 261H246V260H245ZM253 261H254V260H253ZM253 261H252V262H253ZM4 262H5V263H3V262H2V263H3V264H6V261H4ZM7 262H8V261H7ZM10 262H11V261H10ZM10 262H9V263H10ZM38 262H39V261H38ZM72 262H73V261H72ZM79 262H80V260H79ZM79 262H78V263H79ZM122 262H123V261H122ZM129 262H131V260H129L128 263H129ZM173 262H174V261H173ZM196 262H197V260H196ZM213 262H214V260H213ZM263 262H264V261H263ZM15 263H16V262H15ZM15 263H14V264H15ZM20 263H21V262H20ZM20 263H18V264H20ZM40 263H41V262H40ZM46 263H47V262H46ZM46 263H45V264H46ZM66 263H67V262H66ZM68 263H69V261H68ZM75 263H76V262H75ZM134 263H135V261H134ZM143 263H144V262H143ZM174 263H175V262H174ZM215 263H216V261H215ZM248 263H247V264H248ZM253 263H254V262H253ZM257 263H258V262H256V264H257ZM10 264H11V263H10ZM21 264H22V263H21ZM24 264H27V263H24ZM37 264H38V263H37ZM42 264H44V263H42ZM130 264H132V263H130ZM197 264H198V263H197ZM244 264H245V263H244Z\"/></svg>",
	"mask_w": 264,
	"mask_h": 264
}]
</instances>
